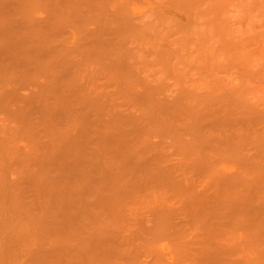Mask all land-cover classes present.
Returning <instances> with one entry per match:
<instances>
[{"label": "rangeland", "instance_id": "obj_1", "mask_svg": "<svg viewBox=\"0 0 264 264\" xmlns=\"http://www.w3.org/2000/svg\"><path fill=\"white\" fill-rule=\"evenodd\" d=\"M23 1V0H22ZM21 0L19 1V0H0V81L2 82H0V95H1V99H0V140L1 139H3L5 136L9 139V137H10V135H11V137L12 136H14V135H12V134H15L16 132V128H17V130L19 131V133L21 132L20 130H22V129H20L19 130V128H20V124L18 123L19 122V117L20 116H22L23 115V113L27 116V118H28V121H31L32 122V127H29V128H32V129H34V131H35V133H36V135L33 133L34 131H32L31 129H29V130H31L32 131V133L34 134V136L36 137V141H35V143L34 144H36L37 145V147L35 146H33L34 148H35V150H33V148H32V151H31V154H30V158H33L34 157V160H35V157L38 155H36V156H34L35 154H36V152H37V150H38V148H39V146H40V149H41V152L43 151L42 150V148L41 147H43V148H45L44 146L46 145V146H48V143L50 142V138L49 137H51V134H49L50 132H49V129H47L48 128V126H47V124H45L46 123V120L47 119H45V115L47 114V112H49V113H51V115H52V117L54 118V119H58V121H60L61 120V118L59 119L58 118V116H57V114L56 113H54L53 114V112H57V111H59L57 108H56V106H54V104L56 105L59 101H61V99L66 103V105H69L68 103H70V105L69 106H71V105H75L74 107L72 106V108L71 109H69L70 111H72V109L74 110V113L75 114H81L83 111V113L85 114V112H87V113H89L90 114V116L89 117H85V116H88L87 115V113L85 114V116L83 115V118H82V120L81 121H78L79 123L77 124V120H79L80 119V116L79 115H75L74 113H73V111L71 112L72 114V117H74V115L76 116V117H74V120L76 121V124H74V123H72V122H70V121H72V118L70 119L69 117H67L66 118V121H67V123L65 122V118H63V117H65V115H63V117H62V121H64V123H63V127L65 126L66 127V125H67V127L69 128L70 126H71V124H73L72 126L74 127L75 126V128L73 129L72 127L71 128H69V130H66L65 128L61 131V132H63V133H61V135L62 136H59L60 138V140H57L56 141V139H58V138H56V137H54L53 135V137H54V141L55 142H58V143H56V145L57 144H61V145H59V147H62L61 149H63V150H61L60 148V150L61 151H59V150H57L56 149V151L55 150H48V152H54L55 154H56V156L57 157H59V155L61 156L60 158H64V159H67V160H62V159H60V160H62V161H66V163L68 162V161H70L69 163H71V160H68V159H70L71 157H73V160H72V164L74 165V167H70V165L72 166V164H69V163H67V164H65L66 165V167L68 168L69 167V169H66V167H65V165L63 166V171L62 172H60L59 170V172L60 173H62V177H64V178H66L67 179V177H68V179H70V181L69 180H66V179H64V178H62V180L64 181H66L67 183L69 182V186H64V185H66L67 183H61V181L59 182V183H61L63 186H61V184H60V186H59V184L57 183H55V182H58L57 180H61V176H58V177H53V178H51L52 177V175L50 174L49 175V172L51 171V169L53 168L54 169V167H52V166H49V165H52V163L56 160H54L52 163H50L49 161L48 162H46L45 164H44V167L43 168H45V165L46 166H49L48 167V171H47V169H44V171H46V172H48V178L50 177V180L51 179H53V181L52 182H50L49 181V179L46 177L47 175V173L46 172H44V174L46 175V176H44L43 174H38L39 176H35L34 174H36L37 175V172H35L34 171V174H31V175H34L35 176V178L36 177H39L38 179V183H36L37 185H40V187L38 186V188L39 189H45V191L48 189V187H50V185L49 184H54L53 186L55 187V188H57V190H58V192H60L61 191V189L63 190L64 188H66V190L67 189H70L71 191H72V189L76 186L75 184H73V182H75L76 180H77V185H78V187H75V191L74 192H71L70 190L68 191V192H70V194L68 195V192L67 191H65V189H64V191H62L63 193H58V192H55L54 190V193H58V195L59 194H61L62 196H60L59 195V197H60V203H59V205H60V208L61 207H63L62 208V210L60 209V214H59V216L60 217H58V218H60V220L62 221H60L59 219H56V220H59L60 222H58V223H60L61 224V229L62 228H64L65 230L64 231H61L62 233H63V236L65 237V238H68V237H66V233H68V231H69V227H70V225H68V222L69 221H67V220H70V223H71V228H72V220H73V218H70V217H68V219L66 220H64V218H66V213H67V216H69V215H71V217L73 216H77L78 215V217H74V218H76V219H74V229L72 228V229H70V230H74L72 233H71V231H69V234H67L68 236L70 235V236H72L73 237V239H75V238H82V237H80L79 236V234H80V232H82L83 231V235L82 236H84L85 237V235L84 234H86V232H87V234H88V236H87V239L89 240V238H90V236H89V232H91L92 231V229L91 228H94L93 229V232H91L90 233V235H91V237H93V238H90V240H91V243H90V240H89V243L91 244V245H89L91 248H92V250H91V248L89 247V246H87L86 245V243H85V241L83 242L82 241V239H81V241L83 242L82 244L83 245H85V246H82V244L80 243V246H79V243H77L78 242V240L76 239L75 241H77V242H74L73 241V239L72 238H70L69 237V240L70 239H72V241L70 240V243H68L69 241L68 240H65L64 239V237H63V239L62 240H65L66 241V243L65 244H67L68 243V245H70V244H73V245H70V246H68V245H65V246H67V248H72V246L73 247H75L74 248V250H73V248H72V250H70L69 251V249L67 250V249H65V246H64V248H60V250L59 249H57L56 251H55V255H56V252L58 253V254H61V258H62V254L64 253L63 251H65V250H67L68 251V253H66V251H65V253L67 254V257H68V259L70 260V262L68 261V259H66L65 258V260L64 261H66L67 260V262H69V264H89V263H91V264H97L98 263V261H99V263L98 264H102V263H105L104 261H100V260H106V259H108V258H106V257H108V256H106V257H104L103 256V250H101V247L102 246H106L104 243H103V241H101V240H104V239H101V238H105L107 241H109V240H112L113 238V235L117 238V236H118V238L119 239H123L122 241H124V239H126V242H127V240H129V239H131V240H133L134 242H135V246H136V248H135V246L133 245V246H131V247H133L132 248V250L134 251V252H131V254H130V252L128 253V251L127 250H129L131 247H129V248H127L126 247V250H125V247L124 248H122V249H120V252L124 249V258H123V263H121V264H127V261L128 262H130L131 260H132V264H191V261L189 262H185L186 260H189L187 257H189V256H187V255H185V254H183L182 253V249L181 250H179V251H181V253H182V256H186V260L183 262L182 261V259H181V257L179 256V254L177 253V251H176V246L173 244V241L175 240V238H176V242H177V240L179 239L180 240V242L181 241H183V242H181L180 244H178V245H180V246H186L187 247V249L189 248V250H190V248L192 249L193 247H194V249L193 250H195L196 249V253L193 251L192 252V256H193V253L196 255L197 254V252H199L200 253V255H198L199 256V258H198V261H200L201 260V256H202V262H205V259L207 260V261H209V263L211 262L212 264H264V248H262V247H257L256 248V251L254 252V253H251V254H248V251H247V245L245 244V243H243L242 242V244H243V247H244V249L246 250V251H243L241 248V250H242V252H241V250L239 251L240 252V256H241V258H242V256H243V258H242V261H240V260H238L237 261V259L235 260H233V261H235V262H233L232 260L231 261H225L223 258H224V255L222 254V252H221V255H223V258L222 259H220L221 257H220V255H219V253L217 252L218 250L217 249H219V246H220V244H218L219 246H218V248L217 249H215V248H213V249H215V250H217V251H215V250H213V251H215L216 253H211V251H208L207 250V252H208V254H207V252H204V250L205 249H207V248H209V247H204V246H202L203 244L201 243L203 240H205V239H207L208 240V238L211 240V236H212V238H214L213 237V235H215V231H216V229H214V232H213V235H211V231L209 232V231H207V229H204L206 226H204V228H202V226H203V224L202 223H204V221L205 222H210V221H208V219H207V221L206 220H203L200 216V218L203 220V222H202V220H201V223L200 224H198L199 225V228H200V226H201V228L202 229H199V228H196V225H193L194 224V222L193 221H195V220H193V221H191V218H188L189 217V213L187 212V208L186 207H188V205L186 206V203L185 202H183L182 201V199L180 198V202H178V200H179V196H178V200L176 199H174L173 197H175V194L174 193H176V192H172V191H170L172 188H173V185H176V183H178L179 182V184H181L180 182H183V180H185L186 178H187V180H188V182L191 184V186H193V187H195V193H197L196 195H199L200 196V198L202 199L203 198V196H205V197H208L206 194H208L209 195V193H211V192H213V191H211L210 190V185L211 184H213V183H211V181H210V183L211 184H209V187L207 186V185H205V184H207L209 181V179L208 180H205V181H207V183H205L204 184V182H202V181H204V180H202V177H200V176H203V175H206V174H204V173H206V170H210V171H213V173L212 174H214V173H217L218 174V176L220 175V177H222V179H224L225 177V179L224 180H222V181H225L226 182V185L229 183V182H227V180L226 179H232L233 178V180L234 181H236L237 183H239L240 184V181H241V183H243V181H245V182H249L248 181V179H247V176H246V170H247V168H248V166H249V169H251V167L253 166V164L254 165H256L255 163H252V159H251V156H252V158H254V157H256L255 158V160L256 159H258L257 158V156H258V154H257V152H255V149L252 147V146H254V145H252V146H250L251 144H249V143H251L252 141H254L255 139L257 140V139H259V142H260V140L261 141H263V139H264V130H262V128H260L261 130H260V132H258V131H253L254 133L256 132V134H253L252 132H250L251 131V129H250V127H249V129L248 128H245V130L246 129H248L249 130V133L251 134V135H246L247 136V138L246 139H244V140H247V142H248V144H245V143H242V144H245V145H241V143L239 144V143H235V145H233V146H227V144L228 145H230L229 144V141L227 142L226 140H228L229 138H227L225 135H227V130H226V134H224V132L222 131V132H220V131H218L217 130V128L220 130V129H222L220 126H219V124H220V122L222 121V120H220V116H217V114L218 115H221L223 112H224V110H222V112H221V114H219L220 113V111H215V110H212V112H213V116H215V117H217L218 118V120H217V122H218V124H217V122H215V123H213L212 121H210V123H212V125H209L208 124V126H207V123H209V121L207 120V118H209V116L211 117V115L209 114L208 115V117H207V114H204L203 115V113H204V111H207L208 112V109L210 108V105L212 106L211 108L212 109H217V108H220V106L221 105H225V106H227V107H231L232 106V109H233V104H234V102L235 101H237L238 103H239V101L241 102V100L243 99L245 102H246V100H245V97H243L244 96V94L247 96V99H248V97H250V96H253L252 95V93H254V91H257L258 92V94H259V96L260 95H262V94H260V92L262 91L263 92V98H262V96H260L259 98H257V100H256V97H257V92H256V97L255 96H253V97H255L254 98V100L253 99H249L251 102H253V103H251L252 105H254V108H256L255 110L257 111V113H258V115L260 116V118L261 119H264V89H263V86H264V0H110V1H112V2H108V0H106L107 1V5H108V7H106L104 4H103V2H101L103 5H102V7L103 8H101V5H100V0H98L99 2L97 3L96 1L97 0H93L94 2H96V4H97V6L98 7H96V5H95V3L94 2H91V1H89V0H87V3L89 2V5H88V9H89V7H93L92 9H94V7L96 8V9H94V10H97V12L95 11L94 12V10H92L91 8H90V11L88 12L87 10L88 9H86V8H84V11H81V9H83V7L82 6H80V5H84L85 4V1L86 0H83V2H81L82 0H79V2H78V0H75V1H77L76 2V4H79V3H81V4H79V5H77L76 6V4H75V11H74V8H73V6H74V4L72 3V2H74L73 0H72V2H69V0H67V1H63L62 2V0H58L59 1V3H58V1L56 0V1H54V0H45L46 2H44L43 0H37V3H36V1L35 0H26V1H23V3H21L22 2ZM48 1V2H47ZM52 1V2H51ZM54 1V2H53ZM61 1V2H60ZM71 1V0H70ZM101 1H103V0H101ZM34 2H35V4H34ZM41 2V3H40ZM39 3V4H38ZM52 3V4H51ZM58 3V4H57ZM62 3H64V4H62ZM66 3H70V4H67V8H70L69 10L68 9H66V12H65V7H66ZM75 3V2H74ZM83 3V4H82ZM86 3V4H87ZM90 3H92V4H90ZM104 3H106V2H104ZM108 3H110V4H108ZM27 4H29L28 6H27ZM30 4H31V7H30ZM34 4V5H33ZM42 4V5H41ZM44 4H45V6H46V4H47V7H45L44 6ZM55 4H56V6H55ZM84 5L85 7H87V5ZM99 4V5H98ZM41 5V6H40ZM50 5V6H49ZM52 5V6H51ZM59 5H61V6H59ZM65 5V6H64ZM69 5V6H68ZM71 5H73L72 7H71ZM92 5V6H91ZM26 6V7H25ZM34 6V7H33ZM45 8H47V9H45ZM53 6H54V8H53ZM63 6V7H62ZM80 6V7H79ZM100 6V7H99ZM105 6V7H104ZM110 6V7H109ZM23 9H22V8ZM48 7H50V9L48 10ZM59 7V8H58ZM62 7V9L64 10H61L60 8ZM82 7V8H81ZM51 8H53V9H51ZM73 8V10H71ZM79 8V10H76V9H78ZM81 8V9H80ZM108 9V11H107V9ZM57 9H59V10H57ZM99 9H101V10H103V11H98ZM25 10V11H24ZM27 10H30V11H27ZM55 10H57L59 13H57V11L55 12ZM92 10V11H91ZM104 10H106V11H104ZM32 11V12H31ZM53 11H54V13H53ZM61 11H63V12H61ZM71 11V12H70ZM74 11V12H73ZM76 11H78V12H84V14L82 13V15H84V16H82V15H75V13H77ZM25 12H26V14H25ZM90 13V14H87V13ZM101 12V16H102V14L104 15L103 17L105 18V19H107V21H105L104 20V18L102 17H100V15H99V13ZM30 13V14H29ZM62 13V14H61ZM69 13V14H68ZM85 13H86V17H85ZM94 13V14H93ZM96 13H97V16L98 17H100L98 20H97V16H96ZM105 13V14H104ZM67 14V15H66ZM71 14V15H70ZM81 14V13H80ZM93 14V15H92ZM24 15H25V17H24ZM31 15H32V17H31ZM53 15V16H52ZM57 15V16H56ZM61 17H60V16ZM69 15V16H68ZM88 15L90 16V20L89 19H87L88 18ZM95 15V16H94ZM29 16V17H28ZM64 16V17H63ZM73 16H74V18H73ZM75 16H77V17H75ZM78 16H80L79 18H78ZM94 16V17H93ZM120 16L122 17V18H120ZM54 17H56L55 19H54ZM67 17H70L69 18V20H68V18ZM117 17H118V19H117ZM22 18V19H21ZM31 18V19H30ZM51 18V19H50ZM54 19V21L55 22H60V23H55L54 21H53V19ZM60 18H62V19H60ZM65 18H67V19H65ZM93 18V19H92ZM76 19V21H74ZM78 19V20H77ZM79 19H81V20H79ZM87 19V21L88 22H86L85 20ZM93 21H92V20ZM96 19V20H95ZM123 19V20H122ZM28 20V21H27ZM30 20V21H29ZM66 20V21H65ZM71 20V21H70ZM74 22H73V21ZM83 20H84V22L85 23H83ZM36 21V22H35ZM63 21V22H62ZM78 21V22H77ZM79 21H81V22H79ZM99 21V22H98ZM103 21H105V23L103 22ZM34 24H33V23ZM54 22V23H53ZM66 22H69L68 24V26H67V23ZM72 22V23H71ZM75 22L76 23H78V24H76L75 25ZM101 22V23H100ZM57 25V24H60V27L59 26H57V27H59V28H57L56 26V28H54V25ZM73 23H74V26H73ZM81 23V24H80ZM100 23V24H99ZM3 24V26H1ZM10 24V25H9ZM65 26H64V25ZM80 24V28L77 26V25H79ZM101 24H102V27H101ZM103 24H106V25H104V27H103ZM27 25L29 26L28 28H27ZM34 25H35V27H34ZM39 25V26H38ZM65 27V29H66V31H64L65 29H63V26ZM82 25V26H81ZM41 26V27H40ZM50 26H52V28L50 27ZM69 27V28H67V27ZM84 26V27H83ZM3 27V28H2ZM6 27V28H5ZM25 27V28H24ZM82 27V28H81ZM36 28H37V31H36ZM63 30H62V29ZM2 29V30H1ZM43 29V30H42ZM45 29H47L46 31H45ZM53 29L55 30L54 32H55V34H58V35H56L55 36V34H53ZM59 29H60V31H59ZM67 29H68V31H67ZM15 30V31H14ZM28 30V31H27ZM37 32V33H35V31ZM14 31V32H13ZM20 33V32H22L20 35L17 33ZM27 33H26V32ZM34 31V32H33ZM39 31V32H38ZM47 31H48V33H47ZM58 31V32H57ZM64 31V32H63ZM30 33V35H29V33ZM42 32H43V34H42ZM46 32V33H45ZM13 33V34H12ZM24 33H26L25 35H23ZM64 33V35L62 36V34ZM33 34H35V37L33 36ZM40 34V35H39ZM59 34H60V36H59ZM27 35V36H26ZM53 37V36H55L56 37V39H55V37H53L54 38V40L52 41V39L50 38L51 36ZM20 36V37H19ZM32 36V37H31ZM37 36H38V38H37ZM40 36V37H39ZM46 36V37H45ZM24 37V38H23ZM26 37H30V40H31V38H32V40L30 41L29 40V38H26ZM34 37V38H33ZM59 37V38H58ZM37 38V39H36ZM22 40V41H20V40ZM24 39H27L26 41H24ZM44 39H46V40H44ZM48 39H51V40H48ZM44 42H43V41ZM18 41H20V42H18ZM24 41V42H23ZM30 41V42H29ZM51 41V42H50ZM25 42H27V43H25ZM43 43L42 45H41V43ZM47 42H49V43H47V45H46V43ZM17 43H19V44H17ZM22 43H23V45H22ZM39 44L38 46H37V44ZM45 43V44H44ZM52 43V44H51ZM114 43H116V45L118 44V47L117 48H115L116 47V45H114ZM165 43V44H164ZM120 44V45H119ZM225 44H227V45H225ZM104 47H103V46ZM115 47H114V46ZM166 45H167V47H166ZM27 46V47H26ZM43 46V47H42ZM49 46L51 47L50 49H49ZM54 46V47H53ZM97 46H102L103 48L102 49H97ZM110 46H112L111 48H112V50L114 49V50H125L124 51V53H126L127 52V54L129 53L130 55H126V56H128L127 57V59L129 58H131V60H126V56L124 55V53H123V51L121 50V52H122V54L119 52L118 53V51L116 52V51H112V50H110L109 48H110ZM169 46V47H168ZM18 47H19V49H18ZM36 47V48H35ZM39 47L41 48V49H39ZM45 47V48H44ZM46 47H47V49H46ZM114 47V48H113ZM123 47V48H122ZM238 47V49H240V50H238L239 52H237L236 53V51L237 50H235L236 48ZM17 48V49H16ZM43 48V49H42ZM29 49V50H28ZM45 49V50H44ZM55 49V50H54ZM3 50V51H2ZM5 50V51H4ZM36 50H37V52H36ZM57 50V52H58V50H59V52H58V54H57V52H55ZM61 50V51H60ZM12 52V54H14V55H12V57L14 56V57H16V55H17V59L15 58H13L12 59V57H11V55H9V53L8 52ZM21 51V52H20ZM52 51V52H51ZM6 52V53H5ZM23 52V53H22ZM42 52H45L44 54L42 53ZM54 52V53H53ZM64 52H66V53H64ZM240 52H241V54H240ZM137 54V55H135V54ZM139 53H140V56H139ZM238 53L240 54V55H242V53H243V57H240V55L239 56H237L238 55ZM7 54V55H6ZM11 54V53H10ZM25 54V55H24ZM28 54V55H27ZM38 54V55H37ZM51 54H52V56H51ZM54 54H56V58L55 57H53V55ZM60 54V56H59V58H58V56L57 55H59ZM121 54V55H120ZM143 54V55H142ZM42 55H44V56H42ZM64 55H66L65 56V58L66 59H64ZM123 55V56H122ZM145 56V57H142V56ZM20 56H22L21 58H23L24 60H27V58H29L28 60H27V62L26 63H28L27 64V66H28V68H27V66L24 68L23 66L24 65H26L25 63H22V64H24L23 66H22V64L21 63H19V62H24V61H22L23 59H21V61L19 60L20 58ZM27 56V57H26ZM119 56H121V57H119ZM133 56H137V57H139L140 59H139V62H138V59H136L135 60V58L136 57H133ZM147 56H149L148 58H146ZM53 59H52V58ZM123 57V58H122ZM240 57V58H239ZM60 58H63V62H60L61 60H60ZM121 58V59H120ZM142 58H143V60L144 61H142ZM145 58H146V60H145ZM34 59V60H33ZM40 59H41V61H40ZM123 59V60H122ZM6 60H7V62H6ZM17 60V61H16ZM36 60V61H35ZM54 60V61H53ZM126 60V62H124ZM9 61V62H8ZM32 61V62H31ZM70 61V63H68L67 64V62H69ZM122 61H123V63H122ZM140 61H142V62H146V61H148V62H146V64L145 63H143L142 64V62L140 63ZM30 62V63H29ZM39 62L42 64V65H47V66H49V67H47L46 68V66H45V68L42 66V65H40L39 64ZM54 62V63H53ZM129 62V63H128ZM8 65H7V64ZM13 63H14V66H12L13 65ZM18 63H19V65H18ZM50 63V64H49ZM125 63V64H124ZM35 64V65H34ZM38 64H39V66H38ZM18 65V67H16ZM69 65V66H68ZM129 65V66H128ZM35 67V69H33L34 67ZM42 67L43 69H44V72H41L40 71V69H38L39 67ZM64 66H66L67 68H65ZM125 66H127V67H125ZM132 66V67H131ZM144 66V67H143ZM3 67V68H2ZM16 67V68H15ZM19 67H23L24 68V70L27 68L28 69V71H29V73H27V74H24V73H22L21 74V69L22 68H19ZM40 67V68H41ZM64 67V68H63ZM129 67H131L132 68V70H133V72H131L132 70L131 69H129L128 70V68ZM5 68V69H4ZM18 68V69H17ZM41 68V70H43ZM124 68V69H123ZM32 69H33V71H36V72H32ZM48 69H50L49 71H48ZM65 69V70H64ZM124 70V71H123ZM128 72H127V71ZM131 70V71H130ZM5 71H8V72H5ZM23 71V70H22ZM48 71V72H47ZM16 72V73H15ZM25 72H26V70H25ZM30 72H32L33 73V75L30 73ZM40 72H41V74H40ZM48 74H47V73ZM64 72V73H63ZM126 74H125V73ZM134 72L136 73V74H134ZM249 72H251V73H253V76L254 77H252V75H250V73ZM7 73V74H6ZM13 73V74H12ZM38 73V74H37ZM128 73H133V75H138L137 77H134V76H131V74H128ZM17 74V75H16ZM24 74V75H23ZM29 74H31L32 75V79H31V81H30V76H29ZM63 74H65V75H63ZM248 74L251 76V77H249L248 76ZM3 75V76H2ZM48 75H50V77L48 76ZM53 75V76H52ZM127 75V76H126ZM244 75H245V79H244ZM25 76H29V77H25ZM34 76H36L35 77V79H34ZM38 76V77H37ZM64 76V77H63ZM74 76V77H73ZM120 76V77H119ZM129 76H130V78L132 77H134L135 78V80L137 79L139 82H141V83H139V84H143L142 86L141 85H134V84H131V85H134L135 87H133V90H132V87H131V89L130 90H132V92L128 89L129 87V84H128V82L127 81H124L125 79L127 80V78H129ZM3 77V78H2ZM10 77V78H9ZM29 78V80L28 79H25V78ZM40 77H42V78H40ZM256 77V78H255ZM11 78H13V81H12V79ZM22 80H21V79ZM52 80H51V79ZM62 78H65V79H63L64 81L65 80H67L66 82H64L63 80H62ZM73 78V79H72ZM118 78H119V80H118ZM123 78V79H122ZM134 78L132 79L133 81H134ZM10 79V80H9ZM19 79V80H18ZM34 79V80H33ZM120 79H122V81L120 80ZM143 80V83H142V81H140V80ZM51 80V81H50ZM60 80L62 81L61 83H60ZM118 80V81H117ZM4 81V82H3ZM11 81L13 82V83H11ZM15 81V82H14ZM21 81V82H20ZM55 81V82H54ZM59 81V82H58ZM70 81H71V83H70ZM73 81V82H72ZM116 81H117V83H116ZM124 81V82H123ZM128 81H129V79H128ZM131 81V80H130ZM10 82V83H9ZM70 83L71 84V86H69V89H68V84H63V83ZM122 83L121 84V86H120V83ZM136 82V81H135ZM3 83H5V85L3 84ZM9 83V84H8ZM21 85H20V84ZM27 85H26V84ZM72 83H74V84H72ZM26 86H25V85ZM53 84V85H52ZM63 84V85H62ZM69 84V85H70ZM127 84V85H126ZM137 84V83H136ZM58 85H61V86H58ZM65 85V86H64ZM123 85H125V87L123 88ZM146 86H147V88H146ZM51 87V88H50ZM58 87V88H57ZM64 87H67L64 91H63V89L62 88H64ZM70 87H71V89H70ZM127 87V90L125 89ZM137 87V88H136ZM145 87V88H144ZM53 88H54V90H53ZM121 88H123L124 90H122ZM134 88H136L135 90H134ZM259 88H262V90L260 89V90H258ZM7 89H9L8 91H6ZM12 89V90H11ZM57 89H60V90H57ZM68 89V90H67ZM74 89V90H73ZM70 90L72 91V92H70ZM126 90V93L124 92ZM239 90V92H240V90H241V93H239V94H241V95H239L238 93H236V94H238V96H239V98H237L236 96L237 95H235L234 93L235 92H237ZM10 91H11V94H13V95H11L10 94ZM16 91V94H14V92ZM40 91V92H39ZM53 91V92H52ZM58 93H57V92ZM128 91V92H127ZM235 91V92H234ZM260 91V92H259ZM6 92V93H5ZM8 92V93H7ZM39 92V93H38ZM50 92V93H49ZM131 92V93H130ZM136 93V94H132V93ZM234 92V93H233ZM242 92H243V96H242ZM261 92V93H262ZM42 93V94H41ZM73 93H74V96H73ZM79 93V94H78ZM85 93H87V94H91V96L93 97L92 99L90 98V100H96V103L99 105H95V107L94 108H90V106H89V110H88V104H87V107L85 106V105H83L82 104V102H80V101H78L79 100V98H80V95L82 96V94H85ZM148 93V94H147ZM8 94V95H7ZM56 94V95H55ZM57 94H58V96H57ZM131 94V95H130ZM151 95V97L153 98L152 100H149V98H151V97H149L150 95ZM37 95V96H36ZM42 95V96H41ZM52 95L54 96V98L52 97ZM72 95V97L73 98H75V100L73 99V98H70V96ZM75 95L77 96V95H79L78 96V98L77 97H75ZM126 95V96H125ZM144 95H146V96H144ZM147 95H149L148 97H147ZM235 95V96H234ZM4 96V97H3ZM11 98H10V97ZM21 96V97H20ZM51 96V97H50ZM130 96H132V97H130ZM134 96H136L135 98H134ZM140 96V97H139ZM186 96H187V98H186ZM240 96H242V99L240 100ZM3 97V98H2ZM18 99H16V98ZM33 97V98H32ZM35 97V98H34ZM48 97V98H47ZM50 97V98H49ZM57 97H59V98H57V99H59L58 100V102H57V99L56 98ZM83 97H85V96H83ZM95 97V98H94ZM127 97H129V98H127ZM141 97H143L144 98V100H145V98L147 97L148 98V101L146 102V100H145V102L144 103H142L144 100H143V98L142 99H140ZM189 97H190V99H189ZM252 97V98H253ZM7 99V102H6V100H4V99ZM10 100H9V99ZM23 98V99H22ZM29 98V99H28ZM42 98H44V99H42ZM68 98H70L71 99V101L72 102H69L70 100L68 99ZM76 98L78 99L77 100V103L75 104V101H76ZM87 98V97H86ZM137 98V99H136ZM251 98V97H250ZM12 99H14V100H12ZM21 99V100H20ZM52 99V100H51ZM81 99H82V97H81ZM85 99V98H84ZM83 99V100H84ZM38 100V101H37ZM42 100V101H41ZM44 100H45V102H44ZM53 100H55L56 102H54ZM69 100V101H68ZM87 100V99H86ZM142 102H141V101ZM203 100H204V102H203ZM242 100V101H243ZM5 101V102H4ZM17 101H18V103H17ZM27 101V105H28V107H27V109L26 108H24V102H26ZM52 101V102H51ZM68 103H67V102ZM74 101V102H73ZM200 101H202L201 102V104L202 103H205L204 105H207L206 107H208V108H205V110L204 111H200L201 113H202V115H198V113L196 112L197 111V108L199 109V102ZM242 102V104L244 103V104H247V103H245V102ZM14 102H15V105H14ZM33 102H35V103H33ZM40 102H43V103H40ZM87 102V101H86ZM90 102V101H89ZM94 102V101H93ZM10 103V104H9ZM33 103V104H32ZM40 103V104H39ZM61 103V102H60ZM64 103V104H65ZM72 103V104H71ZM199 103V104H198ZM207 103V104H206ZM25 104V105H26ZM46 104V105H45ZM85 104V103H84ZM91 104V103H90ZM184 104H187V106H188V108L190 107V109H189V111L191 110H193L192 112H196L197 114H194V115H198V116H201V117H198V119L199 118H201V119H199V120H201L200 121V124H201V127H200V125L198 124V123H196V126H197V124L199 125L198 127H196V128H193V129H186L187 131L189 130V132L190 131H192L191 133H196L197 132V130H199L200 128V130L198 131L199 132V134L198 133H196V135L195 134H192V135H190L189 134V132H187L186 133V130L184 129V127L182 126V128L185 130V132H183V130L181 129V127L179 128V129H181V131L183 132H179V131H177L178 129H177V127H178V125H177V127H175V124H174V121L179 117L180 118V113H179V111H178V114H176L174 111L172 112L171 111V109L173 110V108H175L174 106H176L177 105V107L179 108V110L180 109H182L183 108V106H185ZM250 103L248 104V105H246L247 107L250 105V106H252ZM1 105H3V106H1ZM5 105H7V106H5ZM8 105H11V106H8ZM26 105V106H27ZM40 105V106H39ZM41 105H42V107H41ZM45 105V106H44ZM48 105V107H46ZM63 105V104H62ZM238 105V104H237ZM241 105V104H240ZM239 105V106H240ZM5 106V108H3ZM13 106H14V110H12L13 109ZM20 108H19V107ZM25 106V107H26ZM59 106V105H58ZM91 106H92V104H91ZM94 106V105H93ZM158 106H161L162 108H161V111H158ZM8 107V108H7ZM10 107V108H9ZM12 107V108H11ZM17 109H16V108ZM23 107V108H22ZM33 107V108H32ZM60 107V106H59ZM62 107V106H61ZM173 107V108H172ZM175 108V109H178V108ZM224 107V106H223ZM236 106L234 105V108H235ZM242 107H244V106H242ZM246 107V108H247ZM19 108V109H18ZM30 110H29V109ZM36 108V109H35ZM50 108V109H49ZM55 108L57 109V111H54L55 110ZM188 108H186V109H188ZM192 108V109H191ZM201 108V107H200ZM210 108V109H211ZM225 108V107H224ZM223 108V109H224ZM239 108V107H238ZM252 108V107H251ZM253 108V109H254ZM3 109H5V111H3ZM20 109H22V110H20ZM67 109V108H66ZM184 109V108H183ZM204 109V107H203V105H202V109L201 110H203ZM222 109V108H221ZM228 109V108H227ZM231 109V108H230ZM244 109V108H243ZM242 109V110H243ZM248 109V108H247ZM18 110H20V112H17ZM40 112H39V111ZM42 110H47V112H46V114L44 115V114H42L44 111H42ZM65 110V109H64ZM196 110V111H195ZM236 111H238L239 109H235ZM10 111H12L11 113H10ZM29 111V114L27 113ZM68 111V110H67ZM90 111V112H89ZM209 111H211V110H209ZM226 111V110H225ZM236 111H235V113H236ZM244 111V110H243ZM242 111V112H243ZM252 111V110H251ZM251 111H250V113H251ZM254 111V110H253ZM14 112H17V113H15V115H14ZM41 113V114H39V113ZM63 112V111H62ZM188 112V111H187ZM212 112H211V114H212ZM219 112V113H218ZM231 112H233V110L231 111ZM238 112H240V111H238ZM249 111L247 110V111H245V113L243 112V114L246 116V114L248 113ZM7 113V114H6ZM27 113V114H26ZM45 113V112H44ZM60 114H61V112H59ZM66 113H68V112H66ZM182 113H184V115L186 114V116H184L183 114V116L184 117H186L185 119H188L189 120V118H187V113H185V110H184V112H182ZM189 113V112H188ZM206 113V112H205ZM210 113V112H209ZM234 113V114H235ZM256 113V114H257ZM16 114L18 115V118H16ZM59 114V115H60ZM70 114V113H69ZM227 114V113H226ZM226 114H225V116H226ZM232 113H230V119L232 120V119H235V116H237V115H239V114H237V115H234L233 116V114L231 115ZM242 114V113H241ZM241 114H240V117H241ZM255 114V113H254ZM253 114V115H254ZM40 115H43V116H40ZM48 115V114H47ZM50 115V116H51ZM67 115V114H66ZM71 115H69V116H71ZM14 117V118H12V117ZM25 116V117H26ZM40 116V117H39ZM79 116V117H78ZM82 116V115H81ZM183 116H181V118H183ZM191 116V115H190ZM204 116H206L207 118H204ZM233 116V117H232ZM245 116H243V117H245ZM249 116V115H248ZM247 116V117H248ZM250 116H252V115H250ZM42 117L45 119H42ZM52 117H49V118H52ZM79 118V119H77L76 120V118ZM191 117H193V116H191ZM195 117V116H194ZM232 117V118H231ZM246 117V118H247ZM256 117V116H255ZM21 118V121H25V120H27V118L25 119V120H22V118H24V117H20ZM46 118H48V116L46 117ZM212 118V117H211ZM216 118V119H217ZM223 118V117H222ZM238 118V117H237ZM236 118V119H237ZM250 118V117H249ZM252 118V117H251ZM260 118L258 117V119H257V121L256 122H258V120L259 121H264V120H260ZM18 120V122L16 121V120ZM53 119V120H54ZM70 121H69V120ZM184 119V118H183ZM192 118H190V120H191ZM195 119V118H194ZM194 119H193V121H194ZM226 119V118H225ZM225 119H223L224 120V123L227 121V120H225ZM229 119V120H230ZM245 119V118H244ZM36 120V121H35ZM39 120H42V121H39ZM45 121V123H44V121ZM180 120H182V119H180ZM199 120H196V121H199ZM209 120H213L214 121V119H209ZM229 120H228V122H229ZM246 120V119H245ZM250 120V119H249ZM253 120H255V118H253L252 119V121ZM38 121H39V123L42 125V123H44L43 124V126L45 125V127H43V126H41L39 123H38ZM62 121H60V122H62ZM177 121V120H176ZM186 120H184V121H182V122H185ZM193 121H191V122H193ZM205 121V122H204ZM237 121V120H236ZM236 121H234V123H236ZM238 121H240L239 119H238ZM237 121V122H238ZM251 121V120H250ZM252 121H251V123H252ZM26 123H29V122H27V121H25ZM24 122V123H25ZM48 122V121H47ZM57 122V121H56ZM71 124H70V123ZM74 122V121H73ZM187 122H189V123H191L190 121H187ZM195 122V121H194ZM201 122H203L204 124H202ZM207 122V123H206ZM228 122H226L227 123V125L229 126V124H228ZM244 122V121H243ZM249 122V121H248ZM247 122V123H248ZM17 123L19 124V126L17 127ZM20 123H22L23 124V122H20ZM35 123H38V126L39 127H37L36 125L37 124H35ZM50 123V124H49ZM48 123V125H51L52 123L51 122H49ZM90 123V124H89ZM92 123V124H91ZM115 124L114 125V127L113 126H111V128L113 127L115 130H117V131H112V136L110 135V132L111 131H108L107 130V128H109L108 127V124ZM206 123V124H205ZM223 123V124H224ZM230 123V122H229ZM232 123H233V120H232ZM231 123V124H232ZM233 123V124H234ZM261 123H263V122H261ZM58 124H59V122H58ZM57 124V125H58ZM178 124V123H177ZM180 124H181V122H180ZM213 124H215V125H213ZM217 124V125H216ZM222 123H221V125H223ZM231 124H230V127H236L235 125H233V126H231ZM238 124V123H237ZM240 124V123H239ZM243 124V123H242ZM245 124V123H244ZM249 124V123H248ZM254 124H257V123H254ZM24 125V124H23ZM21 126V127H24V126ZM29 125V124H28ZM28 125H26V126H28ZM34 125V126H33ZM59 125H61V123L59 124ZM58 125V126H59ZM93 125H95L94 127H92ZM184 125H185V123H184ZM194 125V124H193ZM227 125H226V127H227ZM253 125V124H252ZM259 125V124H258ZM257 125V127H255L256 125H254L253 127H255V129L256 128H259V126ZM264 125V124H263ZM36 126V127H35ZM53 126V125H52ZM56 126V125H55ZM58 126H57V128H58ZM90 126H91V128H90ZM189 127H190V125H188ZM195 126V125H194ZM207 126V127H206ZM212 126V127H211ZM218 126V127H217ZM223 126H225V124L223 125ZM239 126V125H238ZM238 126L236 127V128H238ZM242 126H244V125H242ZM247 126V125H246ZM35 127V128H34ZM42 127V128H41ZM186 127H187V125H186ZM193 126H191V128H192ZM214 127V128H213ZM225 127V128H226ZM252 127V126H251ZM263 127V126H262ZM36 128H40V130L39 129H36ZM57 128H55V129H57ZM61 128V127H60ZM67 128V129H68ZM92 128H94V131L96 132V131H98L97 133H99V135H100V137H99V135H98V137L99 138H102V140L103 141H101L100 139H99V142L97 143L96 142V140L98 139L97 137H96V140H95V136L97 135H95L94 133H93V131H90V130H93ZM199 128V129H198ZM210 128H213L214 130H215V128H216V132L212 129V135L214 136V132H215V136L213 137L212 135H211V129ZM264 128V127H263ZM44 129V130H43ZM47 129V130H46ZM177 129V130H176ZM205 130V131H203V130ZM207 129V130H206ZM208 129H210V133H209V131H208ZM231 129V128H230ZM233 129H235V128H233ZM241 129H242V127H241ZM241 129H240V131H241ZM45 130H46V132H45ZM54 129H52V131H53ZM60 130V129H59ZM59 130H58V133H59ZM194 130H196L195 132H193ZM223 130L225 131V129L223 128ZM228 130H229V127H228ZM237 130V129H236ZM245 130H242V131H244V133H245ZM259 130V129H258ZM37 131V132H36ZM45 132L46 133V136L47 135H49V137H46L45 138V135H43V133H41V132ZM51 131V132H52ZM65 131H68V133H65ZM88 131H90L91 132V134L93 133V135H91L90 134V132L88 133V138L86 137L87 135V132ZM231 131V130H230ZM233 131H235V130H233ZM238 131V130H237ZM239 131V132H240ZM241 131V132H242ZM55 132H57V131H55ZM108 132V133H107ZM201 132V133H200ZM203 132V133H202ZM208 133V134H206L205 135V133ZM218 132H220V136L221 135H223L224 134V136L226 137V140H224L225 138H223V136H222V139L221 140H224V145L222 146V143H223V141H221V144H220V136L218 135L219 133ZM3 133V134H2ZM22 133V132H21ZM38 133H40V134H38ZM44 133V134H45ZM57 133V134H58ZM121 133V134H120ZM122 133H123V135L124 136H122ZM189 134V135H186V134ZM223 133V134H222ZM229 133V132H228ZM246 133H247V131H246ZM245 133V134H246ZM17 134H18V132H17ZM24 134V133H23ZM29 134H31V132L29 133ZM64 134V135H63ZM81 134H82V137H83V135H84V139H86V144H88L87 146L85 145V144H83V143H85V141H84V139L82 140V137H81ZM89 134H90V137H92V138H89ZM106 134H108V135H106ZM120 134V135H119ZM182 134V135H181ZM202 134H204V136L202 135ZM230 134V133H229ZM235 134V133H234ZM248 134V133H247ZM253 134V135H252ZM3 135V136H2ZM5 135V136H4ZM26 135V134H25ZM43 135V136H42ZM95 135V136H94ZM102 135H104V136H102ZM195 135V136H194ZM198 135H199V137H198ZM208 135V136H207ZM213 137V139H212V137ZM231 135V138H232V136H233V133L232 134H230ZM229 135V136H230ZM24 136V135H23ZM31 136H33V135H30V138H31ZM40 138H39V137ZM43 137V142H40V141H42V137ZM102 136V137H101ZM105 136L107 137V138H105ZM112 137V139H114L115 140V137H117V136H119V138L121 139V137L120 136H122L123 138H127L128 136H130V137H128V138H130V141H132V142H135V141H138V137H140L141 139H139L140 141H143L142 140V137H144V139H145V141H143L142 142V144L144 143L147 147H146V150H148L147 148H151L150 150L151 151H153V148H154V152L156 151L157 153L155 154V153H152L151 151V153L152 154H154V162H155V158H156V156H161V155H163V153L165 154V155H163V158H165V156L167 157L168 156V158H167V162L168 161H170V162H168V164H169V169H170V171H168L167 172V170L166 169H168V167L166 166L167 165V163H166V165L165 164H163V165H165V168L163 169L164 171L163 172H161L159 175H161V176H165V175H169V173H171L170 175H169V177L170 176H173V178L175 179H173L172 177V179L174 180V184L172 185V187H171V185L169 184V186L171 187V189L169 190L168 188H167V190H166V188H165V190H164V194H162L163 195V200L162 201H164L166 198V200H167V202L164 204L165 206H166V204H167V207H170V208H167V207H165L163 204V206H164V208H162L163 206H161V205H157L156 203L158 202V201H160L159 200V197H157L158 195H156V191L157 190H155L156 188V186L154 187V191L155 192H153L152 191V193H154V195H151L153 198H155V197H157L158 198V200L155 202V199H153L154 200V205L151 203V204H149L148 206H150V208L148 209V206H146L145 204V206L147 207H145V209H143V207H142V209H141V206H139V205H137V206H139L140 207V210L141 211H139V212H137V215L136 214H131L132 212H130V211H132V210H130V208L127 206V204H126V208L128 207L129 208V212H130V215H132V217L131 216H129V212H126V213H128V216H125V214H124V216L123 217H125V218H123L122 220L123 221H125V219H126V217L128 218L129 217V219L126 221V223L125 222H122V225H120V226H124L125 225V227L123 228V227H121V228H119L120 226H119V224H118V228L117 227H115V226H113V224H111V223H108L107 224V222L109 221V217L107 218V220L108 221H105L104 220V218L106 219V216L104 215V214H107L109 211H112V209H115V207H117L116 209H119L118 207L120 206V204L118 203V202H120V201H122L123 200V198L125 197H123L122 195H123V192H126V193H129L128 195H129V197H131L130 196V191L128 190V188H127V184H125V187L124 186H122V187H124L125 189H127L128 191H126L124 188H120L121 190H119L120 192V194L119 193H116V192H114L115 193V197H117L118 199H115V198H112L111 196H113V195H109L113 200L115 199V201H112V200H110V198H109V196L108 197H106V198H108L110 201H112V202H109L108 200H107V203H106V198L104 197L105 195L107 196L108 195V193H106V194H104L103 195V192H104V190L105 189H103V188H105L104 186H105V183H103V182H105V180L104 181H102L103 180V176L101 177V175H105L106 176V174H107V176H110V177H108V179H109V181L110 180H112V178H116L117 177V179H119L118 177L119 176H121L122 174H125L126 175V173H127V171H122V174L121 173H119L120 172V170H122L123 168H121L120 170H119V172L117 171L118 169H116V167L118 166L115 162L114 163H112L111 161H110V158H111V156H112V158H113V160L115 161L116 159L118 160V162H120L121 163V160L123 159V158H121V160H120V158H119V153L118 152H115V153H117L118 154V156H117V154H116V157H115V154H114V156L113 155H111V153L110 154H107V153H109V150L110 149H112L115 145L117 146V144H115L114 146L111 144V143H116V142H120L121 140H118V137L116 138V140L117 141H113V140H111V139H109V144H111L113 147H111L110 145H108L109 147H110V149H109V147H108V149L106 148V146H105V144L107 143L108 144V138H111ZM190 136V137H189ZM203 136V139H205V137H206V142H210L211 143V145H210V143L208 142L207 144H206V142H205V144L203 143L204 141H203V139H199L200 137H202ZM216 136H219V137H217V140L219 141H214L215 140V138H216ZM228 136V135H227ZM237 136V135H236ZM15 137V136H14ZM13 137V138H14ZM19 137V136H18ZM26 137V136H25ZM27 137H29V136H27ZM27 137H26V140H27ZM62 137H64V138H62ZM86 137V138H85ZM104 137V138H103ZM182 138L183 139V137L187 140V141H189V139L191 138V140L189 141L191 144H192V146H191V144L190 143H188L187 141H184L182 144H181V140L182 139H180V138ZM198 137V138H197ZM207 137H209L210 138V140H209V138H207ZM239 137V136H238ZM240 137H242V136H240ZM239 137V138H240ZM22 138V137H21ZM44 138L46 139V140H48V139H50V140H48L47 142H46V140L44 141ZM52 138V137H51ZM56 138V139H55ZM135 138H136V140H135ZM177 138V141H176V144L174 145V140ZM192 138H193V141H192ZM233 138H235V136L233 137ZM5 139V138H4ZM12 139V138H11ZM32 139H34V137L32 138ZM41 139V140H40ZM65 140V141H61V140ZM73 139H80V141H84L83 143L82 142H79V140H77V142L78 143H76V142H73V141H75V140H73ZM87 139H91L93 142H94V145L93 144H89L90 142H88V140ZM105 139H107V142L106 143H104V141H105ZM237 139V138H236ZM236 139H234V141L235 142H237L236 141ZM243 139H240V140H243ZM13 140V139H12ZM14 140H15V138H14ZM21 140V139H20ZM134 140V141H133ZM178 140H180V142L178 141ZM198 140V141H197ZM211 140H213L212 142H211ZM250 140V141H249ZM255 140V141H256ZM3 141V140H2ZM28 141V140H27ZM25 141V138H24V141L22 142V141H18V144H16V145H14V144H11L10 143V141H8L12 146L14 145V147L16 146L17 147V153H19L20 154V152H22L23 154H24V156H23V154H21V155H19V158H22V157H25V151H26V149H27V147H29V146H32L33 145V143L31 142V141ZM33 141V140H32ZM71 141H72V143H71ZM101 141V142H100ZM123 141V140H122ZM129 141V140H128ZM129 141V142H130ZM201 142V144H199L200 142ZM227 142V144H226V142ZM254 141V142H255ZM11 142H13V141H11ZM39 142H40V144H39ZM44 142H46V143H44ZM59 142H61V143H59ZM66 142V143H65ZM68 142L70 143V146L68 147V146H66L65 147V145L66 144H68ZM95 142H96V144L98 145V147H99V145H100V150L102 149L103 150V156H99V158H96V160L98 159V161H96V160H94L95 159V155L96 156H98L99 155V153H100V150L98 149V147H97V145H95ZM125 142H127V141H125ZM131 142V143H132ZM179 142V144L180 145H183L184 147H189V149H188V153L189 154H191V155H189L188 153H187V150H184L185 151V153H184V151H183V153L181 152V150H183V148L181 147V149L180 150H178L177 148H179L180 146H177V143ZM199 142V143H198ZM246 142V141H245ZM253 142V143H254ZM2 143V142H1ZM0 143V144H1ZM5 143H6V139H5V142H3V145L2 146H4L5 147ZM14 143H16V142H14ZM20 143H23L24 145H27V147H25L23 144H21V145H23V146H21L20 145ZM30 143V144H29ZM32 143V144H31ZM51 143V142H50ZM49 143V144H50ZM63 143V144H62ZM92 143V142H91ZM99 143H102V145L101 144H99ZM103 143H104V145H103ZM123 143H124V141H123ZM139 142H137V144H138ZM196 143V145H194V144ZM216 143V144H215ZM232 143V142H231ZM234 143V142H233ZM258 143V141H256V144ZM263 143V142H262ZM261 143V144H262ZM7 144V143H6ZM29 144V145H28ZM39 144V145H38ZM52 144H53V142H52ZM52 144H50V145H52ZM74 144V145H73ZM78 144V145H77ZM119 144V143H118ZM128 144H130V143H128ZM143 144V145H144ZM187 144V145H186ZM190 144V145H189ZM199 146H198V145ZM209 144V145H208ZM215 144V145H214ZM225 144H226V147L227 148H229V149H232V147L234 148V151H232L231 150V153H230V150L229 149H227V150H229V151H227L226 150V147H225ZM239 144V147L238 146H236V145H238ZM260 144V145H261ZM90 145H92L94 148H95V146L97 147V149L98 150H96V151H93L94 150V148H92V146H90ZM125 145V144H124ZM134 145H136V143L134 144ZM139 145H141L140 143H139ZM186 145V146H185ZM189 145V146H188ZM201 145V146H200ZM202 145H206V146H209V149H208V147H205V146H202ZM218 145H219V147H218ZM221 145V146H220ZM232 145V144H231ZM247 145V146H246ZM249 145V146H248ZM259 145V146H260ZM263 145H264V143H263ZM1 146V145H0ZM1 146V147H2ZM8 146H9V144H8ZM75 146V147H74ZM77 146V147H76ZM82 148H81V147ZM88 146H90L93 150V152H95V154L93 155L92 153H89V152H91V150H90V147H89V150L87 149V147ZM105 146V147H104ZM116 146H115V148H114V150L112 151H110V152H114L115 150L116 151H118L117 150V148H116ZM126 146V145H125ZM151 146V147H150ZM175 146H176V149L177 150H175ZM234 146H236V147H238L239 149H240V146H241V148L243 149L241 152L240 151H238L239 149L237 148V151H235V148L236 147H234ZM0 147V149H2ZM11 147V146H10ZM55 147H58V146H55ZM68 147V150H69V148H70V150H69V152H68V150H64V149H66ZM72 147H73V149H72ZM86 147V148H85ZM104 149H103V148ZM119 147V146H118ZM122 147V146H121ZM137 147V146H136ZM143 147V146H142ZM158 147H159V149H158ZM187 147L185 148V149H187ZM190 147H192V148H190ZM195 147V148H194ZM200 147H202V148H200ZM203 147H205L204 149H203ZM223 149V152L224 153H222V151L220 152V150H222L221 148ZM224 147H225V149H224ZM249 148V149H253L252 151L251 150H249V152H248V150H247V148ZM250 147H252V148H250ZM255 147V146H254ZM263 147V146H262ZM12 148V147H11ZM9 149V147H8V149L11 151H14L13 149ZM52 148H53V146H52ZM76 148H77V150H78V153H76L75 154V152L77 151L76 150ZM123 148V147H122ZM132 148V147H131ZM134 148V147H133ZM137 148H139V147H137ZM136 148V149H137ZM141 148V147H140ZM155 148H157L158 150H156ZM174 148V149H173ZM207 148V149H206ZM213 150H211V149ZM245 148H246V150H247V152H243V151H245ZM256 148V147H255ZM5 149H6V147H5ZM4 148H3V150H5ZM30 149V148H29ZM29 149H27V150H29ZM80 149V150H79ZM121 149V148H120ZM129 149H130V147H129ZM199 149H202V150H204V151H202L201 150V152L202 153H200L199 151ZM259 149H260V147H259ZM262 149V150H261ZM260 150H261V152H259V154H261L264 150V147L263 148H261ZM2 150V151H3ZM19 150H22V151H19ZM46 150V149H45ZM76 150V151H75ZM84 152H83V151ZM85 150L86 151H88V152H86V154H84L83 155V153H85ZM102 150H101V152H102ZM106 151V154H104V152ZM124 150V149H123ZM131 150V149H130ZM129 150V151H130ZM142 150H144V148H142ZM142 150H140L141 152H142ZM146 150H144V151H146ZM163 151V153L161 152V151ZM173 150H175L177 153H176V156H175V152L173 153ZM189 150H194L193 152H194V154H192V152H190ZM197 150V151H196ZM206 150H207V152H206ZM219 150V151H218ZM225 150H226V152H227V159H229V160H233L231 163H230V165L228 166V163H229V161L227 160V159H225L224 157L222 158V159H224V160H222L221 159V165H220V159L219 158H221L226 152H225ZM241 150V149H240ZM258 150V148H256V151ZM7 151V150H6ZM10 151H7L8 152V156L5 158V156H3L2 154H3V152L2 153H0V155H2L0 158L1 159H6V162H4V161H0V165H2V167L3 168H6V170L5 169H2L1 167H0V172L1 171H3V173L5 172L6 174H4V176H5V178H6V180H5V178H3L8 184H9V186H16L17 188H18V192L20 193V191H19V189H20V187H22V186H20V187H18L17 185H18V183L20 184V182H21V180H19V178H20V176H19V173L18 172H15L16 171V168L18 167V166H16V168L14 167L15 166V164H17V162H18V160H12V161H10L9 162V160H8V157H9V154L10 153H13L12 151L10 152ZM25 153H24V152ZM40 151V150H39ZM38 151V152H39ZM62 151H63V153H62ZM65 151H66V153H65ZM82 151V153L80 154V152ZM108 151V152H107ZM120 151V150H119ZM125 151H127V150H125ZM133 151H134V149H133ZM138 151H139V149H138ZM143 151V152H144ZM182 153V155H181V153ZM208 151H210V152H214L215 154H217V152H219V153H221V154H223V155H221V154H218V156L217 155H212V153H210V152H208ZM255 153H254V152ZM7 152H4V154H6ZM15 152H16V150H15ZM37 152V153H38ZM41 152H40V154H41ZM44 152V151H43ZM43 152H42V154H43ZM46 152V151H45ZM140 152V153H141ZM148 152V151H147ZM147 152H146V154H147ZM161 152V155H159L158 153H160ZM195 152H196V154H195ZM242 154V152L243 153H245V154H240V153ZM253 152V153H252ZM32 153H34V154H32ZM70 153V154H69ZM73 153V154H72ZM97 153V154H96ZM126 153V152H125ZM149 153V152H148ZM204 153H206L205 154V156L203 155ZM207 153H209V155L207 154ZM247 153V154H246ZM248 153H249V155H248ZM15 154V153H14ZM39 154V155H40ZM64 154L67 156H69L70 155V157H66V156H64ZM91 154V155H90ZM121 154H123L124 155V151H123V153H121ZM131 154V153H130ZM130 154L128 155V153L125 155V159L124 160H129V161H127V162H129V164L130 163H132V162H136V160H134V159H132V157H130ZM133 154H134V152H133ZM132 154V155H133ZM138 154V153H137ZM200 154H202V155H200ZM210 154L213 156V158L210 156ZM232 156H231V155ZM236 154H238V155H236ZM254 154H257V156L256 155H254ZM13 155V154H12ZM11 155V156H12ZM16 155V154H15ZM26 155H27V153H26ZM63 155V156H62ZM72 155V156H71ZM76 156V158H75V156ZM79 155L81 156L80 158H79ZM90 155V158H88V156ZM102 155V154H101ZM135 155V154H134ZM133 155V156H134ZM141 155H143V154H140V156ZM150 155V154H149ZM181 155V158L182 159H184V158H186V160H182L179 156ZM183 155H187V157H184ZM191 156V157H189V156ZM197 155H199V156H197ZM226 155H224V156H226ZM241 155V157L243 156V158H247V156H245V155H248V158H249V156H250V158H249V160H248V158L246 159V161H244L242 158V160L240 159V158H238L239 156ZM262 155H264V154H262ZM21 156V157H20ZM28 156V155H27ZM33 156V157H32ZM42 156H44V155H42ZM45 156H46V153H45ZM52 156V155H51ZM55 156V157H56ZM83 156V157H82ZM86 156V159H84V157ZM91 156H94V161L95 162H93V160H91L92 158H91ZM146 156V155H145ZM183 156V157H182ZM194 156H196V157H194ZM202 156H204L203 158H202ZM237 156V157H236ZM245 156V157H244ZM260 156V155H259ZM2 157H4V158H2ZM15 157V156H14ZM14 157H12V158H14ZM16 157H18V154H17V156ZM38 157V156H37ZM40 157V156H39ZM56 157V158H57ZM124 157V156H123ZM150 157H152L151 155H150ZM158 157V158H159ZM173 157H175L174 158V160H175V162H173ZM179 157V158H178ZM194 157V158H193ZM206 157H207V159H206ZM209 157V158H208ZM210 157L212 158V159H210ZM219 157V158H218ZM229 157V158H228ZM233 157V158H232ZM261 157V156H260ZM27 158H29V157H27ZM46 158H48V157H46ZM78 158H79V160H78ZM115 158V159H114ZM119 158V159H118ZM134 158H136V157H134ZM139 158V156H137V158L136 159H138ZM142 158V157H141ZM143 158H144V156H143ZM142 158V159H143ZM147 159L149 158V157H146ZM160 158H162V157H160ZM163 158H162V160H159L160 162L161 161H163ZM172 158V159H171ZM188 158H189V160H190V164H193L194 163V161H195V163H199V164H204V165H206V166H200L199 164V166L201 167V169H200V171L198 172V170H199V168H198V166L196 167V165L197 164H193V166H191L190 164L189 165H186L187 166V168L188 167H193V168H195L196 167V169H193V168H191V172L190 173H188V171H190V169L188 168V170L184 167V166H182L181 165V163H183V162H181L180 163V159H181V161H184V162H186L187 160H188ZM192 158L193 159H196V160H194L193 161V163L191 162L192 161ZM199 158V159H198ZM201 158V159H200ZM236 158V159H235ZM238 158V159H237ZM0 159V160H1ZM4 159V160H5ZM41 159V158H40ZM43 159H44V157H43ZM49 159V158H48ZM52 159V158H51ZM53 159H54V155H53ZM59 159L57 158V163H53V165H55V164H57V166L59 165ZM76 159V160H75ZM91 160V161H88V160ZM142 159H140V161L142 160ZM197 159H198V161H197ZM203 159V160H202ZM204 159H205V161H204ZM235 159V160H234ZM259 159H263V158H259ZM258 159V160H259ZM7 160H8V162H7ZM10 160H11V158H10ZM21 160V159H20ZM19 160V161H20ZM22 160H23V158H22ZM25 160V159H24ZM27 160V159H26ZM25 160V161H26ZM37 160H39L38 158H37ZM112 160V159H111ZM157 160V159H156ZM200 160V161H199ZM202 160V161H201ZM206 160H208V161H206ZM227 161V163H226V161ZM17 161V162H16ZM29 161V160H28ZM32 161V160H31ZM36 161V160H35ZM40 162H42L41 160H39ZM52 161V160H51ZM61 161V162H62ZM79 161V162H78ZM80 161H81V164H80ZM83 161H85V163H83ZM89 163H88V162ZM150 161V160H149ZM158 161V162H159ZM165 161H166V158H165ZM225 163H224V162ZM257 161V160H256ZM30 162V161H29ZM29 162H27V163H29ZM33 162V161H32ZM38 162V161H37ZM43 162H45L44 160H43ZM73 162H76V164H74ZM78 162V163H77ZM117 162V161H116ZM117 162V163H118ZM147 161H146V159H145V164H147L146 166L147 167H149L150 168V166H149V164L148 163H146ZM151 162H153V160L151 159ZM209 163L208 165H207V163ZM258 162V161H257ZM259 162H260V160H259ZM258 162V163H259ZM14 163V164H13ZM20 163H21V161H20ZM23 163H26V162H23ZM31 163V162H30ZM29 163V164H30ZM83 163V164H82ZM90 164V165H88V164ZM91 163H93V165H91ZM119 163V164H120ZM138 163H139V161H138ZM143 163V162H142ZM143 163V164H144ZM188 163H189V161H188ZM250 163H251V165L252 166H250ZM4 164H6V166L4 165ZM18 164H19V162H18ZM17 164V165H18ZM33 163H31V165H32ZM37 164V163H36ZM40 164V163H39ZM78 164V165H77ZM84 164H86V165H84ZM98 164H99V166H98ZM117 165V166H115V165ZM136 163H133V165H135ZM144 164V165H145ZM186 164H187V162H186ZM223 164H226L227 166H225V165H223ZM260 164V163H259ZM259 164H257L258 166H259ZM262 164V163H261ZM260 164V165H261ZM12 165H13V167H12ZM20 165H22V164H20ZM43 165V164H42ZM67 165H69V166H67ZM76 165V166H75ZM94 165L96 166L95 167V169H93V171H92V168H94ZM123 165V164H122ZM125 165H127V164H125V162H124V166H121V167H125ZM131 165L132 164H130V167H131ZM183 165H185V163L183 164ZM211 165V166H210ZM256 165V166H257ZM39 166H41V164L40 165H34V167H33V169L35 170V168L36 169H38L39 171H40V173H42V171L43 170H41V169H39ZM83 166H86L87 168H88V170H87V168L85 167V168H83L84 170L86 169V171H91L93 174H91L90 172H89V175L87 174V172H86V174H85V171L82 169V167ZM120 166V165H119ZM140 166H142V165H140L139 164V167ZM151 166L152 167H154L155 166V164H154V166H153V163H151ZM208 166V167H207ZM256 166H254V167H256ZM263 166H264V164H263ZM20 167V166H19ZM23 167V166H22ZM27 167H31V166H27ZM56 167V166H55ZM79 167H81V169L79 168ZM89 167H91V168H89ZM127 167H129V165L127 166ZM129 167V168H130ZM135 167V166H134ZM138 167V168H139ZM146 167V168H147ZM151 167V169H153ZM184 167V168H183ZM206 167H207V169H206ZM210 167H213L212 169L210 168ZM260 167V166H259ZM42 168V167H41ZM42 168V169H43ZM59 168H62V166L60 165V166H58V169ZM97 168V169H96ZM117 168H119V167H117ZM135 168H137V167H135ZM145 168V167H144ZM146 168L145 169H143V170H146ZM184 171H187V173L190 175H187L186 176V178H185V173L183 172V170ZM208 168H210V169H208ZM261 168H262V166H261ZM22 169V168H21ZM20 169V170H21ZM31 169V168H30ZM50 169V170H49ZM66 169V170H65ZM72 169V170H71ZM77 169H80L81 171H83V173H81L80 171H78ZM126 169V168H125ZM128 169V168H127ZM126 169V170H127ZM150 169V170H151ZM156 169H162V168H160V166H159V164H158V167L156 168V166H155V172L157 173L158 171H156ZM168 169V170H169ZM260 169V168H259ZM5 170V171H4ZM25 170V169H24ZM24 170H21L22 171V173H24L25 171ZM27 170V169H26ZM38 170H36V171H38ZM62 170V169H61ZM71 171V172H73V173H70L69 171ZM124 170V169H123ZM129 170V169H128ZM139 170V169H138ZM141 170V169H140ZM143 170H142V172H143ZM154 170V169H153ZM166 170V171H165ZM196 170V171H195ZM256 170H258V168H256ZM260 170H263V169H260ZM18 171V170H17ZM24 171V172H23ZM29 171V170H28ZM32 171V170H31ZM38 171V172H39ZM55 171H56V169H55ZM55 171H53L52 170V172L51 173H55ZM58 171H57V173H58ZM80 172L79 174L78 173H76V174H78L77 176L75 175V172ZM117 171V173H118V175L119 176H117V173H116V177H114L115 175V172ZM130 171V170H129ZM133 171L136 173L135 175H136V177H138L137 176V174L139 175V173H141V171H135L134 169H133ZM149 171V170H148ZM195 171V173H192V172H194ZM203 171V172H202ZM249 171V170H248ZM27 172V171H26ZM69 172V173H68ZM123 172H126V173H123ZM131 172H132V169H131ZM150 172V171H149ZM151 172H152V170H151ZM149 173V175L150 174H154V172H152V173ZM196 172H197V175H195L196 174ZM202 172V173H201ZM209 172V171H208ZM259 172V171H258ZM263 172V171H262ZM16 173H18V174H16ZM32 173V172H31ZM53 173V174H54ZM96 173V174H95ZM148 173V172H147ZM155 173V174H156ZM164 173H165V175H164ZM168 173V174H167ZM199 173V174H198ZM200 173H201V175H200ZM210 173V172H209ZM21 174V173H20ZM25 174H27V173H25ZM28 174L30 175V173L28 172ZM56 174V173H55ZM63 174H65V175H63ZM69 174H72V175H68ZM84 174V175H83ZM91 174V175H90ZM100 174V175H99ZM129 174V173H128ZM142 174V173H141ZM194 174V175H193ZM211 174V173H210ZM209 174V175H210ZM216 174V175H217ZM245 174V175H244ZM261 174V173H260ZM23 175V174H22ZM41 175H43V177H40ZM79 175H81V176H79ZM88 175V176H87ZM96 175V177H94ZM114 175V176H113ZM144 175V174H143ZM147 175V174H146ZM157 175V174H156ZM159 175H157V176H159ZM193 175V176H192ZM198 175H200V176H198ZM263 175V174H262ZM2 177H3V175H1ZM0 176V177H1ZM33 176V177H34ZM56 176V175H55ZM71 176H76L75 177V179L76 180H72L71 178ZM84 176H87V177H89V178H85ZM94 177V180H92L93 178L92 177ZM105 176H104V179H105ZM112 176V177H111ZM130 176H131V174H130ZM142 176V175H141ZM148 176V175H147ZM150 176H153V177H155L154 175H150ZM195 176V177H194ZM207 176V175H206ZM215 176V175H214ZM217 176V177H218ZM233 176V177H232ZM246 176V177H245ZM25 177H26V175H25ZM29 177V176H28ZM27 177V178H28ZM45 177V178H44ZM69 177H71V178H69ZM78 177V178H77ZM79 177H81V178H79ZM122 177H123V175H122ZM143 177V176H142ZM145 177V176H144ZM143 177V178H144ZM166 177H168V176H166ZM190 177V178H189ZM196 177H198V178H196ZM210 177V176H209ZM216 177V176H215ZM229 177V178H228ZM261 177H263V176H261ZM23 178V177H22ZM30 178H31V176H30ZM30 178H28L29 180H30ZM59 178V179H58ZM102 178V179H101ZM127 178V177H126ZM130 178V177H129ZM129 178H127V180L129 179ZM149 178H151L152 179V181H151V183H155V182H153V178L152 177H148L146 180H148ZM158 177H156V178H154V179H157ZM201 178V179H200ZM204 178H206V177H204ZM211 178V177H210ZM251 178V177H250ZM249 178V179H250ZM260 178V177H259ZM258 178V179H259ZM2 179V181H4ZM43 179V180H42ZM96 179V180H95ZM120 179H122L121 177H120ZM138 179V178H137ZM137 179H133V182L135 181V183H141V187L142 188H144L145 189V187H146V185H144L143 183L146 181L145 179H142L141 178V180H140V178H139V180H138V182H136L137 181ZM167 178H163V180L165 181ZM168 179H170V178H168ZM178 179V181H176ZM215 179V178H214ZM262 180H263V178H261ZM260 179V180H261ZM24 180V179H23ZM29 180L28 181H26L27 183H29ZM35 180V179H34ZM45 180V181H44ZM56 180V181H55ZM79 180V181H78ZM83 180H85V181H83ZM91 180V181H90ZM99 180H100V183H98L99 182ZM126 180V181H127ZM130 180V179H129ZM160 180V179H159ZM158 179H157V181H159ZM163 180H161V181H163ZM187 180H185V182L187 183V184H189L188 182H187ZM202 180V181H201ZM216 180V179H215ZM257 180V179H256ZM258 181V183L259 182H262V184H260L261 186H259V184L257 183L256 185H258V187H261V188H263L264 189V184H263V182H264V180L262 181ZM1 181V182H2ZM40 181H41V183H40ZM55 181V182H54ZM62 181V182H63ZM64 181V182H65ZM80 181H83L82 182V184L84 185V186H81L82 184H81V182ZM86 181H88V182H86ZM95 181V183H98V187H96V185H95V183L94 184H92L93 182ZM102 181V182H101ZM119 181V180H118ZM126 181H124V179H123V181H122V183L123 182H126ZM149 182H150V179L148 180ZM168 181V180H167ZM166 181V182H167ZM217 181V180H216ZM222 181H220V182H222ZM231 181V180H230ZM5 182V183H6ZM33 182H35V181H33ZM33 182H31L30 181V183H29V185L31 186V187H33V186H36V185H34L33 184ZM80 183V185H79V183ZM89 182H91V184L89 183ZM113 182H115V181H113ZM112 182V183H113ZM117 182V181H116ZM170 182H171V180H170ZM169 182V183H170ZM173 182V181H172ZM176 182V183H175ZM220 182H218L217 183V185H212V186H218V188H223V186H225L223 183H220ZM224 182V183H225ZM233 182V181H232ZM232 182H231V184H232ZM26 183V184H27ZM40 183V184H39ZM101 183H103V184H101ZM106 183H107V181H106ZM118 183H120V182H118ZM118 183H116V184H118ZM127 183V182H126ZM130 183L132 184V181H129V185H130ZM135 183H133L134 185H135ZM160 183V182H159ZM256 183V182H255ZM1 184V183H0ZM8 184H6L7 186H8ZM24 184V183H23ZM22 183H21V185H23ZM70 184L71 185H74V187H70ZM87 184H88V187H87ZM89 184L91 185V186H89ZM99 184L101 185V186H99ZM115 184V185H116ZM146 184V183H145ZM147 184H148V182H147ZM150 184V183H149ZM163 184H164V182H163ZM162 184V185H163ZM179 184H177V185H179ZM184 186H185V184L184 183H182ZM186 184V185H187ZM93 185H95L94 187H93ZM114 185V183L111 185V186H113ZM121 185V184H120ZM127 185V186H126ZM143 185H144V187H143ZM152 185V184H151ZM158 185V184H157ZM161 185V184H160ZM165 185V184H164ZM166 185H167V183H166ZM229 185V184H228ZM263 185V186H262ZM29 186V189H31V187ZM79 186H80V188H82V189H84V191L82 190H80L79 189ZM107 186V185H106ZM110 186V187H111ZM131 186V185H130ZM130 186H128V187H130ZM140 186V184H138V187ZM180 186V185H179ZM182 186V185H181ZM255 186V185H254ZM1 187H2V185H1ZM4 187V186H3ZM15 187V188H16ZM24 187H25V185H24ZM27 187H28V185H27ZM45 187H47V188H45ZM70 187V188H69ZM87 187V189H85ZM90 187V188H89ZM91 187H93V189H95L96 190V188H98L97 190H99V191H93V193H94V195H93V193H90L91 194V196L93 197L94 196V200L96 201H93V199H91V197L90 198H88L86 195L91 191V190H93ZM118 187V186H117ZM116 187V188H117ZM134 187V186H133ZM138 187L136 186V188H135V190H132L133 192L134 191H138L141 187H139V189H138ZM161 187V186H160ZM165 187V186H164ZM168 187V186H167ZM176 187V189L178 188L177 186H175ZM175 187H174V189H175ZM193 187H191V188H193ZM257 187V186H256ZM257 187V188H258ZM5 188H7V187H5ZM10 188V187H9ZM35 188V187H34ZM100 188H101V190H100ZM108 188V187H107ZM113 188V187H112ZM112 188H110V189H112ZM131 188V187H130ZM142 188L140 189V190H142ZM151 189V186L149 187H147V189L146 190H148V189ZM180 188V187H179ZM186 188H187V186L185 187V189L184 188H182V189H184V190H186ZM213 188V187H212ZM24 189V191H25V189H27V188H23ZM22 189V190H23ZM29 189L27 190V191H29ZM37 189V188H36ZM39 189H37V190H39ZM51 189V188H50ZM50 189H49V191H50ZM53 189V188H52ZM51 189V190H52ZM91 189V190H90ZM117 189H119V188H117ZM116 189V190H117ZM136 189H138V190H136ZM159 189V188H158ZM161 190H162V188H160ZM159 189V190H160ZM189 189V185H188V188H187V190ZM262 189V190H263ZM1 190V189H0ZM3 190V189H2ZM1 190V191H2ZM4 190H6V189H4ZM9 189L7 188V192L6 191H4V193H9V191H8ZM13 189H10V192L12 191ZM21 190V191H22ZM82 192H80V191ZM103 190V191H102ZM109 190V189H108ZM114 190H115V188H114ZM218 190V189H217ZM222 190H224V188L222 189ZM1 191H0V193H1ZM15 191V190H14ZM17 191V190H16ZM12 192L13 193V195L16 193V194H18L17 192ZM36 191V190H35ZM41 191V190H40ZM40 191H38V192H40ZM121 191H122V194H121ZM131 191V192H132ZM149 191V190H148ZM147 191V192H148ZM163 191V190H162ZM161 191V192H162ZM167 191H169V192H167ZM175 191H177V190H175ZM182 191V190H181ZM189 191V190H188ZM219 191V190H218ZM218 191H216V193H215V195L218 193ZM221 191V190H220ZM219 191V192H220ZM26 192V191H25ZM77 192H80L79 194L77 193ZM110 192V191H109ZM118 192V191H117ZM142 193L143 194V190H142V192L141 191H138V193ZM160 192V191H159ZM179 192H180V190H179ZM4 193H1L0 195L3 197L4 196ZM22 194H23V192H21ZM27 193V192H26ZM43 193V192H42ZM45 193V192H44ZM51 193V192H50ZM53 193V192H52ZM53 193V194H54ZM74 193H77V196L78 195H82V196H85V198H87V199H79V198H81V197H79V198H76L75 200L73 199V196L74 195H76V194H74ZM97 193H99V195H100V199H99V197H98V195H97ZM112 193V192H111ZM136 193V192H135ZM150 194H152L151 192H149ZM182 193H184V192H182ZM182 193H180V195L182 194ZM192 193V192H191ZM193 193H194V191H193ZM9 194H11V193H9ZM7 195V198L9 199L10 198V196H11V198H13V196H12V194L11 195ZM21 194V195H22ZM30 194H32V196L30 195ZM72 194H73V196H72ZM84 194V195H83ZM110 194V193H109ZM148 194V193H147ZM149 194V195H150ZM157 194H159V193H157ZM161 194V193H160ZM186 194V193H185ZM188 194V193H187ZM186 194V195H187ZM212 194V193H211ZM258 194V193H257ZM257 194H255L254 196H256ZM48 195H51V194H48L47 193V195L46 196H48ZM56 195V194H55ZM65 196V200L63 199V201H62V197H64ZM66 195L67 196H72L71 198H69V197H66ZM118 195H119V197H120V199H119V197H118ZM125 195V194H124ZM131 195H133V194H131ZM140 195V194H139ZM156 195V196H155ZM184 195V194H183ZM185 195V196H186ZM262 195V197L259 195H257L258 197H259V199H260V197H261V199H260V202H262L263 200H264V195H263V193L261 194ZM5 196H6V194H5ZM18 196H19V194H18ZM18 196H17V198H18ZM28 196V198H26ZM34 196V197H33ZM43 196H45V195H43ZM76 196V197H77ZM134 196H136V197H138V195H137V193H136V195L134 194ZM141 196V195H140ZM144 196V195H143ZM146 196V195H145ZM151 196H149L148 198H150ZM155 196V197H154ZM177 196V195H176ZM189 196H191L190 195V192H189V194H188V197ZM195 196V195H194ZM253 195L251 196V197H253V199L251 198V197H249V196H247L246 197V195L245 196H242V200H241V202L239 201V199H238V201L240 202V203H236V202H234V203H236V204H238V205H234V206H236V207H232V209L231 210H227L230 214L231 213H233L234 212V214H231V215H235V217H233V218H229V217H227V213H226V211L224 212V211H222V213L224 212V214L226 215V217H227V219H224V220H226V221H223L221 224H220V229H221V226H225L226 227V225H227V227H231V225L232 224H230L229 223V219L230 220H232V221H234V220H236V217H237V221H238V223H240V222H242V223H245V222H247L246 221V217H248L249 216V214H248V216H247V213H246V208H247V206H246V204H248L249 206H250V209L249 210H251V212H253L256 216H257V212H259L260 210H262L263 208L262 207H264L263 205H261V204H264V201L262 202V203H260L259 202V200L256 198V197H254ZM15 197H16V195H15ZM51 197H52V195H51ZM57 197V196H56ZM97 197V198H96ZM147 197V196H146ZM145 197V198H146ZM162 196L160 195V198H161ZM180 197H182V195L180 196ZM187 197V196H186ZM187 197V198H188ZM196 197V196H195ZM198 197V196H197ZM212 197H213V195H212ZM215 197V196H214ZM246 197V198H245ZM248 197H249V199H248ZM7 198H4V199H7ZM23 198H24V201L26 200L27 202H26V204L27 205H31V206H35L36 207V205H34V203L36 202V201H38V199L40 198L41 199V192H40V196H39V194H38V196H35V192H31L30 193V191H29V193L28 194H23ZM26 198V199H25ZM33 198V200H32V202H30L29 203V201H28V199L29 200H31V199ZM44 198V197H43ZM122 198V199H121ZM126 198H127V195H126ZM133 197H131L130 199H132ZM135 198V197H134ZM148 198H146V200H149ZM189 198H192V200L194 199H196V198H193V197H189ZM208 198H210L209 199V201L210 200H212L211 199V197H208ZM244 198V199H243ZM254 198H256V201H255V199ZM263 198V199H262ZM1 199H3V198H1ZM1 199H0V204H2L3 205V203L4 204H6L5 202H2L1 203ZM3 199V200H4ZM16 199V198H15ZM45 199V198H44ZM55 199V198H54ZM89 199V200H88ZM92 201H91V200ZM105 200V202L104 201H102V202H104V204L106 203L107 204V206L106 207H108V209L105 207V206H103L104 204L100 201V200ZM128 199V198H127ZM198 199V198H197ZM196 199V200H197ZM214 199V198H213ZM233 199H234V197H233ZM246 199V200H245ZM10 200V199H9ZM9 200H7V201H9ZM12 201H13V199H11ZM17 200H18V202L20 201V204H21V202H22V200L23 199H16L14 202H15V204L14 203H11L10 201H9V203H8V205H10V203H11V205L10 206H12V207H14L12 204H14L16 207H18L19 206V204H17L18 202H17ZM48 200H51V199H49L48 198ZM47 200V201H48ZM68 200H71V202L69 201V203H68ZM77 200V201H76ZM79 200V201H78ZM88 200V201H87ZM99 200V201H98ZM116 200L118 201V202H116ZM136 200V202H134V203H137V204H140V200H139V198L138 199H134V201ZM145 200V199H144ZM144 200L142 201L143 203H144ZM145 200V201H146ZM150 200H152L151 198H150ZM183 200H186V199H183ZM187 200H189V199H187ZM203 200H205L204 198H203ZM207 200V199H206ZM205 200V201H206ZM215 200V199H214ZM257 200H258V202H257ZM33 201H35L34 203H33ZM57 201V200H56ZM84 201V202H83ZM90 201V202H89ZM124 201V200H123ZM129 201V200H128ZM131 201V200H130ZM133 201V200H132ZM173 201H175V202H173ZM190 201V200H189ZM201 201V200H200ZM204 201V202H205ZM208 201V202H209ZM236 201H237V199H236ZM41 202H42V199H41ZM41 202H39V203H41ZM44 202V201H43ZM58 202H59V200H58ZM63 202H65L66 204L65 205H63L64 203ZM78 202V203H77ZM83 202V203H82ZM85 202H88L89 204H93V203H95V204H93V205H95L94 207H95V209H94V207L92 208V209H90L91 210V212L92 211H94L93 213L94 214H92V213H90V210H89V208H91L92 206H85V205H87L88 203H85ZM126 202V200L124 201V203ZM141 202V203H142ZM147 202V201H146ZM151 202V201H150ZM170 202V203H169ZM176 203V204H174L175 205V207H173L174 205H173V203ZM177 202H178V204H177ZM195 202V201H194ZM202 203H203V201H201ZM212 202H214V201H212ZM216 203H217V200L215 201ZM232 202V203H233ZM23 203V202H22ZM50 203V202H49ZM52 203H53V201H52ZM67 203H68V205H67ZM85 203V204H84ZM96 203H98V204H96ZM99 203H101V204H103L102 205V207H100L99 206ZM113 204V205H109V204ZM117 203V205H115ZM130 203V202H129ZM128 203V204H129ZM142 203V204H143ZM149 203V202H148ZM159 203H162V202H159ZM183 203V204H182ZM185 203V204H184ZM18 206H17V205ZM23 204H25V203H23ZM33 204V205H32ZM37 204H38V202H37ZM46 204H47V202H46ZM58 204V203H57ZM81 204V205H83L84 204V206H85V208H86V210H87V212H89L88 214V216L86 217V216H84L85 214L84 213H81L80 214V211L82 212V210H84V212H85V208H83L81 205L79 206V205ZM88 204V205H89ZM122 204H123V202H122ZM170 204V206H168ZM192 204V203H191ZM195 204H197L196 202H195ZM211 204V203H210ZM22 205V204H21ZM27 205H25V209L23 208L22 209V211L24 210V212H27V211H25V210H27L26 209V206ZM41 204H39V206H40ZM44 205V204H43ZM52 204L50 203V206H51ZM53 205H54V203H53ZM62 205V206H61ZM72 205V206H71ZM79 207H81V208H78V206ZM98 205V206H97ZM115 205V206H114ZM119 205V206H118ZM134 205V204H133ZM132 205V206H133ZM141 205V204H140ZM173 205V206H172ZM181 205H182V207H184L185 209H184V211L183 210H180L182 207H181ZM190 205V204H189ZM215 205V204H214ZM232 205V204H231ZM243 205V206H242ZM23 206V205H22ZM30 206V207H31ZM46 206V205H45ZM55 206V205H54ZM54 206H51V207H53L54 208ZM65 206H67V207H65ZM68 206H69V210L68 211H66L65 209H67L68 208ZM111 208H110V207ZM113 206V207H112ZM122 206V205H121ZM125 206V205H124ZM136 205H134L133 207L136 209V207H135ZM152 206V207H151ZM161 206V207H160ZM197 207H195L199 212L197 213V215H199V213L201 214V212H203V215H204V213L205 212H207V211H209L210 210V212L212 211H214L215 209H214V207L213 206H208V204H207V206L205 205V206H201V205H199L198 206V204L196 205ZM246 206V207H245ZM30 207H29V209H30ZM47 207H49V206H47ZM56 207V209H57V206H55ZM70 207H71V211H70ZM102 208V209H104V210H106V213H103L102 212V209H99V208ZM130 207H131V205H130ZM133 207H131V209L133 208ZM160 207V208H159ZM177 207H179L178 209H177ZM218 207V206H217ZM245 209H244V208ZM1 208H2V206L0 207V210H1ZM22 208V207H21ZM28 208V207H27ZM52 208V209H53ZM109 208L111 209V210H109ZM123 209H125L124 207H122ZM128 208H127V211H128ZM134 208H133V210H134ZM161 208H162V210H161ZM176 209V211H174L173 212V210H171V209ZM194 208V209H195ZM216 208V207H215ZM222 208V207H221ZM227 208H229V207H227ZM226 208V209H227ZM262 208V209H261ZM33 209V208H32ZM32 209H30L31 210V212H32ZM36 209V208H35ZM39 209V208H38ZM45 210H46V207L44 208ZM51 208L49 209L50 211L52 210ZM59 209V208H58ZM76 209V210H75ZM97 209H98V211H97ZM157 209V211H155ZM166 209H168L167 211L169 212V214H167V211H165ZM192 209V208H191ZM219 209V208H218ZM223 209V208H222ZM10 210H12V209H8V210H5V211H3V209L0 211V213H1V215L3 216V214H7V215H9V213H10V215H11V211ZM19 210H20V208H19ZM34 210V209H33ZM41 210V209H40ZM43 210V209H42ZM49 210H48V212H49ZM73 210H75V211H73ZM78 210H80V211H78ZM100 210H101V212H100ZM103 210V211H104ZM107 210H109V211H107ZM160 210H161V212H160ZM172 212H170V211ZM179 210V211H178ZM197 210H195V211H197ZM221 210V209H220ZM224 210V209H223ZM233 210V211H232ZM235 210V211H234ZM35 211V210H34ZM33 211V212H34ZM53 211H55V210H53ZM70 211V212H69ZM73 211V212H72ZM116 211V210H115ZM125 211V210H124ZM137 211V210H136ZM136 211H135V213H136ZM162 214L163 212V214L161 215V214H159V212ZM178 211V212H177ZM193 211V210H192ZM201 211V212H200ZM205 211V212H204ZM247 211H248V209H247ZM4 212V213H3ZM9 212V213H8ZM29 212V211H28ZM45 211H42V213H44ZM47 212V211H46ZM62 212H64L65 213V215H64V218L62 217L63 216V214H62ZM69 212V213H68ZM72 212V213H71ZM87 212H85V213H87ZM97 212H99V213H103V214H98ZM105 212V211H104ZM112 212H114V211H112ZM112 212H110L111 214H112ZM117 212V211H116ZM122 212H123V210H122ZM134 212V211H133ZM157 212V213H156ZM176 212V213H175ZM184 212H186V214L184 213ZM189 212H191V211H189ZM215 212V211H214ZM218 212V211H217ZM217 212H215L214 214H218ZM235 212H237V213H235ZM248 212H250V211H248ZM256 212V213H255ZM263 213L261 214V215H263L264 214V210L262 211ZM3 213V214H2ZM23 213V212H22ZM41 213V214H42ZM52 213V212H51ZM75 215H74V214ZM77 213V214H76ZM119 213V212H118ZM121 213V212H120ZM120 213L119 214H117V215H120ZM166 213V214H165ZM178 213H180V214H178ZM181 213H182V215H181ZM219 213H221L220 211H219ZM238 213H239V215H238ZM260 213V212H259ZM28 214V213H27ZM34 214V216H35V213H33ZM37 214H39L38 212H37ZM40 214V215H41ZM49 214H50V212H49ZM55 214H56V212H55ZM69 214V215H68ZM115 214V213H114ZM161 215V217L159 218L158 216L159 215ZM172 214V215H171ZM194 214H195V212H194ZM206 214V213H205ZM212 215H213V213H211ZM230 214H228L229 216H231ZM241 214H243V215H241ZM252 214V213H251ZM10 215L6 218L7 220H9L10 219ZM52 214H50L49 216H51ZM62 215V216H61ZM91 215V216H90ZM98 215L99 216H101L100 218H102V215H104L103 217V220L101 219V223H100V220L99 219H97L96 221H94L93 219L94 218H97L98 217ZM107 215H109V213L107 214ZM123 215V214H122ZM127 215V214H126ZM168 215V216H167ZM179 216V217H177V216ZM193 215V214H192ZM196 215V216H197ZM202 215V214H201ZM207 215V214H206ZM211 215V216H212ZM218 215H220V214H218ZM224 215V216H225ZM245 215V216H244ZM253 215V214H252ZM251 215V216H252ZM1 216V217H2ZM6 216V215H5ZM4 216V217H5ZM24 215L22 214V216L21 217H23ZM25 216H26V214H25ZM28 216V215H27ZM30 216V215H29ZM31 216H33V215H31ZM79 216L81 217V219H82V221L83 220H85V218H87V219H89L88 217H92L93 219H89V224L92 222V224L93 225H97V229H96V227H94V226H91L90 227V230H89V224H88V222H86L87 223V225H86V223H85V226H83V222L82 223H79V221L81 220L80 218H79ZM97 216V217H96ZM163 216V217H162ZM172 216V217H171ZM174 216V217H173ZM183 217V219H179V218H181V217ZM186 216V217H185ZM188 216V217H187ZM195 216V215H194ZM208 216V215H207ZM223 216V215H222ZM250 216V217H251ZM259 216V215H258ZM4 217H2V218H4ZM36 217V216H35ZM46 217H47V215H46ZM62 217V218H61ZM83 217V218H82ZM111 217V216H110ZM118 217V216H117ZM166 217H168L169 218V220H168V222H167V219L168 218H166ZM199 217H197V219L199 218ZM213 217H214V215H213ZM20 218V217H19ZM27 218V217H26ZM26 218H24V219H26ZM31 218V217H30ZM99 218V217H98ZM113 218V217H112ZM163 220H162V219ZM185 218V219H184ZM187 218H188V220H187ZM229 218V219H228ZM252 218V217H251ZM258 218V217H257ZM262 218V217H261ZM264 218V217H263ZM5 219V218H4ZM5 219V220H6ZM23 219V221H25ZM36 219V218H35ZM52 218H49V220H48V217H47V219L46 218H44L43 216H37V219L34 221L35 223H37L36 221L38 220V222L40 221V222H43V224L45 223L46 225L47 224H51L52 225V223L54 224V225H56V226H58V223H56L57 221H53V220H51ZM80 219V220H79ZM86 219V220H87ZM118 219H120V217L118 218ZM159 219H160V221H159ZM204 219H206L205 217H204ZM214 219H216L215 217H214ZM213 219V220H214ZM218 219V218H217ZM242 219H244V220H242ZM248 219V218H247ZM259 219V218H258ZM6 220V221H7ZM11 220V219H10ZM9 220V221H10ZM79 220V221H78ZM94 221V223H93V221ZM114 220H115V218H114ZM116 220H117V218H116ZM121 220V219H120ZM120 220H118V221H120ZM121 220V221H122ZM189 220H190V222H189ZM199 220V219H198ZM219 220H220V218H219ZM218 220V221H219ZM240 220H242V221H240ZM256 220V219H255ZM1 221H3V220H1ZM0 221V225H1V227H3V223ZM9 221H8V225H10L11 224V226H12V223H16L15 221L14 222H12V220L10 221V223H9ZM31 221L33 222V219H31ZM30 221V222H31ZM47 221V222H46ZM67 221V222H66ZM72 221V222H71ZM91 221V222H90ZM105 221V222H104ZM163 221V222H162ZM187 223H186V222ZM215 221V220H214ZM12 222V223H11ZM29 221L27 220V225H24V222H23V226H24V228H25V226H27V228H26V230L28 229V227H30V226H33V224L31 223V225H30V223H28ZM55 222V223H54ZM66 222V223H65ZM75 222H77V224H78V226L75 224ZM97 224H96V223ZM104 222V223H103ZM193 222V223H192ZM216 222V221H215ZM215 222H214V225H215ZM221 222V221H220ZM220 222H218V223H220ZM249 222H251V221H248L247 223L248 224H250ZM255 222V221H254ZM258 222H259V220H258ZM35 223H34V225H35ZM63 223V224H62ZM65 223V224H64ZM100 223V224H99ZM115 223H117V222H115ZM120 223V222H119ZM128 223V224H127ZM159 223H160V225H162V226H160L159 225ZM162 223H166V224H162ZM217 223V224H218ZM237 222H235V224H236ZM237 223V224H238ZM260 223V222H259ZM262 223H264V221L262 222ZM28 224L30 225V226H28ZM40 224V223H39ZM38 224V225H39ZM43 224H42V226H43ZM44 224V226H46ZM69 226V227H67V225ZM99 224V225H98ZM105 224H107V225H105ZM110 224V225H109ZM121 224V223H120ZM124 224V225H123ZM202 224V225H201ZM217 224H216V226H217ZM224 224V225H223ZM48 225V226H49ZM101 225V226H100ZM112 225V230H111V226ZM115 225H117V224H115ZM127 225V226H126ZM164 225H166V226H164ZM197 225V226H198ZM205 225V224H204ZM229 225V226H228ZM243 225V226H242ZM252 225V224H251ZM250 225V226H251ZM41 226V227H42ZM43 226V227H44ZM53 226V225H52ZM77 226V227H76ZM103 226H107L106 227V229H105V227L103 228ZM160 226V227H159ZM211 226V225H210ZM238 226H240V227H242V228H244L245 226H244V224H239V225H237V227ZM38 226H37V224H36V228H37ZM47 227V226H46ZM65 227H67V229L65 228ZM84 227H88L87 229L86 228H84ZM98 227H100V231L98 230L99 228ZM108 227H110V228H108ZM208 227H209V225H208ZM212 227H213V225H212ZM215 227V226H214ZM218 227V226H217ZM226 227V228H227ZM229 227V228H230ZM232 227H234V226H232ZM239 227V228H240ZM23 228V229H24ZM39 228V227H38ZM48 228V227H47ZM51 229H54V227H50ZM49 228V229H50ZM58 229H59V226L57 227ZM77 228L79 229V230H77ZM114 228H115V230L117 231L118 230V232L117 233H115L114 234V232H113V230H114ZM162 228V229H161ZM246 228H248V227H246ZM246 228H244V230H246ZM250 229H251V227H249ZM6 229V228H5ZM5 229L3 230V231H5ZM8 229V228H7ZM33 229H34V232L36 233L37 232V230L34 228V226H33ZM33 229H31V230H33ZM50 229V230H51ZM82 229V230H81ZM85 229H86V231H85ZM102 229V230H101ZM110 229L111 230V232H110V230H109V232H110V234H112L113 233V235H112V237H111V235H106L105 233H107L108 232V230ZM208 229H210V228H208ZM225 228H223V230H224ZM236 229V228H235ZM2 230H1V228H0V237H1V239L3 238L2 237V235L4 234H8V233H3L2 232ZM26 230L24 229V230H22V232L21 233H23V235L22 234H19L18 236H20V237H22V236H25L24 234H26ZM36 230V231H35ZM42 230H44V229H42ZM41 230V228H40V231H42ZM45 230H46V228H45ZM50 230H47V231H49L50 233L53 231H50ZM77 230V232L78 233H76L75 231ZM97 230V231H96ZM103 230H107V231H103ZM114 230V231H115ZM122 230V231H121ZM206 230V231H205ZM211 230H212V228H211ZM222 230V231H223ZM226 230V229H225ZM225 230L222 232L221 230H219V231H221L222 233H224L225 232ZM232 231H233V229H231ZM231 230H229V231H231ZM236 230H238V229H236ZM242 230V229H241ZM240 230V231H241ZM20 231H21V229H20ZM30 231V230H29ZM54 231H56V228L54 229ZM54 231H53V235H54ZM57 231H59V230H57ZM80 231V232H79ZM95 231V232H94ZM99 231V232H98ZM115 231V232H116ZM120 231V232H119ZM213 231V230H212ZM226 231H228V229L226 230ZM231 231V232H232ZM239 231V230H238ZM243 231V230H242ZM7 232H8V230H7ZM33 232V231H32ZM32 232H30V233H32ZM44 232H46V231H44ZM48 232V233H49ZM85 232V233H84ZM124 232V233H123ZM205 232V233H204ZM27 233H29L28 231H27ZM29 233V237L27 236V234H26V236H27V238L28 239H30V241H31V239H33V237H34V240L33 241H35V242H37L36 241V239L38 238V237H40V234L41 233H43V231L40 233L39 232V236H34V235H32V234H30ZM38 233V232H37ZM93 233H94V235H93ZM99 233L101 234V235H99ZM122 233V234H121ZM179 233L181 234V235H179ZM216 233H217V231H216ZM219 233V232H218ZM217 233V234H218ZM44 234H47V232L46 233H44ZM43 234V235H44ZM104 234L106 235V237L104 236ZM107 234H109V233H107ZM117 234H119V235H117ZM177 234L179 235V236H177ZM216 234V235H217ZM30 235H32V236H30ZM37 235V234H36ZM57 235H58V233H57ZM60 235V234H59ZM96 235L98 236V237H96ZM103 235V236H102ZM117 235V236H116ZM122 235V236H121ZM125 235V236H124ZM209 235H211L210 237H209ZM7 235H5V237H6ZM45 236V235H44ZM47 236H49V234L47 235ZM55 236V235H54ZM109 236H110V238H109ZM176 236V237H175ZM225 236V235H224ZM227 236V235H226ZM259 236V235H258ZM30 237H32V238H30ZM42 237V236H41ZM50 237V236H49ZM48 237V238H49ZM52 237V236H51ZM75 237V238H74ZM101 237V238H100ZM123 237H125V238H123ZM181 237H182V239H181ZM218 237V236H217ZM43 238V237H42ZM45 238V237H44ZM47 238V239H48ZM58 238H60V237H57L56 239H54L53 240V245H54V241L56 242L55 243V245L57 244V242L60 240V239H58ZM100 238V239H99ZM216 238V237H215ZM258 238V237H257ZM47 239H44V240H47ZM84 239V238H83ZM85 239H86V237H85ZM93 239V240H92ZM115 239V238H114ZM38 240V239H37ZM40 240V239H39ZM44 240H43V244H45L44 243ZM87 240V241H88ZM100 240V241H99ZM117 240V239H116ZM116 240H114V243H115V241ZM186 240H187V242H186ZM215 240V239H214ZM214 240H213V242H214ZM1 241V240H0ZM41 242H42V240H40ZM39 241V242H40ZM51 241V240H50ZM49 241V242H50ZM68 241V242H67ZM80 241V242H81ZM86 241V242H87ZM122 241H119L120 243L122 242ZM133 241H130V242H133ZM216 241L218 242L219 241V239H217L216 238ZM239 241V240H238ZM1 242H3V240L1 241ZM26 242H29V241H26ZM32 242V241H31ZM30 242V243H31ZM48 242V243H49ZM63 242V241H62ZM105 242V241H104ZM110 242L111 241H109V244H110ZM209 242V241H208ZM213 242H212V244H213ZM217 242H216V244H217ZM239 242H241V241H239ZM38 243V242H37ZM37 243H35V244H37ZM104 245H103V244ZM125 242H123V243H121V246H122V244H124ZM129 243V242H128ZM175 243V242H174ZM178 243V242H177ZM190 243V244H189ZM204 243H206V242H204ZM31 244H33L34 245V242H32ZM31 244H24L23 243V245H25L27 248L29 247L30 248V246L29 245H31ZM43 244H41V245H43ZM51 244V243H50ZM58 244H60V241H59V243ZM57 244V245H58ZM63 243H61L60 245H62ZM102 244V245H101ZM106 244H107V242H106ZM108 244V245H109ZM113 244V243H112ZM111 244V245H112ZM118 244V242L117 243H115V245H117ZM130 244V243H129ZM212 244H210L211 245V248H212ZM214 244H215V242H214ZM230 244V243H229ZM238 244V243H237ZM1 245H2V243H1ZM3 245H7V244H4L3 243ZM38 245H39V248H37L38 247ZM38 245L36 246V248L37 249H40V251L43 249V248H45V246H46V244L44 245V246H40V244L38 243ZM52 244L50 245L51 247L50 248H52V246H53ZM53 246L54 247V249H51L52 251H54L55 250V248H57L58 246ZM125 245L127 246L128 244L127 243H125ZM177 245V244H176ZM208 245V244H207ZM209 245V246H210ZM22 246V245H21ZM35 246V245H34ZM62 246V247H63ZM81 246L83 247V249H85V247L87 248V247H89V248H87L86 250H84L83 251V249L81 248ZM118 246H119V244H118ZM192 246V247H191ZM206 246V245H205ZM221 246H222V244H221ZM225 246V245H224ZM223 246V247H224ZM227 246V245H226ZM225 246V247H226ZM234 246H235V244H234ZM239 247L240 246H242V245H238ZM1 247V246H0ZM11 247V246H10ZM10 247H8V248H10ZM24 247V246H23ZM23 247L21 248V250L19 249L18 250V252L19 253H25V248L23 249ZM31 247L33 248V246L31 245ZM43 247V248H42ZM61 247V246H60ZM176 247V248H175ZM185 247V248H186ZM217 247V246H216ZM246 247V248H245ZM2 248V247H1ZM0 248V250H2L3 251V254L4 253H6L7 254V251L9 250V249H6L5 251H4V249L6 248H2L1 249ZM13 248V247H12ZM26 248V250H28ZM35 248V247H34ZM76 248H77V250L78 251H76ZM81 248V249H80ZM103 248V247H102ZM107 248H108V246H107ZM111 248V247H110ZM114 248H116V247H114ZM198 248V249H197ZM203 248H205V249H203ZM222 248V247H221ZM220 248V249H221ZM228 248H230V246L228 247ZM227 248V249H228ZM232 248V247H231ZM31 249V248H30ZM37 249H34V250H37ZM48 249H49V246H48ZM63 249H65V250H63ZM94 249H97V250H94ZM118 250H119V247L117 248ZM32 250V249H31ZM31 250L29 251L30 252V254L31 253H33V251L34 250H32V252H31ZM44 250V249H43ZM50 250V249H49ZM50 250V251H51ZM63 250V251H62ZM89 251V250H91L92 251V253L93 252H95L94 253V255L91 253V252H89V253H86V251ZM132 250H130V251H132ZM186 250V249H185ZM188 250V251H189ZM210 250V249H209ZM223 250V249H222ZM229 250V249H228ZM227 250V251H228ZM231 250V249H230ZM232 250H233V248H232ZM236 250V249H235ZM1 251V252H2ZM28 251L25 253V255H26V257H25V255L23 256H21L23 259H21L18 263L19 264H25L26 263V260L28 261V256H30L29 254H28ZM39 250H37V253H39L40 254V252H38ZM48 251V250H47ZM51 251V252H52ZM81 251H82V253H81ZM98 251V252H97ZM101 253H100V252ZM107 251H108V249H107ZM109 251H111L110 249H109ZM113 252H114V250H112ZM224 251H225V248H224ZM9 252V251H8ZM44 252V251H43ZM70 252H74V253H70ZM116 252H118V251H116ZM127 252V253H126ZM191 252V251H190ZM190 252H188L189 254H190ZM229 252V251H228ZM232 252V251H231ZM13 253V252H12ZM35 253H36V251H35ZM42 253V252H41ZM49 253V252H48ZM64 253V254H65ZM85 253H86V255H85ZM91 253V254H90ZM105 253H106V250H105ZM115 253V252H114ZM185 253H187V252H185ZM225 253V252H224ZM230 253V252H229ZM229 253H228V255H229ZM28 254V255H27ZM53 254V255H54ZM63 254V257H65V255ZM69 254V255H68ZM71 254V255H70ZM89 254H90V256H89ZM98 254V255H97ZM99 254H101L100 256L101 257H99ZM122 254V255H123ZM205 254V255H204ZM248 254V255H247ZM0 255H2V253L0 254ZM38 255V254H37ZM49 254H47V256H48ZM92 255L94 256V257H92ZM110 255V254H109ZM113 255V254H112ZM118 255H120V254H118ZM122 255H121V257H119L120 259L122 258ZM227 255V256H228ZM231 255V254H230ZM230 255L228 256V258H230ZM236 255V254H235ZM235 255H233V256H235ZM238 255V254H237ZM236 255V256H237ZM246 255V256H245ZM32 256H33V254H32ZM42 256H43V254H42ZM41 256V254H40V256L39 257H42ZM89 256V258H86V257H88ZM117 256V255H116ZM132 258H130V257ZM197 256V255H196ZM197 256V257H198ZM227 256H225V257H227ZM232 256V257H233ZM236 256H235V258H236ZM245 256V257H244ZM20 256H18V259L16 260V262L21 258ZM24 257L25 258H27V259H24ZM46 257V256H45ZM52 257V256H51ZM50 257V259H55V256H54V258H51ZM95 257H97V258H100V260L98 259H96L97 260V262L95 261V259L94 260H90V261H88L90 258H95ZM109 257H111V256H109ZM127 257H129V258H127ZM193 257H195V256H193ZM197 257H195V258H197ZM208 257V258H207ZM220 257V258H219ZM33 258V257H32ZM47 258V257H46ZM57 258H60V255L57 257ZM56 258V259H57ZM73 258H75V259H73ZM105 258V259H104ZM118 258V259H119ZM126 258H127V260H126ZM184 258V257H183ZM205 258V259H204ZM237 258H239V257H237ZM35 259V258H34ZM37 259V258H36ZM49 258H48V260H50ZM111 259H113V263L112 264H114L115 263V261L114 260H116L115 259V257L113 258H111ZM119 259V260H120ZM231 259V258H230ZM240 259V258H239ZM30 260H31V257H30ZM39 260H41V259H39ZM58 260V261H57ZM56 261H57V263H59V264H66V263H62L61 262V259L59 260V259H57ZM85 260H87V262L85 261ZM190 260H194L193 258H190ZM204 260V261H203ZM229 260V259H228ZM95 261V262H94ZM126 261V262H125ZM195 261H197V260H195ZM195 261H193V263L195 262ZM221 261H223V262H221ZM14 263H12V264H15V261H13ZM31 262V261H30ZM33 262V261H32ZM35 262V261H34ZM41 262V261H40ZM39 262V264H41ZM85 262V263H84ZM107 262V261H106ZM109 262H110V260H109ZM109 262H107V263H109ZM119 262V261H118ZM125 262V263H124ZM201 262V261H200ZM17 263V264H18ZM43 263V262H42ZM46 263V262H45ZM48 263V262H47ZM46 263V264H47ZM106 263V264H107ZM116 263H117V260H116ZM197 264H198V262H196ZM195 263V264H196ZM26 264H28V262L26 263ZM30 264V263H29ZM31 264H34V263H31ZM37 264V263H36ZM52 264V263H51ZM68 264V263H67ZM117 264H119V263H117ZM130 264V263H129Z\"/></svg>", "mask_w": 264, "mask_h": 264}, {"label": "bare ground", "instance_id": "obj_2", "mask_svg": "<svg viewBox=\"0 0 264 264\" xmlns=\"http://www.w3.org/2000/svg\"><path fill=\"white\" fill-rule=\"evenodd\" d=\"M19 1H20V0H19ZM21 1H22V0H21ZM23 1H26V0H23ZM23 1H22L21 3H23ZM35 1H36V3H37V0H35ZM43 1L46 2L45 0H43ZM54 1H56V0H54ZM54 1H53V2H54ZM57 1H58V0H57ZM63 1H67V0H62V2H63ZM73 1H74L75 3L72 2V0H71V1L69 0V2H72V3L74 4V6L71 5V7L73 6L74 11H75V4H76L77 1H75V0H73ZM89 1L94 2L93 0H89ZM109 1H110V0H108V2H109ZM47 2H48V1H47ZM51 2H52V1H51ZM60 2H61V1H60ZM78 2H79V0H78ZM81 2H83V0H82ZM96 2L98 3L99 1L97 0ZM96 2H94V3H95V5H96V7H98L97 4H96ZM101 2H103L104 5H105V4L107 5V1H106V0H103V1L100 0L101 8H103V7H102L103 4H102ZM104 2H106V3H104ZM110 2H112V1H110ZM40 3H41V2H40ZM58 3H59V1H58ZM58 3H57V4H58ZM86 3H87V0L85 1V4H86ZM34 4H35V2H34ZM34 4H33V5H34ZM38 4H39V3H38ZM51 4H52V3H51ZM59 4H60V3H59ZM62 4H64V3H62ZM67 4H70V3H66L65 12H66V9H68V10L70 9V8H67ZM79 4H81V3H79ZM79 4H76V6L79 5ZM82 4H83V3H82ZM85 4H84V5H85ZM90 4H92V3H90ZM108 4H110V3H108ZM28 5H29V4H27V6H28ZM41 5H42V4H41ZM41 5H40V6H41ZM84 5H80V6L83 7V9H81L82 7L80 8L81 11H84V8L88 9L89 2L86 4L87 7H85ZM98 5H99V4H98ZM106 5H105V6H106ZM44 6H45V4H44ZM44 6H43V7H44ZM49 6H50V5H49ZM51 6H52V5H51ZM55 6H56V4H55ZM59 6H61V5H59ZM64 6H65V5H64ZM68 6H69V5H68ZM80 6H79V7H80ZM91 6H92V5H91ZM105 6H104V7H105ZM25 7H26V6H25ZM30 7H31V4H30ZM33 7H34V6H33ZM45 7H47V4H46ZM45 7H44V8H45ZM62 7H63V6H62ZM62 7L60 8L61 10L64 9V8L62 9ZM99 7H100V6H99ZM106 7H108V5H107ZM109 7H110V6H109ZM21 8H22V7H21ZM23 8H24V7H23ZM23 8H22V9H23ZM53 8H54V6H53ZM53 8H51V9H53ZM58 8H59V7H58ZM73 8H72L71 10H73ZM90 8L92 9L93 7H89V9L87 10L88 12L90 11ZM45 9H47V8H45ZM49 9H50V7H48V10H49ZM94 9H96V8L94 7ZM94 9H92V10H94ZM106 9H107V8H106ZM53 10H54V9H53ZM57 10H59V9H57ZM57 10H55V12H56ZM76 10H79V8L76 9ZM92 10H91V11H92ZM24 11H25V10H24ZM27 11H30V10H27ZM63 11H64V10H63ZM63 11H61V12H63ZM74 11H73V12H74ZM79 11H80V10H79ZM95 11L97 12V10H94V12H95ZM98 11H103V10L99 9ZM104 11H106V10H104ZM107 11H108V9H107ZM107 11H106V12H107ZM31 12H32V11H31ZM59 12H60V11H59ZM59 12L57 11V13H59ZM70 12H71V11H70ZM76 12H77V13H75V15H82V13L84 14L85 11H84V12H78V11H76ZM53 13H54V11H53ZM80 13H81V14H80ZM86 13H87V12H86ZM86 13H85V17H86ZM90 13H91V12H90ZM90 13H87V14H90ZM97 13H98V12H97ZM97 13H96V16H97ZM25 14H26V12H25ZM29 14H30V13H29ZM61 14H62V13H61ZM68 14H69V13H68ZM93 14H94V13H93ZM93 14H92V15H93ZM100 14H101V12L99 13V15H100ZM104 14H105V13H104ZM66 15H67V14H66ZM70 15H71V14H70ZM52 16H53V15H52ZM56 16H57V15H56ZM59 16H60V15H59ZM68 16H69V15H68ZM82 16H84V15H82ZM90 16H91V15H90ZM90 16L88 15V18H87V19H89ZM94 16H95V15H94ZM94 16H93V17H94ZM103 16H104L103 14H102V16L100 15L101 18H102ZM24 17H25V15H24ZM28 17H29V16H28ZM31 17H32V15H31ZM60 17H61V16H60ZM63 17H64V16H63ZM75 17H77V16H75ZM79 17H80V16H78V18H79ZM100 17L97 16V17H96L97 20H98ZM122 17H123V16H122ZM122 17L120 16V18H122ZM55 18H56V17H54V19H55ZM67 18H68V20H69L70 17H67ZM67 18H65V19H67ZM73 18H74V16H73ZM103 18H104V17H103ZM120 18H119V19H120ZM123 18H124V17H123ZM21 19H22V18H21ZM30 19H31V18H30ZM50 19H51V18H50ZM52 19H53V18H52ZM54 19H53V21H54ZM60 19H62V18H60ZM70 19H71V18H70ZM87 19L85 20L86 22H88ZM92 19H93V18H92ZM92 19H91V20H92ZM117 19H118V17H117ZM119 19H118V20H119ZM77 20H78V19H77ZM79 20H81V19H79ZM89 20H90V19H89ZM95 20H96V19H95ZM104 20L107 21V19H105V18H104ZM122 20H123V19H122ZM27 21H28V20H27ZM29 21H30V20H29ZM65 21H66V20H65ZM70 21H71V20H70ZM72 21H73V20H72ZM74 21H76V19H75ZM74 21H73V22H74ZM92 21H93V20H92ZM105 21H103V22L105 23ZM35 22H36V21H35ZM54 22H55V21H54ZM54 22H53V23H54ZM57 22H58V21H57ZM57 22H55V23H57ZM62 22H63V21H62ZM77 22H78V21H77ZM79 22H81V21H79ZM98 22H99V21H98ZM32 23H33V22H32ZM53 23H52V24H53ZM58 23H60V22H58ZM66 23H67V26L70 24L69 22H66ZM68 23H69V24H68ZM71 23H72V22H71ZM81 23H82V22H81ZM81 23H80V24H81ZM83 23H85L84 20H83ZM83 23H82V24H83ZM100 23H101V22H100ZM100 23H99V24H100ZM33 24H34V23H33ZM60 24H61V23H60ZM60 24H57V25H54V24H53V25H54V28H56L57 26L60 27ZM76 24H78V23L75 22V25H76ZM80 24L77 25L79 28H80ZM9 25H10V24H9ZM63 25H64V24H63ZM63 25H62V26H63ZM65 25H66V24H65ZM65 25H64V26H65ZM70 25H71V24H70ZM104 25H106V24H103V27H104ZM1 26H3V24H2ZM38 26H39V25H38ZM55 26H56V27H55ZM64 26H63V29H65ZM67 26H66V27H67ZM73 26H74V23H73ZM81 26H82V25H81ZM28 27H29V26L27 25V28H28ZM34 27H35V25H34ZM40 27H41V26H40ZM50 27L52 28V26H50ZM59 27H57V28H59ZM69 27H70V26H69ZM69 27H67V28H69ZM83 27H84V26H83ZM101 27H102V24H101ZM2 28H3V27H2ZM5 28H6V27H5ZM24 28H25V27H24ZM57 28H56V29H57ZM81 28H82V27H81ZM61 29H62V28H61ZM63 29H62V30H63ZM1 30H2V29H1ZM42 30H43V29H42ZM46 30H47V29H45V31H46ZM14 31H15V30H14ZM14 31H13V32H14ZM27 31H28V30H27ZM34 31H35V30H34ZM34 31H33V32H34ZM36 31H37V28H36ZM36 31H35V33H37ZM54 31H55V30L53 29V34H55ZM59 31H60V29H59ZM64 31H66V29H65ZM64 31H63V32H64ZM67 31H68V29H67ZM16 32H17V31H16ZM18 32H19V31H18ZM18 32H17V33H18ZM25 32H26V31H25ZM38 32H39V31H38ZM57 32H58V31H57ZM60 32H61V31H60ZM21 33H22V32H20V33H18V34L20 35ZM26 33H27V32H26ZM26 33H24L23 35H25ZM28 33H29V32H28ZM45 33H46V32H45ZM47 33H48V31H47ZM12 34H13V33H12ZM42 34H43V32H42ZM29 35H30V33H29ZM39 35H40V34H39ZM56 35H58V34H55V36H56ZM63 35H64V33L62 34V36H63ZM26 36H27V35H26ZM33 36L35 37V34H33ZM50 36H51V35H50ZM55 36H53V37H55ZM59 36H60V34H59ZM19 37H20V36H19ZM31 37H32V36H31ZM34 37H33V38H34ZM39 37H40V36H39ZM45 37H46V36H45ZM53 37L51 36L50 38L52 39ZM56 37H57V36H56ZM56 37H55V39H56ZM23 38H24V37H23ZM26 38H29V40H30V37H26ZM37 38H38V36H37ZM37 38H36V39H37ZM58 38H59V37H58ZM51 39H48V40H51ZM19 40H20V39H19ZM26 40H27V39H24V41H26ZM31 40H32V38H31ZM31 40H30V41H31ZM44 40H46V39H44ZM53 40H54V38L52 39V41H53ZM20 41H22V40H20ZM20 41H18V42H20ZM24 41H23V42H24ZM30 41H29V42H30ZM32 41H33V40H32ZM42 41H43V40H42ZM46 41H47V40H46ZM54 41H55V40H54ZM43 42H44V41H43ZM50 42H51V41H50ZM25 43H27V42H25ZM40 43H41V42H40ZM45 43H46V42H45ZM45 43H44V44H45ZM47 43H49V42H47ZM47 43H46V45H47ZM17 44H19V43H17ZM36 44H37V43H36ZM42 44H43V43H41V45H42ZM51 44H52V43H51ZM164 44H165V43H164ZM22 45H23V43H22ZM38 45H39V44H37V46H38ZM114 45H116V43H114ZM114 45H113V46H114ZM119 45H120V44H119ZM225 45H227V44H225ZM23 46H24V45H23ZM102 46H103V45H102ZM102 46H101V47H100V46H97V49H98V48H99V49H102V48L104 47V46H103V47H102ZM26 47H27V46H26ZM42 47H43V46H42ZM53 47H54V46H53ZM111 47H112V46H110V48H109L110 50H112ZM114 47H115V46H114ZM114 47H113V48H114ZM117 47H118V44L116 45L115 48H117ZM166 47H167V45H166ZM168 47H169V46H168ZM35 48H36V47H35ZM44 48H45V47H44ZM50 48H51V47L49 46V49H50ZM118 48H119V47H118ZM122 48H123V47H122ZM235 48H236V47H235ZM16 49H17V48H16ZM18 49H19V47H18ZM39 49H41V48L39 47ZM42 49H43V48H42ZM46 49H47V47H46ZM99 49H98V50H99ZM237 49H238V47H237L235 50H237ZM28 50H29V49H28ZM44 50H45V49H44ZM54 50H55V49H54ZM121 50H122V49H121ZM121 50L119 51L118 49H117V50H114V49H113L112 51H116V52L118 51V53L120 52V53L122 54ZM238 50H240V49H238ZM238 50L236 51V53L239 52ZM2 51H3V50H2ZM4 51H5V50H4ZM60 51H61V50H60ZM122 51H123V50H122ZM124 51H125V50H124ZM124 51H123V53H124ZM20 52H21V51H20ZM36 52H37V50H36ZM51 52H52V51H51ZM55 52H57V50H56ZM58 52H59V50H58ZM58 52H57V54H58ZM5 53H6V52H5ZM8 53H9V55H11V57H12V55H14V54H12L11 51L8 52ZM10 53H11V54H10ZM22 53H23V52H22ZM42 53L44 54L45 52H42ZM53 53H54V52H53ZM59 53H60V52H59ZM64 53H66V52H64ZM121 54H120V55H121ZM134 54H135V53H134ZM137 54H138V53H137ZM137 54H135V55H137ZM240 54H241V52H240ZM240 54L238 53L237 56H239ZM6 55H7V54H6ZM24 55H25V54H24ZM27 55H28V54H27ZM37 55H38V54H37ZM124 55L126 56V55H130V54H129V53L127 54V52H126V53H124ZM142 55H143V54H142ZM142 55H141V56H142ZM242 55H243V53H242ZM242 55H240V57H243ZM42 56H44V55H42ZM51 56H52V54H51ZM55 56H56V54L53 55V57H55ZM57 56H58V58H59L60 54L57 55ZM65 56H66V55H64V59H66ZM122 56H123V55H122ZM139 56H140V53H139ZM145 56H146V55H145ZM145 56H142V57H145ZM21 57H22V56L19 57V58H20V59H19L20 61H21V59H23V58H21ZM26 57H27V56H26ZM119 57H121V56H119ZM127 57H128V56L125 57L127 61H128V60H131V58H132V57H131L130 59H129V58L127 59ZM133 57H136L135 60L138 59V62H139V59H140L139 57H137V56H133ZM148 57H149V56H147L146 58H148ZM240 57H239V58H240ZM13 58H14V59H15V58L17 59V55H16V57L13 56L12 59H13ZM51 58H52V57H51ZM55 58H56V57H55ZM122 58H123V57H122ZM146 58H145V60H146ZM14 59H13V60H14ZM28 59H29V58H27V60H28ZM52 59H53V58H52ZM120 59H121V58H120ZM27 60H24V59H23L22 61H24V62H19V63H21V64H22V63H25L26 65L22 64V66L24 65L23 67L25 68V67L27 66V64H28V63H26ZM33 60H34V59H33ZM60 60H61L60 62H63V61H64L63 58H60ZM62 60H63V61H62ZM122 60H123V59H122ZM126 60H125L124 62H126ZM16 61H17V60H16ZM25 61H26V62H25ZM35 61H36V60H35ZM40 61H41V59H40ZM53 61H54V60H53ZM136 61H137V60H136ZM142 61H144L143 58H142ZM142 61H140V63H141ZM6 62H7V60H6ZM8 62H9V61H8ZM31 62H32V61H31ZM146 62H148V61H146ZM146 62H142V64H143V63L146 64ZM19 63H18V65H19ZM29 63H30V62H29ZM53 63H54V62H53ZM68 63H70V61L67 62V64H68ZM122 63H123V61H122ZM128 63H129V62H128ZM6 64H7V63H6ZM39 64L42 65L40 62H39ZM39 64H38V66H39ZM49 64H50V63H49ZM124 64H125V63H124ZM7 65H8V64H7ZM18 65H17L16 67H18ZM34 65H35V64H34ZM12 66H14V63H13ZM42 66H43L44 68H45V66H46V68L49 67V66H47V65H45V66L42 65ZM68 66H69V65H68ZM128 66H129V65H128ZM16 67H15V68H16ZM23 67H19V68H22V69L20 70V71H21V74H22V73H24V74L29 73V71H28V69H27L28 66H27V68L25 69L26 72H25V70H24ZM33 67H34V66H33ZM40 67H41V66H40ZM40 67H39L38 69H40L41 72H44V69L41 67V68L43 69V70H41ZM64 67L67 68L66 66H64ZM64 67H63V68H64ZM125 67H127V66H125ZM131 67H132V66H131ZM131 67H129L128 70H129V69L132 70ZM143 67H144V66H143ZM2 68H3V67H2ZM46 68H45V69H46ZM4 69H5V68H4ZM17 69H18V68H17ZM33 69H35V67H34ZM33 69H32V72H36V71H33ZM123 69H124V68H123ZM22 70H23V71H22ZM49 70H50V69H48V71H49ZM64 70H65V69H64ZM131 70H130V71H131ZM48 71H47V72H48ZM123 71H124V70H123ZM126 71H127V70H126ZM0 72H1V71H0ZM5 72H8V71H5ZM32 72H30V73L33 75ZM41 72H40V74H41ZM47 72H46V73H47ZM49 72H50V71H49ZM127 72H128V71H127ZM131 72H133V70H132ZM15 73H16V72H15ZM63 73H64V72H63ZM124 73H125V72H124ZM249 73H250V75H252V77L255 76V75L253 76V73H251V72H249ZM6 74H7V73H6ZM12 74H13V73H12ZM24 74H23V75H24ZM31 74H29L30 77H29V76H25V77H29V78H30V81H31V79H32V78H31V77H32ZM37 74H38V73H37ZM47 74H48V73H47ZM125 74H126V73H125ZM128 74H131V73H128ZM134 74H136V73L134 72ZM0 75H1V74H0ZM16 75H17V74H16ZM41 75H42V74H41ZM63 75H65V74H63ZM250 75L248 74L249 77H251ZM2 76H3V75H2ZM48 76L50 77V75H48ZM52 76H53V75H52ZM126 76H127V75H126ZM131 76L137 77L138 75L135 76V75H133V73H132ZM25 77H24V78H25ZM35 77H36V76H34V79H35ZM37 77H38V76H37ZM63 77H64V76H63ZM73 77H74V76H73ZM119 77H120V76H119ZM134 77H133V78H134ZM138 77H139V76H138ZM2 78H3V77H2ZM9 78H10V77H9ZM29 78H25V79H28V80H29ZM40 78H42V77H40ZM133 78H132V77L130 78V76H129V78H127V80H126V79L124 80V81H127V82H128V84H129V86H128L129 88H128V89H129V90L131 89L132 86L135 87L136 85H141V84H139V83H141V82H139V81L137 80L138 78H137L136 80H135V78H134V81L132 80ZM139 78H140V77H139ZM255 78H256V77H255ZM11 79H12V81H13V78H11ZM20 79H21V78H20ZM34 79H33V80H34ZM50 79H51V78H50ZM63 79H65V78H62V80H63ZM72 79H73V78H72ZM122 79H123V78H122ZM122 79H120V80L122 81ZM128 79H129V81H128ZM244 79H245V75H244ZM0 80H1V79H0ZM9 80H10V79H9ZM18 80H19V79H18ZM21 80H22V79H21ZM51 80H52V79H51ZM51 80H50V81H51ZM118 80H119V78H118ZM118 80H117V81H118ZM130 80H131V81H130ZM12 81H11V83H13ZM63 81H64V80H63ZM66 81H67V80H65L64 82H66ZM117 81H116V83H117ZM124 81H123V82H124ZM135 81H136V82H135ZM140 81H142V83H143V80H142V79H141ZM0 82H1V81H0ZM3 82H4V81H3ZM14 82H15V81H14ZM20 82H21V81H20ZM54 82H55V81H54ZM58 82H59V81H58ZM61 82H62V81L60 80V83H61ZM72 82H73V81H72ZM123 82H122V83H123ZM1 83H2V82H1ZM9 83H10V82H9ZM9 83H8V84H9ZM70 83H71V81H70ZM70 83L68 82V83H63V84H65V85L68 84L67 86H68V89H69V86H71ZM119 83H120V82H119ZM122 83H120V86H121ZM136 83H137V84H136ZM3 84L5 85V83H3ZM19 84H20V83H19ZM25 84H26V83H25ZM25 84H24V85H25ZM63 84H62V85H63ZM69 84H70V85H69ZM72 84H74V83H72ZM131 84H134L135 86H134V85H131ZM20 85H21V84H20ZM26 85H27V84H26ZM26 85H25V86H26ZM52 85H53V84H52ZM65 85H64V86H65ZM74 85H75V84H74ZM126 85H127V84H126ZM142 85H143V84H142ZM142 85H141V86H142ZM58 86H61V85H58ZM124 87H125V85H123V88H124ZM133 87H132V90H133ZM50 88H51V87H50ZM57 88H58V87H57ZM66 88H67V87L62 88L63 91H64ZM123 88H121V89L124 90ZM136 88H137V87H136ZM136 88H134V90H135ZM144 88H145V87H144ZM146 88H147V86H146ZM68 89H67V90H68ZM70 89H71V87H70ZM125 89L127 90V87H126ZM260 89L262 90V88H259L258 90H260ZM263 89H264V86H263ZM8 90H9V89H7L6 91H8ZM11 90H12V89H11ZM53 90H54V88H53ZM57 90H60V89H57ZM71 90H72V89H71ZM71 90H70V92H72ZM73 90H74V89H73ZM126 90L124 91L125 93H126ZM132 90H130V91L132 92ZM65 91H66V90H65ZM39 92H40V91H39ZM39 92H38V93H39ZM52 92H53V91H52ZM56 92H57V91H56ZM127 92H128V91H127ZM131 92H130V93H131ZM234 92H235V91H234ZM234 92H233V93H234ZM256 92H257V91H254V93H252V95L254 94L253 96H255V97H256ZM259 92H260V91H259ZM261 92H262V91H261ZM261 92H260V94H262V95H260V96H262V98H263V92H262V93H261ZM5 93H6V92H5ZM7 93H8V92H7ZM49 93H50V92H49ZM57 93H58V92H57ZM236 93H238V94L241 93V90H240V92H239V90H238L237 92L234 93L235 95H237L236 97L239 98L238 94H236ZM10 94H11V91H10ZM14 94H16V91L14 92ZM41 94H42V93H41ZM78 94H79V93H78ZM132 94H136V93L134 92V93H132ZM147 94H148V93H147ZM257 94H258V92H257ZM7 95H8V94H7ZM11 95H13V94H11ZM55 95H56V94H55ZM55 95H54V96H55ZM130 95H131V94H130ZM149 95H150V94H149ZM149 95H147V97H148ZM151 95H152V94H151ZM151 95H150L149 97H151ZM235 95H234V96H235ZM239 95H241V94H239ZM36 96H37V95H36ZM41 96H42V95H41ZM54 96L52 95L53 98H54ZM57 96H58V94H57ZM73 96H74V93H73ZM78 96H79V95H77V96L75 95V97H77V98H78ZM83 96H85V97H83ZM90 96H91V94H87V93L82 94V96L80 95L79 100L76 98L75 104L77 103V100L80 101V102L83 101L82 104L85 105L86 107H87V104L89 103V104H88V107H87L88 110H89V106H90V108H94L95 105H98V104L96 103V100H93L94 102H93L92 100H90V98H91V99L93 98L92 96H91V97H90ZM125 96H126V95H125ZM144 96H146V95H144ZM152 96H153V95H152ZM242 96H243V92H242ZM242 96H240V100L242 99ZM247 96H248V95H247ZM247 96H246L245 94H244V96H243V97H245L246 102L242 99L245 103H247V102L249 101L247 104H244V103L242 104V102H243L242 100H241V102L239 101V103H238L237 101H235L234 104H233V109H232V106L230 107V108H231V109H230L229 107L225 106L224 104L221 105L220 108L212 109V108H211L212 106L210 105V108H211V109L209 108V109H208V112H207V111H204V110H205V108H208V107H206L208 104H207V103H206L207 105H204L205 103H202V104H201L202 101L199 102L200 104L198 103L199 106L201 107V108L199 107V109L197 108V111L195 110V111L198 113V115H199L202 111H204L203 115H204V114H207V117H208V115L210 114L211 117H212V118H211V117L209 116V118H207L206 116H204V118H207V120L209 121V123L206 122V123H207V126H208V124H209V125H212V123H210V121H212L213 123H215V122H217V120H218V118L215 117L216 115L213 116V112H212V110H215V111H220V110H221L220 113L218 112L219 114H221L222 110H224V112H223L221 115H218V114H217V116H220V120H222V121L220 122L219 126H220V127L222 126V127L225 129V131L223 130L222 127H221L222 129L219 130V129L217 128V130L220 131V132L223 131L224 134L227 133L228 136H227V135H225V136H226L227 138H229V139L226 140V137L224 136V134L222 133L223 135L220 136V132H218V133H219L218 135H219L220 137H219V136H216V138H215V140H214V141L217 142V141L219 140V139L217 140V137H219V138H220V140H219V141H220V144H221V141H223L222 146L224 145V140H226L227 142L229 141V144H230V145H228L227 142L225 141L226 144H227V146H233V145H235V143H239V144L241 143V145L248 144V142H247L248 139H247V140H244V139H246L248 135H251V134L249 133V130H250V129H251L250 132H252L253 134H256V132L254 133L253 131H258V132H260V130H261L260 128H262V130H264V128H263V127H264V125H263V124H264V121H259V120H258V122H256L257 119H258V117L260 118V116L258 115L257 111L255 110L256 108H254V105L251 104V103H253V102H251V101L249 100V99H253V100H254L255 97L250 96L251 98L248 97V99H247ZM260 96H259V94H258L257 97H256V100H257V98H259ZM0 97H1V95H0ZM3 97H4V96H3ZM3 97H2V98H3ZM9 97H10V96H9ZM20 97H21V96H20ZM50 97H51V96H50ZM50 97H49V98H50ZM81 97H82V99H81ZM86 97H87V98H86ZM89 97H90V98H89ZM130 97H132V96H130ZM135 97H136V96H134V98H135ZM139 97H140V96H139ZM147 97L145 98V100L147 99L146 102L148 101V98H147ZM252 97H253V98H252ZM10 98H11V97H10ZM15 98H16V97H15ZM32 98H33V97H32ZM34 98H35V97H34ZM47 98H48V97H47ZM55 98H56V97H55ZM57 98H59V97H57ZM57 98H56V99H57ZM70 98H73L72 95L70 96ZM70 98H68V99L70 100V101H69V100H68V101H69V102H72ZM84 98H85V99H84ZM94 98H95V97H94ZM127 98H129V97H127ZM142 98H143V97H141L140 99H142ZM186 98H187V96H186ZM260 98H261V97H260ZM0 99H1V98H0ZM8 99H9V98H8ZM16 99H17V98H16ZM22 99H23V98H22ZM28 99H29V98H28ZM42 99H44V98H42ZM73 99L75 100V98H73ZM83 99H84V100H83ZM86 99H87V100H86ZM136 99H137V98H136ZM152 99H153L152 97L149 98V100H152ZM189 99H190V97H189ZM4 100H6V102H7V99H6V98H5ZM9 100H10V99H9ZM12 100H14V99H12ZM17 100H18V99H17ZM20 100H21V99H20ZM51 100H52V99H51ZM58 100H59V99H57V102H58ZM143 100H144V98H143ZM143 100H142V101H143ZM145 100H144L143 102H142L141 100H140V101H141L142 103H144ZM37 101H38V100H37ZM41 101H42V100H41ZM53 101L56 102L55 100H53ZM86 101H87V102H86ZM89 101H90V102H89ZM4 102H5V101H4ZM44 102H45V100H44ZM51 102H52V101H51ZM60 102H61V103H60ZM66 102H67V101H66ZM73 102H74V101H73ZM203 102H204V100H203ZM17 103H18V101H17ZM26 103H27V101L24 102L23 104H24V108L27 109L28 105H27ZM33 103H35V102H33ZM33 103H32V104H33ZM40 103H43V102H40ZM40 103H39V104H40ZM64 103H65V102L61 99V101H59L56 105L54 104V106H56V108L58 107L57 109H58L59 111H57V109L55 108L54 111H57V112H53V114L56 113L57 116H58V118H59V119L61 118L60 121L63 120L62 117H63V115H65V117H63V118H65V122H66V123H67V121H66V118H67V117H69L70 119L72 118V121H70L69 119H68V120H69L70 122L74 123V124H76V121L74 120V117H76L77 115H79V116H80V119L78 118L79 116L76 118V120L79 119V120H77V124H78V123H79L78 121H81L82 118H83V115L85 116V114H86L87 112H85V114L83 113L84 111H83L81 114H75V113H74V110H73L74 108H73L72 111H73V113H74L76 116L74 115V117H72V115H71V114H72V113H71L72 111H70L69 109H71L72 106L74 107L75 105H71V106H69L70 103L67 102L69 105H66V103H65V104H64ZM84 103H85V104H84ZM90 103L92 104V106H91ZM249 103H250L252 106L249 105V106L247 107L246 105H248ZM9 104H10V103H9ZM25 104H26L27 106H26ZM35 104H36V103H35ZM43 104H44V103H43ZM62 104H63V105H62ZM71 104H72V103H71ZM237 104H238V105H237ZM240 104H241V105H240ZM253 104H254V103H253ZM14 105H15V102H14ZM45 105H46V104H45ZM45 105H44V106H45ZM58 105H59L60 107H59ZM93 105H94V106H93ZM184 105H185V106H183L184 109L182 108V109L179 110V108H178L179 106L177 107V105L174 106V107H175V108L177 107L178 109H175V108H173V107H172L173 110L171 109V111H172V112L174 111L176 114H178V111H179V113H180L181 116L184 115V113H182V112H184V110H185V113H187V118H189V120H188V119H185L186 117H184V116H186V114L183 116L184 119L181 118V116H180V118L178 117V118L176 119L177 121H176V120L174 121L175 127H177V125H178V127H177L178 130H177V129H176V130L180 132L181 129H182L183 132H185V130H186V129H189V128H190V129H193V128L198 127L199 125H200V127H201V124H200V121H201V120H199V119H201V118L198 119V117H201V116H198V115L196 116V115H194V114H197V113H196V112H195V113L192 112L193 110H192V111H191V110L189 111L190 107L188 108L187 104H184ZM202 105H203V107H204L203 110H201V109H202ZM234 105L236 106L235 108H234ZM239 105H240V106H239ZM1 106H3V105H1ZM5 106H7V105H5ZM5 106H4L3 108H5ZM8 106H11V105H8ZM25 106H26V107H25ZM39 106H40V105H39ZM61 106H62V107H61ZM98 106H99V105H98ZM223 106H224L225 108H224ZM242 106H244V107H242ZM18 107H19V106H18ZM41 107H42V105H41ZM46 107H48V105H47ZM70 107H71V108H70ZM238 107H239V108H238ZM246 107H247L248 109H247ZM251 107H252V108H251ZM0 108H1V107H0ZM7 108H8V107H7ZM9 108H10V107H9ZM11 108H12V107H11ZM15 108H16V107H15ZM19 108H20V107H19ZM19 108H18V109H19ZM22 108H23V107H22ZM32 108H33V107H32ZM66 108H67V109H66ZM158 108H159L158 111H161V108H162V107H161V106H158ZM186 108H188V109H186ZM221 108H222V109H221ZM223 108H224V109H223ZM227 108H228V109H227ZM243 108H244V109H243ZM253 108H254V109H253ZM16 109H17V108H16ZM28 109H29V108H28ZM35 109H36V108H35ZM49 109H50V108H49ZM64 109H65V110H64ZM191 109H192V108H191ZM235 109H239L238 111H240V112L236 111ZM242 109H243L244 111H243ZM12 110H14V106H13V109H12ZM20 110H22V109H20ZM20 110H18L17 112H20ZM29 110H30V109H29ZM67 110H68V111H67ZM209 110H211V111H209ZM225 110H226V111H225ZM232 110H233V112H231ZM247 110H248L249 112H248V113L246 114V116H245V115L243 114V112L245 113V111H247ZM251 110H252V111H251ZM253 110H254V111H253ZM0 111H1V110H0ZM3 111H5V109H3ZM38 111H39V110H38ZM42 111H44V110H42ZM62 111H63V112H62ZM187 111H188L189 113H188ZM200 111H201V112H200ZM235 111H236V113H235ZM242 111H243V112H242ZM250 111H251V113H250ZM11 112H12V111H10V113H11ZM17 112H14V115H15V113H17ZM39 112H40V111H39ZM39 112H38V113H39ZM44 112H45V113H44ZM44 112H43L42 114L45 115L46 112H47V110H45ZM59 112H61V114H60ZM66 112H68V113H66ZM89 112H90V111H89ZM205 112H206V113H205ZM209 112H210V113H209ZM211 112H212V114H211ZM0 113H1V112H0ZM12 113H13V112H12ZM12 113H11V114H12ZM27 113L29 114V111H28ZM27 113H26V114H27ZM69 113H70V114H69ZM193 113H194V114H193ZM226 113H227V114H226ZM230 113H232L233 116L239 114V115L235 116V119H232V120H233V123H234V121H236V120L238 121V119H239L240 121H238V122L236 121V123L233 124V123H232V120H231L230 117H229V116H230ZM234 113H235V114H234ZM241 113H242V114H241ZM254 113H255V114H254ZM256 113H257V114H256ZM6 114H7V113H6ZM39 114H41V113H39ZM47 114H48V115H47ZM47 114L45 115V119H47V120H46V123H45V121H44L45 119H44L43 117H42V119H44V120H43L44 123L47 124V126H48L47 129H49V132H50L49 134L52 133V134H51V137H52V138L49 137V135L46 136V133H47L46 130H47V129L45 130L46 133H45L44 131L41 132V133H43V135H45V138H46V137H49V138L51 139V140L48 139V140H50L51 143H50L48 140H46L45 138H44V141L46 140V142L48 141L50 144H52V142H53V144L50 145V144L48 143V146H46V145L44 146L45 148L41 147L42 150L44 151V152L42 151L43 154H42L41 149H40V146H39L37 152H38L39 150H40V151H39L38 153L36 152V154L34 155V156H36V155L38 154V155H37L38 157H37V156L35 157V160H36V161L34 160V157H33V156H32L33 158H30V154H31L32 148H33V150H35L34 147H35V146L37 147V145L34 144L35 141H36V137L34 136V134L36 135V133H35L34 129L29 128V127H32V126H31V125H32V122H31V121H28V118H27L28 115L26 116V115L23 113V115L20 116V117H24V118H22V120H25V119L27 118V120H25V121H27V122H29V123H26L25 121H21V118H20V117H19V119H18L19 122H18V120L15 119V120L20 124V128H19V130L22 129V130H20L22 133H21V132L19 133V131H18L17 128H16V131H15L16 133H15V134H12V135H14L15 137H14V136L11 137V135H10V137H9V139H8V138L4 135V136H5L4 138L6 139V143H7V144L5 143V147H6V149H5L4 146H2V145H3V142H5V139L3 138V139L0 140V143L2 142V143L0 144V145L2 146V147L0 146V147L2 148V149H0V153H2L3 151H4V152L10 151L9 149H10L11 147H12L11 149L14 150V151L11 150L13 153H10V154H9L8 160H9V162L12 161V160L14 161L15 159L18 160L19 164H18V162L16 161L18 165L15 164L14 167L16 168V166H18V167L16 168V171H15V172H18V173H19V176H20L19 180H21L20 184L18 183L17 186H18V187L22 186V187H20V189H19V191H20V193H19V192H18V188H17L16 186H14V187L12 186V187H11V186H9V184L5 181L6 178H5L4 174H6V173H5V172L3 173V171L0 172V176L3 175V177H2V176L0 177V183H1V184H0V189H1V190L3 189L2 191L0 190L1 193H4V191L7 192V188H8V189H9V190H8L9 193H11L12 196H13V198H11V196H10V198H9L10 200H9V199L7 198V195H8L9 193H4V196H3V197L1 196L2 194L0 193V194H1V195H0V199H1V198H3V199H4V198H7V199H4V200L1 199V203H2V202H5V201H6L7 203L5 202L6 204L3 203V205L0 204V207L2 206L1 210L3 209V211L8 210V209H12V210H10V211H11V215H10L9 212H8V213H9V215H10V219L12 220V222H14V221L16 222L15 224L11 222V223H12V226H11V224L8 225V221H9L10 219L7 220L6 218H7L9 215H7V214H3V213H4V212H3V213H2L3 216H2L1 213H0V221L3 220V221H1V222L3 223V224H2L3 227H1V225H0V228H1V230H2V229L4 230V229L6 228L5 231L2 230V232H3V233H8V234H5V235H7L6 237H5L4 234L2 235V237H3L2 239H1V237H0V240H1V241L3 240V242L0 241V246H1L2 248H5V247H6V248L4 249V251H5L6 249H9V250H8L9 252L7 251V254H6V253L3 254V251L0 250V254L2 253V255H0V264H12V263H14L13 261H15V264H17L21 259H23L21 256H22L23 254L25 255V253H26L28 250L30 251L31 249L34 250V249L39 248L38 243L40 244V246H44V245L46 244L45 248L42 247L44 250L42 249V250L40 251V249H37V250H39L38 252H40L41 256H42V254H43V256H42V257H39L40 254L37 253V250H34L33 253H31V254H30V252L28 251V254H29L30 256L27 257V258H28V261L26 260V263L28 262V264H29V263H30V264H31V263H34V264L37 263V264H39V262L41 261V262H40L41 264H46L47 262H48L47 264H51V263H52V264H59V263H57V261H58L57 259H59V260L61 259V262H62V263H66V264H67V263L69 264V262H70V260H69L68 257H67V254H66V253H68L67 250H68L70 247L67 248V246H65V245H68V243H70V240L72 241V239H73V237L70 236L71 234H70L69 236H68L67 234H69V231H71V233H72V232L75 230V229L73 228V227L75 226L73 222H74V219H76V218H74V217H78V215H77V216H74V217H73V216L71 217V215H69V214H68L69 216H67V213H66V218H64L65 213L62 212L63 216H62V215H61V216L64 218V220H65V219L67 220L68 217L73 218V220H72L73 222H72V221H71V222H72V228H73L74 230H73V231L70 230V229H72V228H71V223H70V220H71V219H70V220H67V221H69V222H68V225H70V227H69L67 224H66V225H67V227H69L70 229L68 228L69 231H68V233H66V237H68V238H65V237L63 236V233L61 232V231H64L65 229H64V228L61 229L62 226H61L60 223H58V222L61 221L60 218H58V217H60V216H59V214H60V213H59V212H60V209L62 210V208L64 207V206H63V207L60 208L59 203H60L61 200H60L59 195H60V196H62V195H61V194L58 195V193H63L62 191H64V189H65V191H67V190L69 191L70 189H67V190H66V188H64L63 190L61 189V191L58 192L57 188H55V187L53 186L55 183H56V184L58 183L59 186H60L61 183H64V184L67 183L65 180H64L65 182L62 180V178H64V177H62V173H60V172H62V171L64 170V169H63V166H64L65 164L69 163L70 161H68L67 163H66V161H62V160H67V159H64V158L62 159V158H60V157H61L60 155H59V157H57L56 154H55L54 152H53V153H52V152H48V150H55V151H56V149L59 150V151L63 150V149H61L62 147H59V145H61V144H57V145H56V143H58V142H55V141H54V137L57 136L56 138H58V139L55 138L56 141H57V140H60L61 138H60L59 136H62L61 133H63V132H61V131H62L64 128H65L66 130H69V128H71V127L74 129L75 126L73 127V126H72L73 124H71V123L69 122V123L71 124V126H70L69 128L67 127V125H66V127H65V126L63 127V123H64V121L60 122V121H58V119H54V118L52 117L51 113H49V112H47ZM59 114H60V115H59ZM66 114H67V115H66ZM182 114H183V115H182ZM225 114H226V116H225ZM232 114H231V115H232ZM240 114H241V117H240ZM253 114H254V115H253ZM18 115H19V114H18ZM18 115L16 114V118H18ZM50 115H51V116H50ZM69 115H71V116H69ZM81 115H82V116H81ZM87 115H88V116H85V117H89V116H90L89 113H87ZM178 115H179V114H178ZM190 115L193 116V117H191ZM200 115H202V113H201ZM228 115H229V116H228ZM248 115H249V116H248ZM250 115H252V116H250ZM25 116H26V117H25ZM40 116H43V115H40ZM40 116H39V117H40ZM47 116H48V118H46ZM66 116H67V117H66ZM194 116H195V117H194ZM233 116H232V117H233ZM243 116H245V117H243ZM247 116H248V117H247ZM255 116H256V117H255ZM11 117H12V116H11ZM14 117H15V116H14ZM14 117H12V118H14ZM28 117H29V116H28ZM49 117H52V118H49ZM222 117H223V118H222ZM232 117H231V118H232ZM237 117H238V118H237ZM246 117H247V118H246ZM249 117H250V118H249ZM251 117H252V118H251ZM190 118H192V119L190 120ZM194 118H195V119H194ZM216 118H217V119H216ZM225 118H226V119H225ZM236 118H237V119H236ZM244 118H245L246 120H245ZM253 118H255V120L252 121ZM53 119H54V120H53ZM180 119H182V120H180ZM193 119H194L195 122L193 121ZM209 119H214V121H213V120H209ZM223 119L227 120L226 122H228V120L230 119V120H229L230 123L228 122L229 126L227 125L226 122L224 123V120H223ZM249 119L252 121V123H251V121H250ZM184 120H186V121H185V122H182V121H184ZM196 120H199V121H196ZM260 120H264V119H261V118H260ZM35 121H36V120H35ZM39 121H42V120H39ZM39 121H38V123H39ZM47 121H48V122H47ZM56 121H57V122H56ZM73 121H74V122H73ZM187 121H190V122L193 121V122L189 123V122H187ZM243 121H244V122H243ZM248 121H249V122H248ZM20 122H23L24 125H23L22 123H20ZM24 122H25V123H24ZM49 122H51L52 124H51V125H48ZM58 122H59V124L61 123V125H59ZM180 122H181V124H180ZM198 122H199V123H198ZM204 122H205V121H204ZM247 122H248L249 124H248ZM261 122H263V123H261ZM18 123H17V127L19 126ZM38 123H35V124H37V125H36L37 127H39V126H38ZM44 123H42V125H41L40 123H39V124H40L41 126H43ZM177 123H178V124H177ZM184 123H185V125H184ZM196 123H198L199 125L197 124V126H196ZM201 123L204 124L203 122H201ZM206 123H205V124H206ZM221 123H222V124L224 123L225 126H223L224 124L221 125ZM231 123H232V124H231ZM237 123H238V124H237ZM239 123H240V124H239ZM242 123H243V124H242ZM244 123H245V124H244ZM254 123H257V124H254ZM28 124H29V125H28ZM30 124H31V125H30ZM49 124H50V123H49ZM57 124H58L59 126H58ZM77 124H76V125H77ZM89 124H90V123H89ZM91 124H92V123H91ZM193 124H194L195 126H194ZM217 124H218V122H217ZM217 124H216V125H217ZM230 124H231V126H233V125H235V124H236V125H235L236 127H237L238 125H239V126H238V128H236V127H230ZM252 124H253V125H252ZM258 124H259V125H258ZM22 125H23L24 127H21ZM26 125H28V126H26ZM52 125H53V126H52ZM55 125H56V126H55ZM114 125H115V124H113V123H112V124H108V127H109V128H107V130H108V131H111V132H110V135L112 134V131H117V130H115V129L113 128ZM181 125L184 127L185 130L182 128ZM186 125H187V127H186ZM188 125H190V127H189ZM213 125H215V124H213ZM226 125H227V127H226ZM242 125H244V126H242ZM246 125H247V126H246ZM254 125H256L255 127H257V125H258L259 128H256V129H255V127H253ZM33 126H34V125H33ZM36 126H35V127H36ZM57 126H58V128H57ZM91 126H92V125H91ZM91 126H90V128H91ZM94 126H95V125H93L92 127H94ZM111 126H113V127L111 128ZM191 126H193V127L191 128ZM207 126H206V127H207ZM248 126L250 127V129H249ZM251 126H252V127H251ZM262 126H263V127H262ZM35 127H34V128H35ZM43 127H45V125H44ZM60 127H61V128H60ZM180 127H181V129H179ZM211 127H212V126H211ZM217 127H218V126H217ZM225 127H226V128H225ZM228 127H229V130H228ZM241 127H242V129H241ZM41 128H42V127H41ZM55 128H57V129H55ZM67 128H68V129H67ZM201 128H202V127H201ZM201 128H200V129H201ZM213 128H214V127H213ZM213 128H210V129H211V135H212V132H213V131H212ZM230 128H231V129H230ZM233 128H235V129H233ZM245 128H248L249 130H248V129L245 130ZM29 129H31L32 131H34V132H33L34 134H33L32 131L29 130ZM36 129H39V130H40V128H36ZM52 129H54V130L52 131ZM59 129H60V130H59ZM92 129H93V130H90V131H93V133H94V132H95V131H94V128H92ZM190 129H189V130H190ZM198 129H199V128H198ZM200 129H199V130H200ZM210 129H208L209 133H210ZM236 129H237L238 131H237ZM240 129H241V131H242V130H245V133H246V131H247L248 134H247V133L245 134L244 131L241 132ZM258 129H259V130H258ZM43 130H44V129H43ZM58 130H59V133H58ZM189 130H188V131L186 130V133L189 132ZM199 130H197L196 133L199 134V132H198ZM202 130H203V129H202ZM206 130H207V129H206ZM213 130H214V129H213ZM221 130H222V131H221ZM226 130H227V132H226ZM230 130H231V131H230ZM233 130H235V131H233ZM51 131H52V132H51ZM55 131H57V132H55ZM63 131H64V130H63ZM90 131H88L87 134H86V135H87V136H86L87 138H88V133H89ZM195 131H196V130H194L193 132H195ZM203 131H205V130H203ZM214 131L216 132V128H215ZM239 131H240V132H239ZM17 132H18V134H17ZM30 132H31V134H29ZM36 132H37V131H36ZM60 132H61V133H60ZM97 132H98V131H96V132L94 133L95 135L97 134L96 136H95V135H94V136H95V140H96V137L98 138V139L96 140V142L98 143V142H99V139H100L101 141H103V140H102V138H99L100 135H99V133H97ZM181 132H182V131H181ZM183 132H182V133H183ZM191 132H192V131H190L189 134H190ZM215 132H214V136H215ZM225 132H226V133H225ZM228 132H229L230 134L233 133L232 138H231V135H230ZM23 133H24V134H23ZM44 133H45V134H44ZM57 133H58V134H57ZM65 133H68V131H65ZM93 133L91 134V132H90L91 135H93ZM107 133H108V132H107ZM186 133H185V134H186ZM196 133H191L190 135H192V134H195V135H196ZM200 133H201V132H200ZM202 133H203V132H202ZM204 133H205V132H204ZM234 133H235V134H234ZM2 134H3V133H2ZM25 134H26V135H25ZM38 134H40V133H38ZM53 134H54V135H53ZM90 134H89V138H92L93 136L90 137ZM120 134H121V133H120ZM120 134H119V135H120ZM189 134H186V135H189ZM206 134H208V133H205V135H206ZM253 134H252V135H253ZM23 135H24V136H23ZM30 135H33V136H31V138H30ZM43 135H42V136H43ZM52 135H53L54 137H53ZM63 135H64V134H63ZM84 135H85V134H84ZM84 135H83V137H82V134H81L82 140L84 139ZM98 135H99V137H98ZM106 135H108V134H106ZM124 135H125V134H124ZM124 135H123V133H122V136H124ZM181 135H182V134H181ZM195 135H194V136H195ZM202 135L204 136V134H202ZM208 135H209V134H208ZM208 135H207V136H208ZM211 135H210V136H211ZM229 135H230V136H229ZM236 135H237V136H236ZM246 135H247V136H246ZM2 136H3V135H2ZM18 136H19V137H18ZM25 136H26V137L29 136V137H27V140H28V141H31V142L33 143V145L27 147V145H24L23 143H20V145L23 144L25 147H27V149L30 148L29 150L26 149V151H25V152L27 153L28 156H27L26 153L23 151V152L25 153V157H22V158H23V160H22V158H19V155H21V154H23V153H22V152H20V154L17 153V147H16L17 145H16V144H18V141H22V142H23V141H24V138H25V141H27ZM42 136H41V137H42ZM102 136H104V135H102ZM102 136H101V137H102ZM111 136H112V135H111ZM111 136H110V137H111ZM122 136H120V137H121V139L124 141V143H123V141L119 138V136H117V137H118V140H121L120 142L118 141V142H116V143H111L113 146H114L115 144H117V146H116V145H115V146H116L117 150L119 149L120 151H119V150H118V151L115 150L114 152H110L111 150H112V151L114 150L115 146L113 147L111 144H109V143L111 142V141L109 142V139H111V140H113V141L115 142V141H117V140H116L117 137H115V140L112 139V137H111V138H108V144L106 143V142H107V139H105V141H104V143H106L105 146H106L107 149H108V147H109L108 145H110L111 147H113L112 149H110V147H109L110 150H109V153H107V154H110V153H111V155H113V156H114V154H115V157H116V154H117V153H115V152H118V153H119V158H120V160H121V158H123V159L121 160V163L118 162L117 159L114 161L113 158H112V156H111V158H110V161H111L112 163L115 162V163L118 165V166H117V165L114 164L115 166L119 167V168L116 167V169H118L117 171L119 172V170H120L121 168H123L124 170H123V169L120 170L119 173L122 174V171H127V173H126V172H123V173H126V175H125V174H122L123 177H122V175L119 176L120 174L118 175V173H117V171H116L115 174H114L115 176H114V175H113V176L116 177V173H117V176H119V177H118L119 179H117V177H116V178H112V180H110V181H109V179H108V177H110V176H107V174H106V176H105V175H101V177L103 176V177H102V178H103L102 181L105 180V182H103V183H105V186H104L105 188H103V189H105L104 192H103V195L106 194V193H108V195H107V196L105 195L104 197L106 198V197H108L109 195H113V194H114V195L111 196V197H112V198H115V199H118L117 197H115V193H114V192L119 193V192H120L119 190H121L122 188H124V187H125V184H127L128 186L131 185V186H130L131 188L128 187V186L126 185L129 191H130V190H131V191H132V190H135L136 186L138 187V184H140L139 187L142 186L141 183H135V181L133 182V179H137V178H138L137 181H136V182H138L139 178H140V180H141V178H142V179H145V178L147 179L148 177H152V178H153V182H155V183H151V181H152L151 178H149V179H150V182L148 181L149 179H148V180L145 179L146 181H145L143 184L146 185V187H145V189L141 187L142 190L144 191L143 194L140 193V192L138 193V191H141V192H142V190H140L141 188L139 189V187H138L139 190L136 189V190H138V191H134V192H133V191H132V192L130 191V196L133 197L132 199H130L131 197H129V195H128L129 193L123 192V195H122V196H123V197L125 196V197L123 198V200H124V201L126 200V202L124 203L123 200L120 201V202H118V201L116 200V202H118V203L120 204V206L118 205V206H119V207H118L119 209H116L117 207H115V209H112V211H114V212L109 211V210H111V209H110V208H111L110 206L114 204L112 201H115V199L113 200V199L109 196L110 200H112V201H110L108 198H106V199H105V200H106V203H107V200H108L109 202H112V203H113V204H112V203L109 204V205H110V206H109L110 208H109V210H107V211H109V212H108L109 215H107L108 213H107V214H104V215L106 216V219L104 218V217H105L104 215H102V218H100L101 216H99V215H98L99 218L96 216L97 218H94V219H93L92 217H91V218L88 217L89 219H93L94 221H96L97 219H99V220H100V223H101V219L103 220V218H104L105 221H108L107 218L109 217V218H108L109 221L107 222V224H108V223H111V224H113V226H115V227H117V228H118V224H119V226H120V225H122V222H125V223H126V221L129 219V217H128V218L126 217L125 221H123V220H124L123 218H125V217H123L124 214H125V216H128V213H126V212H129L130 210H132V211H130V212H132L131 214H132V215H133V214H136V215H137V212L141 211L139 206H141V209H142V207H143V209H145V207L148 206V205L151 204V203L154 205V203L158 200L157 197H159V200H160V199H161V200L158 201L156 204H157V205L159 204V205L163 206V205L167 202V200H166L167 198H166L164 201H162V200H163V195H162V194H164V190H165V188H166V190H167V188H168L169 190L171 189L172 185L174 184V180H175V179L173 178V176H170V177H169V175H170L171 173H169V175H165V173H164L165 176H161V175H159L161 172L164 171L163 169L165 168L166 163H167L166 166H167L168 169H169V164H168V162H170V161L167 162V158H168V156H167V157L165 156V158H166V161H165V158H163V155H165V154L163 153V151L160 150V151L163 153V155H161V152L158 153L159 155H161L160 157L163 158V161L160 162L159 160H162V158H160L159 156H156V158H155V162H154V158H153V157H154V154H152V153H155V154H156L157 152H156V151L154 152V148H153V151H151V150H152V149H151V148H152L151 146H150V147H151V148H150L151 150H150L149 148H147L148 150H146V147H147L146 145H147V144H146V145H145L144 143H143L144 145L142 144V142L145 141L144 137H142V140H143V141H140L139 139H141V138L138 137V138H139L138 141L132 142V141H130V138H128V137H130V136H128L127 138H123ZM192 136H193V135H192ZM196 136H197V135H196ZM203 136L200 137L199 139H203ZM212 136H213V135H212ZM212 136H211V137H212ZM214 136H213V137H214ZM222 136H223V138H225L224 140H221V139H222ZM234 136H235V138H233ZM238 136H239V137L242 136V137L239 138ZM13 137L15 138V140H14ZM21 137H22V138H21ZM33 137H34V139H32ZM38 137H39V136H38ZM86 137H85V138H86ZM189 137H190V136H189ZM198 137H199V135H198ZM198 137H197V138H198ZM213 137H212V139H213ZM245 137H246V138H245ZM11 138H12L13 140H12ZM39 138H40V137H39ZM59 138H60V139H59ZM62 138H64V137H62ZM103 138H104V137H103ZM105 138H107V137L105 136ZM179 138H180V137H179ZM207 138H209V137H207ZM236 138H237V139H236ZM243 138H244V139H243ZM20 139H21V140H20ZM92 139H93V138H92ZM180 139H182V138H180ZM234 139H236V141H237V140H238V141L235 142ZM240 139H243V140H240ZM2 140H3V141H2ZM32 140H33V141H32ZM40 140H41V139H40ZM73 140H75V139H73ZM77 140H79V142H82V141H80V139H76V140L73 141V142L78 143ZM87 140H88V142H90V141L92 142V143L90 142L89 144H93V145H94V142H93L91 139H90V140L87 139ZM93 140H94V139H93ZM128 140H129L130 142H129ZM135 140H136V138H135ZM183 140H184V141H187V140L183 137V139L181 140V141H182L181 144L184 142ZM190 140H191V138L189 139V141H190ZM204 140H205V141H204ZM209 140H210V138H209ZM255 140H256V139H255ZM255 140H254V141H255ZM8 141H10L11 144H14V145H16V146H15V147H14V145L12 146ZM11 141H13V142H11ZM28 141H27V142H28ZM61 141L63 142V141H65V140L62 139ZM84 141H85V143H83ZM84 141H83L82 143L85 144V145L87 146L88 144H86V139H84ZM101 141H100V142H101ZM125 141H127V142H125ZM133 141H134V140H133ZM174 141H175V142H174V145H175V144H176V141H177V138H176ZM178 141L180 142V140H178ZM189 141H187V142L190 143ZM192 141H193V138H192ZM197 141H198V140H197ZM203 141H204L203 143L205 144V142H206V137H205V139H203ZM212 141H213V140H211V142H212ZM219 141H218V142H219ZM245 141H246V142H245ZM249 141H250V140H249ZM254 141H252L251 143H249V144H251L250 146L254 145L256 148H258V150L256 151V148H255L254 146H252V147L255 149V152H257L258 156H257V154H254V155H256L258 159H259V158H263V159H262V160L259 159L260 162H259L258 159H256L260 164L262 163V164L260 165V164L255 160L256 157L252 158V156H251L252 163H255V162H256L257 164H259L260 167H259L256 163H255V164H256L257 166L254 165V164H253V166H252L251 163H250V166H252L251 169H249V166H248V168H247V170H246V171H247V172H246V176H247L248 181L250 180L249 182H245V181H246V180H245V181H243V183H241V181H240V184H239V183H237L236 181H234L233 178H232V179H229V180L226 179L227 182H229V183H228L229 185H228V184L226 185V182H225V181H222V180H224L226 177H225L224 179H222V177H220V175L218 176L217 173L212 174L214 170H213V171L206 170V173H204V174H206L207 176H206V175L200 176L201 173L203 172V171H202V172L200 173V175H198V176L202 177V180H204V179H205V180H208V179H209V180H208L209 182L207 183V181H205V180H204V181L201 180V181L204 182V184L207 183V184H205V185H207L208 187H209V184L213 183V184L210 185V190L213 191V192H211L212 194H211V193H209V195L206 194L208 197H211L212 200L209 201L210 198L203 196V198H204L205 200L207 199V200L205 201V200H203V198L201 199L199 195H196L197 193H195L196 191L194 190V189H195V187H193L194 185L191 186V184L188 182V180H187V178H186V176L189 175L188 173H190L193 169H196L197 166H198V168H199V170H198V172H199L200 169H201L200 166H203V165H204V164L202 165V164H199V163H198V164L200 165V166H199L197 163H195L194 160H196V159H193V158L196 157V156H194V157L192 158V161H191V162L193 163V161H194V163L197 164L195 168L191 167V168H193V169L191 170V168L188 167V168L190 169V171H188V173H187V171H184V170L181 168V169L183 170V172L186 174V175H185V178H186L185 180H187V182H188L189 184H187V183L185 182V180H183V182H180L181 184H179V182H178V183L175 182L176 185H173V188L170 190V191H172V192H176V193H174V194H175V197H173L174 199L177 197L176 199L178 200V196H179V200H178V202H180V198L182 199L183 202H185V203L187 202V203H186V206L188 205V207H186V208H187V212L190 214L189 217H188V216H187V217H188V218H191V221H193V220L196 219L195 221H193V222H194L193 225H196V228H199V225H198V224L201 223V220H202V219L207 221L208 218H209L208 221H210V222L208 223V222H205V221H204V223H202V224H203L202 228H204V226H206V225L208 224L209 227H208V225H207L204 229H207V231H209V232L211 231V232H212L211 235H213L214 229L217 228L216 231H217V233H218V232H219V233L217 234L216 231H215V235H213L214 238H212V236L209 235V237L211 236V240L208 238V240L205 239V240H203L201 243L203 244L202 246H204V247H209V248H207V249L203 248V249H205L204 252H207V250H208V251H211V250H212L211 253H216L215 251L218 250L217 252H218V253L220 252L219 255H220V257H221V258H220V257H219V258L222 259V258H223V255H224V258H223V259H224L225 261H231V260L233 261L234 259H235V260L237 259V261H238V260L242 261L243 256H242V258H241V256L239 255V254H240L239 251H240L241 249H242L243 251H246V250L244 249V247H243L242 242L245 243V244L247 245V248H246V247H245V248L247 249L248 254L254 253V252L256 251V248H257V247H262V248H264V223H262V222L264 221V218H263V217H264V214L261 215V214L263 213L262 211L264 210V207H262L263 209L261 208L262 210L259 211L260 213H259V212H257V213L255 212V213L257 214V216H256L253 212H251V210H249V209H250V206H249L248 204H246V206H247V208H246L247 216H248V214L250 213L249 216L246 217V221H247V222H248V221H251V222H249L250 224H248L247 222H245V223L240 222L241 224H244V226L246 225L244 228L248 227V228H246V230H244V228H242V227H240V226L237 227V225L240 224V223H238V221H237L239 218L237 219V217H236V220H234V221L230 220L231 218L235 217V215H234V216L231 215V214H234V212L231 213V214L228 212L229 210L232 209V207H233L236 203H240V202H241V200H242V196H245V195H246V197H247V196L251 197L252 195L254 196V195L257 194V193H258L257 195H258V196L260 195L261 197H262V195H261L262 193H263V195H264V189L261 188V187H258V185H256V184L258 183V181H259L261 178H263V180H264V166H263V164H264V155H262V154H264V151H263L261 154H259V152H261V150H262L261 148L264 147V145H263V143H264V139H263V141L260 140V142H259V139H257V140H256V141H258L257 144H256V141H255V142H254ZM14 142H16V143H14ZM40 142H43V137H42V141H40ZM40 142H39V144H40ZM46 142H44V143H46ZM96 142H95V145H97ZM131 142H132V143H131ZM137 142H139L141 145H139V143L137 144ZM145 142H146V141H145ZM179 142L177 143V146H180L179 148H177L178 150H180L181 147H182V148L184 147V146H183L184 144H183V145H180ZM199 142H200V141H199ZM199 142H198V143H199ZM208 142H209V141H208ZM208 142H206V144H207ZM218 142H217V143H218ZM231 142H232V143H231ZM233 142H234V143H233ZM253 142H254V143H253ZM262 142H263V143H262ZM32 143H31V144H32ZM59 143H61V142H59ZM63 143H64V142H63ZM63 143H62V144H63ZM65 143H66V142H65ZM71 143H72V141H71ZM104 143H103V145H104ZM118 143H119V144H118ZM128 143H130V144H128ZM135 143H136V145H134ZM209 143H210V142H209ZM242 143H245V144H242ZM261 143H262V144H261ZM8 144H9V146H8ZM29 144H30V143H29ZM29 144H28V145H29ZM39 144H38V145H39ZM46 144H47V143H46ZM99 144L102 145V143H99ZM124 144H125L126 146H125ZM190 144H191V143H190ZM190 144H189V145H190ZM193 144H194V143H193ZM199 144H201V142H200ZM215 144H216V143H215ZM215 144H214V145H215ZM226 144H225V147H226ZM231 144H232V145H231ZM239 144L236 145V146L239 147ZM260 144H261V145H260ZM23 145H21V146H23ZM68 145L70 146V143H69V142H68V144L65 145V147L68 146ZM73 145H74V144H73ZM77 145H78V144H77ZM186 145H187V144H186ZM186 145H185V146H186ZM189 145H188V146H189ZM194 145H196V143H195ZM197 145H198V144H197ZM208 145H209V144H208ZM210 145H211V143H210ZM259 145H260V146H259ZM10 146H11V147H10ZM33 146H34V147H33ZM52 146H53V148H52ZM55 146H58V147H55ZM61 146H62V145H61ZM69 146H68V147H69ZM90 146H92V145H90ZM90 146L87 147L88 150H89V147H90ZM105 146H104V147H105ZM107 146H108V147H107ZM118 146H119V147H118ZM121 146H122L123 148H122ZM136 146L139 147V148H137ZM142 146H143V147H142ZM191 146H192V144H191ZM198 146H199V145H198ZM200 146H201V145H200ZM202 146L208 147V149H209V146H206V145H202ZM220 146H221V145H220ZM236 146H234V147H236ZM246 146H247V145H246ZM248 146H249V145H248ZM262 146H263V147H262ZM8 147H9V149H8ZM68 147H67L66 149H64V150H68ZM74 147H75V146H74ZM76 147H77V146H76ZM80 147H81V146H80ZM97 147H98V145H97ZM97 147L95 146V148H94V147L92 146V148H94V150L90 147L91 152H89V153H92V154L94 153V154H95V152H93V151L98 150V149L100 148V145H99L98 149H97ZM129 147H130L131 150L129 149ZM131 147H132V148H131ZM133 147H134V148H133ZM140 147H141V148H140ZM186 147H187V146H186ZM186 147H184L183 150H181L182 153H183L184 150H187V153H188V149H189V147H187V149H185ZM205 147H203V149H204ZM218 147H219V145H218ZM225 147H224V149H225ZM238 147L235 148V151H237V148H238ZM252 147H250V148H252ZM259 147H260L261 150L259 149ZM3 148H4L5 150H3ZM59 148H60L61 150H60ZM81 148H82V147H81ZM85 148H86V147H85ZM102 148H103V147H102ZM120 148H121V149H120ZM136 148H137V149H136ZM142 148H144V150H146V151L142 150ZM190 148H192V147H190ZM194 148H195V147H194ZM200 148H202V147H200ZM220 148H221V147H220ZM246 148H247V147H246ZM246 148H245V151H243V152H247V150H248L249 148H247V150H246ZM45 149H46V150H45ZM47 149H48V150H47ZM72 149H73V147H72ZM103 149H104V148H103ZM123 149H124V150H123ZM133 149H134V151H133ZM138 149H139V151H138ZM155 149L158 150L159 147H158V149H157V148H155ZM173 149H174V148H173ZM177 149H176V146H175V150H177ZM206 149H207V148H206ZM210 149H211V148H210ZM221 149H222V148H221ZM227 149H229V148L226 147V150H227ZM232 149H233V150H232ZM232 149H229V150H230V153H231V150L234 151V148H233V147H232ZM238 149H239V148H238ZM240 149H241V150H240ZM240 149H239L238 151L241 152V151L243 150V149L241 148V146H240ZM2 150H3V151H2ZM6 150H7V151H6ZM15 150H16V152H15ZM30 150H31V151H30ZM69 150H70V148H69ZM69 150H68V152H69ZM76 150H77V148H76ZM76 150H75V151H76ZM79 150H80V149H79ZM90 150H89V151H90ZM92 150H93V151H92ZM99 150H100V149H99ZM101 150H102V149H101ZM101 150H100V153H99L98 156L95 155V159H94V156H91V158H92L91 160H93V159L96 160V158H99V156H100V157L103 156V150H102V152H101ZM125 150H127V151H125ZM129 150H130V151H129ZM140 150H142V152H141ZM175 150H173V153L175 152L174 154H175V156H176V153H177L178 151L176 152ZM199 150H200L199 152L202 153V152H201L202 149H199ZM211 150H212V149H211ZM226 150H225V152H226ZM229 150H227V151H229ZM249 150H251V149H249ZM249 150H248V152H249ZM252 150H253V149H252ZM252 150H251V151H252ZM263 150H264V149H263ZM11 151H10V152H11ZM19 151H22V150H19ZM45 151H46V152H45ZM82 151H83V150H82ZM82 151L80 152V154L82 153ZM104 151H105V150H104ZM123 151H124V155L121 154V153H123ZM143 151H144V152H143ZM147 151H148L149 153H148ZM150 151H151L152 153H151ZM189 151L192 152V154H194V152H193L194 150H189ZM196 151H197V150H196ZM202 151H204V150H202ZM212 151H213V150H212ZM218 151H219V150H218ZM221 151H222V153H224V152H223V149L220 150V152H221ZM238 151H237V152H238ZM258 151H259V152H258ZM4 152H3L2 155L5 156V158H6V157L8 156V152H7L6 154H4ZM40 152H41V154H40ZM83 152H84V151H83ZM86 152H88V151L85 150V153H83V155L86 154ZM107 152H108V151H107ZM125 152H126V153H125ZM133 152H134L135 155L133 154ZM140 152H141V153H140ZM146 152H147V154H146ZM179 152H180V151H179ZM181 152H180V153H181ZM204 152H205V151H204ZM206 152H207V150H206ZM208 152H210V151H208ZM240 152H239V153H240ZM243 152H242V154H245V153H243ZM253 152H254V151H253ZM253 152H252V153H253ZM255 152H254V153H255ZM14 153H15L16 155H15ZM45 153H46V156H45ZM62 153H63V151H62ZM65 153H66V151H65ZM76 153H78V150L75 152V154H76ZM127 153H128V155L131 153V154H130V157H132V159L136 160V162H132V163H130V164H132L131 167H130V164H129L130 161H129V160H124V159H125V155H126ZM137 153H138V154H137ZM182 153H181V155H182ZM184 153H185V151H184ZM210 153H212V152H210ZM12 154H13V155H12ZM17 154H18V157H16ZM32 154H34V153H32ZM39 154H40V155H39ZM69 154H70V153H69ZM72 154H73V153H72ZM87 154H88V153H87ZM87 154H86V155H87ZM94 154H93V155H94ZM96 154H97V153H96ZM101 154H102V155H101ZM104 154H106V151L104 152ZM107 154H106V155H107ZM132 154H133L134 156H133ZM140 154H143V155L140 156ZM149 154H150L152 157H150ZM188 154H189V153H188ZM195 154H196V152H195ZM205 154H206V153H204L203 155L205 156ZM207 154L209 155V153H207ZM218 154H221V153H219V152H217V154H215L214 152L212 153V155H217V156H218ZM226 154H227V152H226L224 155H226ZM240 154H241V153H240ZM242 154H241V155H242ZM246 154H247V153H246ZM2 155H0V157H1ZM11 155H12V156H11ZM42 155H44V156H42ZM51 155H52V156H51ZM53 155H54V159H53ZM90 155H91V154H90ZM90 155L88 156V158H90ZM145 155H146V156H145ZM181 155H180V156L178 155V156L181 158ZM189 155H191V154H189ZM189 155H188V156H189ZM200 155H202V154H200ZM212 155L210 154V156L213 158ZM221 155H223V154H221ZM224 155H223L221 158L218 157V158L220 159V165H221V159H222L223 157H224L225 159H227L226 157H227L228 154H227L226 156H224ZM230 155H231V154H230ZM236 155H238V154H236ZM241 155H240L238 158H240V159L242 158L244 161H246V159L248 158L249 153H248V155H245V156H247V158H243V156L241 157ZM259 155H260L261 157H260ZM14 156H15V157H14ZM21 156H22V155H21ZM21 156H20V157H21ZM23 156H24V154H23ZM39 156H40V157H39ZM55 156H56L58 159H59V158L62 159V160L59 159V162H58V163H59L58 166L61 165L62 168H59V169H58L57 164L53 165V163H57V161H58L57 158H56ZM62 156H63V155H62ZM64 156H66V155L64 154ZM67 156H68V155H67ZM67 156H66V157H67ZM71 156H72V155H71ZM74 156H75V155H74ZM117 156H118V154H117ZM123 156H124V157H123ZM137 156H139L138 159H136ZM143 156H144V158H143ZM183 156H184V157H187V155H183ZM183 156H182V157H183ZM197 156H199V155H197ZM204 156H202V158H203ZM231 156H232V155H231ZM245 156H244V157H245ZM12 157H14V158H12ZM27 157H29V158H27ZM43 157H44V159H43ZM46 157H48L49 159L46 158ZM68 157H70V155H69ZM80 157H81V156L79 155V158H80ZM82 157H83V156H82ZM134 157H136V158H134ZM141 157H142L143 159H142ZM146 157H149V158L147 159ZM158 157H159V158H158ZM179 157H178V158H179ZM189 157H191V156H189ZM211 157H210V159H212ZM236 157H237V156H236ZM2 158H4V157H2ZM5 158H4V159H5ZM10 158H11V160H10ZM37 158H38L39 160H41L42 162H40L39 160H37ZM40 158H41V159H40ZM51 158H52V159H51ZM75 158H76V156H75ZM79 158H78V160H79ZM119 158H118V159H119ZM174 158H175V157H173V162H175ZM204 158H205V157H204ZM208 158H209V157H208ZM228 158H229V157H228ZM232 158H233V157H232ZM238 158H237V159H238ZM249 158H250V156H249ZM249 158H248V160H249ZM0 159H1V158H0ZM4 159H1L0 161H1V162H2V161L6 162V159H5V160H4ZM20 159H21V160H20ZM24 159H25V160L27 159V160L25 161ZM55 159H56V160H55ZM84 159H86V156L84 157ZM111 159H112V160H111ZM114 159H115V158H114ZM140 159H142V160L140 161ZM145 159H146V161H147L146 163L149 164L150 168L147 167L148 165L144 163V162H145ZM151 159L153 160V162H151ZM156 159H157V160H156ZM168 159H169V158H168ZM171 159H172V158H171ZM181 159H182V158H181ZM181 159H180V163L183 162V163H181V165L184 166V167L188 170V168H187L186 165H189V164H190V160H189V158H188V160L186 161L187 164H186V162L181 161ZM198 159H199V158H198ZM198 159H197V161H198ZM200 159H201V158H200ZM206 159H207V157H206ZM235 159H236V158H235ZM235 159H234V160H235ZM242 159H241V160H242ZM8 160H7V162H8ZM19 160L21 161V163H20ZM28 160H29L31 163H33V164L31 165V163H30ZM31 160H32L33 162H32ZM43 160H44L45 162H43ZM51 160H52V161H51ZM54 160H55V161H54ZM68 160H71V163H69V164H72L73 157H71V158L68 159ZM75 160H76V159H75ZM91 160L89 159L88 161H91ZM94 160H93V162H95ZM149 160H150V161H149ZM182 160H186V158H184V159H182ZM202 160H203V159H202ZM202 160H201V161H202ZM222 160H224V159H222ZM227 160L229 161V163H228V166H229L230 163H231L233 160H229V159H227ZM37 161H38V162H37ZM48 161H49L50 163H52V162L54 161V162L52 163V165H49V166L54 167V169L52 168L50 172L48 171V167H49V166H46V165H45V168H43V167H44V164H45L46 162H48ZM61 161H62V162H61ZM88 161H87V162H88ZM96 161H98V159H97ZM116 161H117L118 163H117ZM127 161H129V162H127ZM138 161H139V163H138ZM158 161H159V162H158ZM188 161H189V163H188ZM199 161H200V160H199ZM204 161H205V159H204ZM206 161H208V160H206ZM225 161H226V160H225ZM254 161H255V162H254ZM23 162H26V163H23ZM27 162H29L30 164L27 163ZM78 162H79V161H78ZM78 162H77V163H78ZM91 162H92V161H91ZM124 162H125V164H127V165H125V167H121V166H124ZM142 162H143L145 165H144ZM223 162H224V161H223ZM36 163H37V164H36ZM39 163L41 164V166H39V169L43 170L42 173H40V171H39L38 169H36V168H35V170L33 169L34 165H40ZM64 163H65V164H64ZM73 163L76 164V162H73ZM83 163H85V161H83ZM83 163H82V164H83ZM88 163H89V162H88ZM88 163H87V164H88ZM119 163H120V164H119ZM133 163H136V164L133 165ZM151 163H153V166H154V164H155L156 168L158 167V164H159L160 168H162V169H161V170H160V169H156V171H158V172L156 173V172H155V166L152 167V166H151ZM184 163H185V165H183ZM194 163H193V164H194ZM206 163H207V162H206ZM224 163H225V162H224ZM226 163H227V161H226ZM13 164H14V163H13ZM20 164H22V165H20ZM42 164H43V165H42ZM63 164H64V165H63ZM80 164H81V161H80ZM122 164H123V165H122ZM139 164L142 165V166L139 167ZM163 164H165V165H163ZM193 164H190V165L193 166ZM208 164H209V163H207V165H208ZM4 165L6 166V164H4ZM28 165L31 166V167H27ZM77 165H78V164H77ZM84 165H86V164H84ZM88 165H90V164H88ZM91 165H93V163H91ZM119 165H120V166H119ZM128 165H129L130 168L127 167ZM146 165H147V166H146ZM223 165L227 166L226 164H223ZM19 166H20V167H19ZM22 166H23V167H22ZM32 166H33V167H32ZM55 166H56V167H55ZM67 166H69V165H67ZM75 166H76V165H75ZM96 166H97V165H96ZM96 166L94 165V168H92V171H93V169H95ZM98 166H99V164H98ZM134 166L137 167V168H135ZM204 166H206V165H204ZM210 166H211V165H210ZM254 166H256V167H254ZM261 166H262V168H261ZM0 167H1L2 169H5V170H6V168H3L2 165H0ZM12 167H13V165H12ZM14 167H13V168H14ZM41 167H42L43 169H42ZM65 167H66V165H65ZM70 167H74V165L72 164V166L70 165ZM85 167H86V166H83L82 169L85 168ZM138 167H139V168H138ZM144 167H145V168L147 167L146 170H143V169H145ZM151 167H152L154 170L151 169ZM163 167H164V168H163ZM184 167H183V168H184ZM207 167H208V166H207ZM207 167H206V169H207ZM21 168H22V169H21ZM30 168H31V169H30ZM49 168H50V167H49ZM79 168L81 169V167H79ZM86 168H87V167H86ZM89 168H91V167H89ZM125 168H126V169L128 168L130 171H129L128 169L126 170ZM210 168L212 169L213 167H210ZM210 168H208V169H210ZM256 168H258V170H256ZM259 168H260V169H263V170H260ZM20 169H21V170H24V169H25V170H24L25 172L23 171L24 173H22V171H21ZM26 169H27V170H26ZM44 169H47V171L49 172V175H50V174L52 175V177L50 176L51 178H53V177L56 178V177H58V176H61V180H57L58 182H55V181H56V180H55V181H54L55 183H54L53 185H52V184H49L50 187H48V189H47L46 191H45V189L42 190V189H39V188H38V186L40 187V185H37L36 183H38V180H39L38 178H39V177H36V178H35V176H39L38 174H43L44 176L47 175L46 177L48 178V172L44 171ZM55 169H56V171H55ZM61 169H62V170H61ZM66 169H69V167H68V168L66 167ZM66 169H65V170H66ZM80 169H77V170L80 171L81 173H83V171H81L82 169H81V170H80ZM96 169H97V168H96ZM131 169H132V172H131ZM133 169H134L136 172H137V171H138V172L141 171L142 174L139 173V175L137 174L138 177H136V175H135L136 173L133 171ZM138 169H139V170H138ZM140 169H141V170H140ZM150 169L152 170V172H154V174L151 172ZM165 169H166V168H165ZM168 169H166L167 172L170 171V169H169V170H168ZM5 170H4V171H5ZM17 170H18V171H17ZM28 170H29V171H28ZM31 170H32V171H31ZM36 170H38L39 172L36 171ZM49 170H50V169H49ZM52 170L55 171L56 174H55L54 172H53L54 174L51 173ZM58 170H59L60 172H59ZM69 170H70V169H69ZM69 170H68V171H69ZM71 170H72V169H71ZM83 170H84V169H83ZM87 170H88V168H87ZM142 170H143V172H142ZM148 170L152 173V174H150V175H154L155 177L150 176V175H149L150 172H149ZM166 170H165V171H166ZM201 170H202V169H201ZM248 170H249V171H248ZM26 171H27V172H26ZM34 171L37 172V175L34 174ZM57 171H58V173H57ZM78 171L75 172V175H76V176L80 173V172H78ZM84 171H85V174H86V172H87L88 175H89V172H90L91 174H93L91 171H86V169H85ZM195 171H196V170H195ZM195 171L192 172V173H195ZM208 171H209L211 174H210ZM258 171H259V172H258ZM262 171H263V172H262ZM28 172L30 173V175L28 174ZM31 172H32V173H31ZM44 172H46L47 174L45 175ZM69 172H70V173H73L74 171H73V172L69 171ZM69 172H68V173H69ZM147 172H148V173H147ZM18 173H16V174H18ZM20 173H21V174H20ZM25 173H27V174H25ZM76 173H78V174H76ZM81 173H80V174H81ZM128 173H129V174H128ZM155 173H156L157 175H159V176H157ZM158 173H159V174H158ZM260 173H261V174H260ZM22 174H23V175H22ZM31 174H34L35 176H34V175H31ZM91 174H90V175H91ZM95 174H96V173H95ZM130 174H131V176H130ZM143 174H144V175H143ZM146 174H147L148 176H147ZM167 174H168V173H167ZM198 174H199V173H198ZM209 174H210V175H209ZM216 174H217V175H216ZM262 174H263V175H262ZM25 175H26V177H25ZM43 175H41L40 177H43ZM55 175H56V176H55ZM63 175H65V174H63ZM67 175H68V174H67ZM69 175H72V174H69ZM69 175H68V176H69ZM83 175H84V174H83ZM88 175H87V176H88ZM99 175H100V174H99ZM141 175H142L143 177H144V176H145V177L143 178ZM193 175H194V174H193ZM193 175H192V176H193ZM195 175H197V172H196ZM214 175H215L216 177H215ZM244 175H245V174H244ZM28 176H29V177H28ZM30 176H31V178H30ZM33 176H34V177H33ZM65 176H66V175H65ZM76 176H71L72 178H71V177H69V178H71L72 180H73V179L76 180V179H75ZM79 176H81V175H79ZM87 176H84V177L86 178ZM104 176H105V179H104ZM166 176H168V177H166ZM189 176H190V175H189ZM209 176H210L211 178H210ZM217 176H218V177H217ZM246 176H245V177H246ZM261 176H263V177H261ZM22 177H23V178H22ZM27 177L30 178V180H29ZM50 177H49L48 179H49L50 182H52L53 179H51V180H52V181H51V180H50ZM66 177H67V176H66ZM91 177H92V176H91ZM94 177H96V175H95ZM94 177H92V178H93L92 180H94ZM111 177H112V176H111ZM120 177H121L122 179H120ZM126 177H127V178L130 177V178H129L130 180H129V179L127 180ZM156 177H158L157 179H158V180L160 179V180L157 181V179H154V178H156ZM171 177H172L174 180H173ZM187 177H188V176H187ZM194 177H195V176H194ZM204 177H206V178H204ZM232 177H233V176H232ZM250 177H251V178H250ZM259 177H260V178H259ZM3 178H5V180H4ZM44 178H45V177H44ZM77 178H78V177H77ZM79 178H81V177H79ZM87 178H89V177H87ZM102 178H101V179H102ZM163 178H164V179L167 178V179L164 181ZM168 178H170V179H168ZM189 178H190V177H189ZM196 178H198V177H196ZM207 178H208V179H207ZM214 178H215L217 181H216ZM228 178H229V177H228ZM249 178H250V179H249ZM258 178H259V179H258ZM2 179H3L4 181H2ZM23 179H24V180H23ZM34 179H35V180H34ZM58 179H59V178H58ZM64 179H66V178H64ZM89 179H90V178H89ZM123 179H124V181L127 180V181H126L127 183H126V182H123V183H122ZM200 179H201V178H200ZM221 179H222V180H221ZM256 179H257L258 181H257ZM28 180H29V183H30V181H31V182L35 181V182H33V184L35 183L34 185H36V186L31 187V186L29 185V183L26 182V181H28ZM42 180H43V179H42ZM66 180H69V181H70V179H68V177H67ZM95 180H96V179H95ZM118 180H119V181H118ZM161 180H163V181H161ZM167 180H168V181H167ZM170 180H171V182H170ZM230 180H231V181H230ZM261 180H262V179H261ZM261 180H260V181H261ZM263 180H262V181H263ZM1 181H2V182H1ZM44 181H45V180H44ZM60 181H61V183H59ZM62 181H63V182H62ZM78 181H79V180H78ZM83 181H85V180H83ZM83 181H80L81 184H82ZM90 181H91V180H90ZM102 181H101V182H102ZM106 181H107V183H106ZM113 181H115V182H113ZM116 181H117V182H116ZM129 181H132V184L130 183V185H129ZM166 181H167V182H166ZM172 181H173V182H172ZM176 181H178V179H177ZM210 181H211V183H210ZM220 181H222V182H220ZM232 181H233V182H232ZM5 182H6V183H5ZM76 182H77V180H76L75 182H73V184L76 185L75 187H78V185H77ZM86 182H88V181H86ZM112 182L114 183L113 186H111V185L113 184ZM118 182H120V183H118ZM147 182H148V184H147ZM159 182H160V183H159ZM163 182H164L165 185L163 184ZM169 182H170V183H169ZM218 182L223 183V184L225 185V186H223L224 190H222L223 188H222V189H221V188H218V186H215V187L212 186V185H217ZM224 182H225V183H224ZM231 182H232V184H231ZM255 182H256V183H255ZM21 183H22V184L24 183V184L21 185ZM26 183H27V184H26ZM40 183H41V181H40ZM40 183H39V184H40ZM78 183H79V182H78ZM83 183H84V182H83ZM89 183L91 184V182H89ZM94 183H95V181H94L92 184H94ZM98 183H100V180H99ZM98 183H95V185L97 184L96 187H98ZM103 183H101V184H103ZM116 183H118V184H116ZM124 183H125V184H124ZM133 183H135V185H134ZM145 183H146V184H145ZM149 183H150V184H149ZM166 183H167V185H166ZM182 183H184L185 186H184ZM6 184H8V186H7ZM56 184H55V185H56ZM68 184H69V182H68L66 185H64V186H69ZM90 184H89V186H91ZM115 184H116V185H115ZM120 184H121V185H120ZM151 184H152V185H151ZM157 184H158V185H157ZM160 184H161V185H160ZM162 184H163V185H162ZM169 184L171 185V187L169 186ZM177 184H179L180 186L177 185ZM186 184H187V185H186ZM258 184H259V186H261L260 184H262V182H259ZM263 184H264V182H263ZM1 185H2V187H1ZM24 185H25V187H24ZM27 185H28V187H27ZM79 185H80V183H79ZM95 185H93V187H94ZM103 185H104V184H103ZM106 185H107V186H106ZM144 185H143V187H144ZM181 185H182V186H181ZM188 185H189V189H188L189 191L187 190ZM254 185H255V186H254ZM3 186H4V187H3ZM29 186L31 187V189H29ZM61 186H63V185L61 184ZM81 186H84V185L82 184ZM99 186H101V185L99 184ZM110 186H111V187H110ZM117 186H118V187H117ZM122 186H124V187H122ZM133 186H134L135 188H134ZM148 186H149V187L151 186V189H150V188L148 189L149 191L146 190ZM155 186H156V187H155ZM160 186H161V187H160ZM164 186H165V187H164ZM167 186H168V187H167ZM175 186H177L178 188L176 189ZM186 186H187V188H186V190H184ZM256 186H257L258 188H257ZM262 186H263V185H262ZM5 187H7V188H5ZM9 187H10V188H9ZM15 187H16V188H15ZM34 187H35V188H34ZM70 187L72 188V187H74V185H71V184H70ZM70 187H69V188H70ZM75 187L72 189V191H71V190H70V191H71V192H74V191L76 190ZM87 187H88V184H87ZM87 187H86L85 189H87ZM93 187H91V188L93 189ZM107 187H108V188H107ZM112 187H113V188H112ZM116 187L119 188V189H117ZM154 187L156 188L155 190H157V191H156V195H158L157 197H155V196H156V195H155V196H154L155 198H153V197L151 196V195H154V193H152V191L155 192V191H154ZM174 187H175V189H174ZM179 187H180V188H179ZM191 187H193V188H191ZM212 187H213V188H212ZM263 187H264V186H263ZM23 188H27V189H25V191H26L27 193L24 191ZM36 188L39 189V190H37ZM45 188H47V187H45ZM50 188H51V189L53 188V189L51 190ZM89 188H90V187H89ZM110 188H112V189H110ZM114 188H115V190H114ZM120 188H121V189H120ZM158 188H159V189L162 188L163 191H162L161 189L159 190ZM182 188H184V189H182ZM4 189H6V190H4ZM10 189H13V190L10 192ZM22 189H23V190H22ZM28 189H29L30 193H31L32 191L35 192V196H38V194H39V196H40V192H41V199H42V202H41V199H40V198H39L38 201H36V202L33 201V203L35 202L34 205H36V207H35V206H31V205H30V206H31V207H30L29 205H27L28 203L26 204L27 201H26V200L24 201L23 194H28V193H29V191H27ZM49 189H50V191H49ZM74 189H75V190H74ZM79 189H80L81 191H82V190L84 191V189L80 188V186H79ZM97 189H98V188H96V190H95V189H93V190L90 189L91 191H90L86 196L88 197V196L90 195L88 198L91 197V199H93L94 196H95V195H94L95 192L93 193V191H94V190H95L96 192L99 191V190H97ZM108 189H109V190H108ZM116 189H117V190H116ZM124 189H125V188H124ZM217 189H218L219 191H220V190H221V191L219 192ZM262 189H263V190H262ZM14 190H15V191L17 190L16 192L19 194V196H18V194H16V193L13 195L12 192H15ZM21 190H22V191H21ZM35 190H36V191H35ZM40 190H41V191H40ZM53 190H54L55 192H58V193H54ZM73 190H74V191H73ZM80 190H79V191H80ZM100 190H101V188H100ZM122 190H123V189H122ZM125 190L128 191L127 189H125ZM175 190H177V191H175ZM179 190H180V192H179ZM181 190H182V191H181ZM38 191H40V192H38ZM68 191H67V192H68ZM81 191H80V192H81ZM102 191H103V190H102ZM109 191H110V192H109ZM117 191H118V192H117ZM147 191H148V192H147ZM159 191H160V192H159ZM161 191H162V192H161ZM193 191H194V193H193ZM216 191H218V193L215 195ZM21 192H23V194H22ZM42 192H43V193H42ZM44 192H45V193H44ZM50 192H51V193H50ZM52 192H53L54 194H53ZM80 192H77V193L79 194ZM111 192H112V193H111ZM135 192L137 193L138 197L134 196V194L136 195ZM149 192H151L152 194H150ZM167 192H169V191H167ZM182 192H184V193H182ZM189 192H190V195H191V196H189V197H193V198H196V199L198 198V199H197V200H196V199H195V200H194V199L192 200V198H189V197H188ZM191 192H192V193H191ZM214 192H215V193H214ZM47 193H48V194H51L52 197H51V195L46 196ZM77 193H74V194H76V195H74V196H73V194H72L74 200H75L76 198H79V197L82 196V195H81V196H80V195L77 196ZM81 193H82V192H81ZM90 193H93L94 196L92 197ZM109 193H110V194H109ZM147 193H148V194H147ZM157 193H159V194H157ZM160 193H161V194H160ZM180 193H182V194H181L182 197H180V196H181ZM185 193H186V194L188 193V194L186 195ZM5 194H6V196H5ZM11 194H9V195H11ZM21 194H22V195H21ZM55 194H56V195H55ZM63 194H64V193H63ZM69 194H70V192H68V195H69ZM119 194H120V193H119ZM121 194H122V191H121ZM124 194H125V195H124ZM131 194H133V195H131ZM139 194H140L141 196H140ZM149 194H150V195H149ZM183 194H184V195H183ZM15 195H16V197H15ZM30 195L32 196V194H30ZM43 195H45V196H43ZM83 195H84V194H83ZM97 195H98V197H99V199H100V195H99V193H97ZM126 195H127V198H128V199L126 198ZM143 195H144V196H143ZM145 195H146L147 197H146ZM160 195L162 196L161 198H160ZM176 195H177V196H176ZM185 195H186L188 198H187ZM194 195H195L196 197H195ZM212 195H213V197H212ZM257 195L254 196V197H256V198L259 200V202H260L261 197H260V199H259V197H258ZM17 196H18L19 199H23L22 202L25 203V204H23V203L21 202V204H22L23 206L20 204V201L18 202V200H17V202H18L17 204H19V206H18L17 204H16V205H17L18 207H16V206L14 205L15 202H16L15 200L18 199ZM56 196H57V197H56ZM63 196H64V195H63ZM72 196H67V195H66V197H69V198H71ZM76 196H77V197H76ZM149 196H151L150 198H151L152 200H150V198H148ZM197 196H198V197H197ZM214 196H215V197H214ZM33 197H34V196H33ZM43 197H44L45 199H44ZM118 197H119V195H118ZM134 197H135V198H134ZM145 197L148 198L149 200H146ZM233 197H234V199H233ZM246 197H245V198H246ZM249 197H248V199H249ZM15 198H16V199H15ZM26 198H28V196H27ZM26 198H25V199H26ZM48 198L51 199V200H48ZM54 198H55V199H54ZM64 198H65V196L62 197V201H63ZM96 198H97V197H96ZM138 198H139V200H140V204H141V205H140V204H137V203H134V202H136V200L134 201V199H138ZM213 198H214L215 200H214ZM251 198L253 199V197H251ZM256 198H254L255 201H256ZM11 199H13V201H12ZM30 199H31V198H30ZM71 199H72V198H71ZM79 199H81V200L84 199V200H85V199H87V198H85V196H82V197L79 198ZM91 199H90V200H91ZM119 199H120V197H119ZM121 199H122V198H121ZM144 199H145L147 202H146ZM153 199H155V202H154ZM156 199H157V200H156ZM176 199H175V200H176ZM183 199H186V200H183ZM187 199H189L190 201L187 200ZM236 199H237V201H236ZM238 199H239L240 202L238 201ZM243 199H244V198H243ZM262 199H263V198H262ZM7 200H9L11 203H14V204H12L14 207L10 206L11 203H10V205H8L9 201H7ZM32 200H33V198H32L31 200L28 199L29 203L32 202ZM47 200H48V201H47ZM56 200H57V201H56ZM58 200H59V202H58ZM64 200H65V199H64ZM88 200H89V199H88ZM88 200H87V201H88ZM95 200H96V199H95ZM95 200L93 199V201H95ZM105 200H102V199H101L100 201H101V202H102V201L105 202ZM128 200H129V201H128ZM130 200H131V201H130ZM132 200H133V201H132ZM143 200H144V203L142 202ZM200 200L203 201V203H202ZM216 200H217V203L215 202ZM245 200H246V199H245ZM258 200H257V202H258ZM14 201H15V202H14ZM43 201H44V202H43ZM52 201H53L54 205L57 206V209H56V207L53 205ZM69 201L71 202V200H68V203H69ZM76 201H77V200H76ZM78 201H79V200H78ZM91 201H92V200H91ZM98 201H99V200H98ZM150 201H151V202H150ZM165 201H166V202H165ZM194 201L198 204V206H199V205H201V206H202V205H203V206L206 205V206H207V204H208V206H213L214 209H215L214 211H215V212L218 211L217 213L220 214V215H218V214H214L215 212H214V211H213V212H212V211L210 212V210L207 211V212L204 211L208 216H207L205 213H204V215H203V212H201V211H200V212H201L202 215H201L200 213H199V215H197V213H198L199 211L195 208V207H197V206H196L197 204H195ZM204 201H205V202H204ZM208 201H209V202H208ZM212 201H214V202H212ZM233 201L236 202V203H234ZM263 201H264V200H263ZM263 201H262V202H263ZM37 202H38V204H37ZM39 202H41V203H39ZM46 202H47V204H46ZM49 202L52 204L51 206H54V208L50 206V203H49ZM83 202H84V201H83ZM83 202H82V203H83ZM89 202H90V201H89ZM95 202H96V201H95ZM104 202H102V203L104 204ZM122 202H123V204H122ZM129 202H130V203H129ZM141 202H142L143 204H142ZM148 202H149V203H148ZM153 202H154V203H153ZM159 202H162V203H159ZM164 202H165V203H164ZM173 202H175V201H173ZM173 202H172V203H173ZM178 202H177V204H178ZM232 202H233V203H232ZM262 202H260V203H262ZM57 203H58V204H57ZM63 203H64L63 205L66 204L65 202H63ZM68 203H67V205H68ZM77 203H78V202H77ZM85 203H88V202H85ZM85 203H84V204H85ZM106 203H105L104 205L101 204V203H99V206L101 205L100 207H102V205H103V206L106 207V206H107ZM128 203H129V204H128ZM163 203H164V204H163ZM169 203H170V202H169ZM185 203H184V204H185ZM191 203H192V204H191ZM210 203H211V204H210ZM39 204H41V205L39 206ZM43 204H44V205H43ZM84 204H83V205L80 204V205H81L83 208H85V206H88V207H89V206H92V205L95 204V203H93V204L91 203L92 205L88 203L89 205L87 204V205H85V206H84ZM96 204H98V203H96ZM126 204H127V206L130 208V210H129V208L127 207V208H128V211H127V208H126ZM133 204L136 205V206H135L136 209L133 207V206H134ZM144 204H145V205L147 204V205L145 206ZM162 204H163V205H162ZM167 204H168V203H167ZM167 204H166V206H165V205H164V206L167 207ZM174 204H176V203H173V205H174ZM182 204H183V203H182ZM189 204H190V205H189ZM214 204H215V205H214ZM231 204H232V205H231ZM25 205H27V206H26V209H27V210H25V211H27V212H24V210L22 211V209L25 207ZM32 205H33V204H32ZM45 205H46V206H45ZM78 205H79V204H78ZM78 205H77V206H78ZM80 205H79V206H80ZM115 205H117V203H116ZM115 205H114V206H115ZM121 205H122V206H121ZM124 205H125V206H124ZM130 205H131V207L134 208V210H133V208L131 209ZM132 205H133V206H132ZM137 205H139V206H137ZM173 205H172V206H173ZM178 205H179V204H178ZM236 205H238V204H236ZM261 205L264 206V204H261ZM47 206H49V207H47ZM61 206H62V205H61ZM71 206H72V205H71ZM79 206H78V208H81V207H79ZM94 206H95V205H93L91 208H89V210L92 209ZM97 206H98V205H97ZM161 206H160V207H161ZM164 206H163L162 208H164ZM168 206H170V204H169ZM208 206H207V207H208ZM217 206H218V207H217ZM242 206H243V205H242ZM246 206H245V207H246ZM21 207H22V208H21ZM27 207H28V208H27ZM29 207H30V209L33 208L35 211L32 209V212H31V210L29 209ZM45 207H46V210L44 209ZM65 207H67V206H65ZM95 207H96V206H95ZM95 207H94V209H95ZM112 207H113V206H112ZM122 207H124L125 209H123ZM151 207H152V206H151ZM160 207H159V208H160ZM173 207H175V205H174ZM181 207H182V205H181ZM215 207H216V208H215ZM221 207H222L224 210H223ZM227 207H229V208H227ZM234 207H236V206H234ZM19 208H20V210H19ZM35 208H36V209H35ZM38 208H39V209H38ZM50 208H51V209L53 208V209L50 211V210H49ZM58 208H59V209H58ZM98 208H99V207H98ZM106 208L108 209V207H106ZM146 208H147V207H146ZM149 208H150V206H148V209H149ZM162 208H161V210H162ZM167 208H170V207H167ZM175 208H176V207H175ZM175 208H174V209H171V210H173V212H174V211H176ZM178 208H179V207H177V209H178ZM191 208H192V209H191ZM194 208H195V209H194ZM218 208H219V209H218ZM226 208H227V209H226ZM243 208H244V207H243ZM24 209H25V208H24ZM40 209H41V210H40ZM42 209H43V210H42ZM63 209H64V208H63ZM81 209H82V208H81ZM99 209H102V208H99ZM143 209H142V210H143ZM184 209H185V208L182 207L180 210H183V211H184ZM220 209H221V210H220ZM244 209H245V208H244ZM247 209H248V211H250V212H248ZM1 210H0V211H1ZM48 210H49L50 214H52L51 216H49L50 214H49ZM53 210H55V211H53ZM65 210L68 211V210H69V206H68V208L65 209ZM75 210H76V209H75ZM75 210H73V211H75ZM103 210H104V209H102V212H103V213H106V210H104L105 212H104ZM115 210H116L117 212H116ZM122 210H123V212H122ZM124 210H125V211H124ZM136 210H137V211H136ZM161 210H160V212H161ZM167 210H168V209H166L165 211H167ZM192 210H193V211H192ZM195 210H197V211H195ZM227 210H228V211H227ZM28 211H29V212H28ZM33 211H34V212H33ZM42 211H45V212L42 213ZM46 211H47V212H46ZM62 211H63V210H62ZM70 211H71V207H70ZM70 211H69V212H70ZM73 211H72V212H73ZM78 211H80V210H78ZM94 211H95V210H94ZM94 211L91 212V210H90V213L94 214V213H95ZM97 211H98V209H97ZM133 211H134V212H133ZM135 211H136V213H135ZM155 211H157V209H156ZM169 211H170V210H169ZM178 211H179V210H178ZM178 211H177V212H178ZM189 211H191V212H189ZM219 211H220L221 213H219ZM222 211H224V212L226 211V213L228 212L226 215H227V217L230 218V219L228 218V219H229V223L232 224L231 227L228 225L230 228L227 227V225H226L227 228H226L225 226H221V229L219 228V227H220V224H221L223 221H226V220H224V219H227L226 215L224 214V212L222 213ZM232 211H233V210H232ZM234 211H235V210H234ZM22 212H23V213H22ZM37 212H38L39 214H37ZM51 212H52V213H51ZM55 212H56V214H55ZM69 212H68V213H69ZM72 212H71V213H72ZM85 212H87L86 208H85ZM85 212H84V210H82V212L80 211V214H81V213H84V214H85L84 216H86V215L88 216V215L90 214L89 212H87V213H85ZM93 212H94V213H93ZM100 212H101V210H100ZM110 212H112V214H111ZM118 212H119V213L121 212L120 215H117V214H119ZM130 212H129V216L132 217V215H130ZM158 212H159V211H158ZM160 212H159V214H161ZM170 212H171V211H170ZM194 212H195V214H194ZM27 213H28V214H27ZM33 213H35V216H36V217L34 216ZM41 213H42V214H41ZM58 213H59V214H58ZM88 213H89V214H88ZM97 213L100 214V215L103 214V213H99V212H97ZM114 213H115V214H114ZM116 213H117V214H116ZM156 213H157V212H156ZM163 213H164V212H163ZM163 213H162V214H163ZM171 213H172V212H171ZM175 213H176V212H175ZM184 213L186 214V212H184ZM211 213H213V215H214V217H215L216 219H214V217H213V215H212ZM235 213H237V212H235ZM251 213H252L253 215H252ZM22 214L24 215L23 217H21ZM25 214H26V216H25ZM40 214H41V215H40ZM73 214H74V213H73ZM76 214H77V213H76ZM122 214H123V215H122ZM126 214H127V215H126ZM159 214H158V215H159ZM162 214H161V215H162ZM165 214H166V213H165ZM167 214H169L168 211H167ZM178 214H180V213H178ZM192 214H193V215H192ZM228 214H230L231 216H229ZM5 215H6V216H5ZM27 215H28V216H27ZM29 215H30V216H29ZM31 215H33V216H31ZM38 215H39V216H43V217L46 218V219H47V217H48V220H49V218H52L51 220H53V219L55 218L53 221H57L56 223H58L59 229L57 228L58 226H56L57 224L54 225V224L52 223V225H53V226H52L51 224H50V225H49V224L46 225V224L44 223V224L48 227V228H47L46 226H44L43 222H40V221L38 222V220H37V221H36L37 223H35L34 221L37 219V216H38ZM46 215H47V217H46ZM74 215H75V214H74ZM81 215H82V214H81ZM161 215H159L158 217L160 218ZM163 215H164V214H163ZM171 215H172V214H171ZM181 215H182V213H181ZM194 215H195V216H194ZM196 215H197V216H196ZM211 215H212V216H211ZM222 215H223V216H222ZM224 215H225V216H224ZM238 215H239V213H238ZM241 215H243V214H241ZM251 215H252V216H251ZM258 215H259V216H258ZM1 216H2V217L5 216L4 218H5L7 221H6L4 218H2ZM57 216H58V217H57ZM87 216H86V217H87ZM90 216H91V215H90ZM103 216H104V217H103ZM110 216H111V217H110ZM117 216H118V217H117ZM167 216H168V215H167ZM176 216H177V215H176ZM199 216H200L202 219H201ZM239 216H240V215H239ZM244 216H245V215H244ZM250 216H251L252 218H251ZM19 217H20V218H19ZM26 217H27V218H26ZM30 217H31V218H30ZM62 217H61V218H62ZM112 217H113V218H112ZM119 217H120L121 220H122V219H123V220L121 221L120 219H118ZM122 217H123V218H122ZM162 217H163V216H162ZM171 217H172V216H171ZM173 217H174V216H173ZM177 217H179V216H177ZM180 217H181V216H180ZM185 217H186V216H185ZM197 217H199V218H198L199 220L197 219ZM204 217H205L206 219H204ZM257 217H258L259 219H258ZM261 217H262V218H261ZM24 218H26V219H24ZM35 218H36V219H35ZM79 218L81 219L80 216H79ZM82 218H83V217H82ZM114 218H115V220H114ZM116 218H117V220H116ZM166 218H168V217H166ZM188 218H187V220H188ZM194 218H195V219H194ZM217 218H218V219H217ZM219 218H220V220H219ZM223 218H224V219H223ZM247 218H248V219H247ZM23 219H24L25 221H23ZM31 219H33V222L31 221ZM56 219H59L60 221H59V220H56ZM80 219H79V220H80ZM86 219H87V218H85V220H83V221H84V222H85V221L88 222L89 219H87V220H86ZM161 219H162V218H161ZM179 219H183V217H181V218H179ZM184 219H185V218H184ZM213 219H214L216 222H215ZM255 219H256V220H255ZM11 220H10V221H11ZM27 220L29 221L28 223H30V225H31V223L33 224L34 228L37 230L38 233H37V232L35 233V232H34V229H33V226H30L29 224H28V226H30V227H28L27 230H26L27 226H25V228H24V226H23V222H24V225H27V224H26V223H27ZM76 220H77V219H76ZM79 220H78V221H79ZM93 220H92V221H93ZM118 220H120V221H118ZM162 220H163V219H162ZM168 220H169V218L167 219V222H168ZM203 220H202V222H203ZM218 220H219V221H218ZM242 220H244V219H242ZM242 220H240V221H242ZM258 220H259L260 223L258 222ZM10 221H9V223H10ZM30 221H31V222H30ZM67 221H66V222H67ZM83 221H82V219H81V220L79 221V223H82ZM94 221H93V223H94ZM105 221H104V222H105ZM159 221H160V219H159ZM169 221H170V220H169ZM220 221H221V222H220ZM254 221H255V222H254ZM46 222H47V221H46ZM61 222H62V221H61ZM66 222H65V223H66ZM84 222L82 223L83 226H85V223H86V222H85V223H84ZM90 222H91V221H90ZM104 222H103V223H104ZM115 222H117V223H115ZM119 222H120L121 224H120ZM160 222H161V221H160ZM162 222H163V221H162ZM185 222H186V221H185ZM189 222H190V220H189ZM193 222H192V223H193ZM214 222H215V225H214ZM218 222H220V223H218ZM235 222H237L238 224H237V223L235 224ZM34 223H35V225H34ZM39 223H40V224H39ZM54 223H55V222H54ZM65 223H64V224H65ZM95 223H96V222H95ZM100 223H99V224H100ZM186 223H187V222H186ZM217 223H218V224H217ZM0 224H1V223H0ZM36 224H37V226H38L39 228H38V227L36 228ZM38 224H39V225H38ZM42 224H43L44 227L42 226ZM62 224H63V223H62ZM75 224L78 226L77 222H75ZM88 224H89V222H88ZM96 224H97V223H96ZM99 224H98V225H99ZM107 224H105V225H107ZM115 224H117V225H115ZM127 224H128V223H127ZM162 224H166V223H162ZM202 224H201V225H202ZM204 224H205V225H204ZM216 224H217L218 227L216 226ZM251 224H252V225H251ZM48 225H49V226H48ZM73 225H74V226H73ZM86 225H87V223H86ZM109 225H110V224H109ZM123 225H124V224H123ZM159 225H160V223H159ZM197 225H198V226H197ZM210 225H211V226H210ZM212 225H213V227H212ZM223 225H224V224H223ZM250 225H251V226H250ZM41 226H42V227H41ZM77 226H76V227H77ZM91 226H94V227H96V229H97V225L95 226V225H93L92 222H91V223L89 224V226H88V227H89V230H90V227H91ZM100 226H101V225H100ZM126 226H127V225H126ZM160 226H162V225H160ZM160 226H159V227H160ZM164 226H166V225H164ZM214 226H215V227H214ZM232 226H234V227H232ZM242 226H243V225H242ZM50 227H54V229L56 228V231H54V229H51ZM67 227H65V228L67 229ZM88 227H84V228L87 229ZM104 227H105V226H103V228H104ZM106 227H107V226H106ZM106 227H105V229H106ZM110 227H111V230H112V225H111ZM110 227H108V228H110ZM121 227L124 228L125 225H124V226H120L119 228H121ZM162 227H163V226H162ZM239 227H240V228H239ZM249 227H251V229H250ZM7 228H8V229H7ZM23 228L26 230V234H27V236L29 235L30 232L33 231V232L30 233V234H32V235L35 234L34 236L36 237V236H39V232L41 233V232L43 231V233L40 234V237L37 238L38 240L36 239V241H37L38 243L35 242V241H33V240H34V237H33V239H31V241L34 242V245H35V246H34L33 244H31L32 242L30 241V239L27 238L26 234H24L25 236H22V237L18 236L19 234H22V235H23V233H21L22 230H24ZM40 228H41V230H42V229H44V230L40 231ZM45 228H46V230H45ZM49 228H50L51 230H50ZM98 228H99L98 230L100 231V227H98ZM125 228H126V227H125ZM202 228H201V226H200L199 229H202ZM208 228H210V229H208ZM211 228H212L213 231L211 230ZM213 228H214V229H213ZM223 228H225L226 230L228 229V231H226V230L224 229L225 232L222 233V232L224 231ZM235 228L238 229L239 231L236 230ZM20 229H21V231H20ZM31 229H33V230H31ZM68 229H67V230H68ZM86 229H85V231H86ZM91 229H92V231H91V230H90V231L93 232V229H94V228H91ZM121 229H122V228H121ZM161 229H162V228H161ZM231 229H233V231H232ZM241 229H242L243 231H242ZM7 230H8V232H7ZM29 230H30V231H29ZM36 230H35V231H36ZM47 230H50V231L53 230L55 236L53 235V231L50 233V232L47 231ZM57 230H59V231H57ZM77 230H79V229L77 228ZM77 230L75 231L76 233H78ZM81 230H82V229H81ZM101 230H102V229H101ZM107 230H108V229H107ZM107 230H103V231L105 232V231H107ZM109 230H110V229H109ZM109 230H108V232H107V233H109V234H107V233H105V234H106L107 236H108V235H111V237H112L113 233L110 234L111 230H110V232H109ZM114 230H115V228H114ZM114 230H113L114 234L118 232V230H117V231L115 230L116 232H115ZM122 230H123V229H122ZM122 230H121V231H122ZM219 230H221V231L223 230V231L221 232V231H219ZM229 230H231L232 232L229 231ZM240 230H241V231H240ZM27 231H28L29 233H27ZM44 231H46L47 234H44V233H46V232H44ZM65 231H66V230H65ZM96 231H97V230H96ZM99 231H98V232H99ZM205 231H206V230H205ZM0 232H1V231H0ZM48 232H49V233H48ZM66 232H67V231H66ZM79 232H80V231H79ZM87 232H88V231H87ZM87 232H86V234H84L85 237H86V239H85L84 236H82V235H83V234H82L83 231H82V232H80V234H79V236L82 237V238H78V239H77V238L74 237L75 239H73V241H74V242H77V241H75V240L77 239V240H78L77 243H79V246H80V243L82 244L84 241H85V243H86L87 246L91 245L92 243H91L90 238H93V237H91V235H90L91 232H89V236H90L89 240H90V243H91V244H90V243H89V240L87 239V236H88ZM94 232H95V231H94ZM100 232H101V231H100ZM119 232H120V231H119ZM57 233H58V235H57ZM84 233H85V232H84ZM123 233H124V232H123ZM204 233H205V232H204ZM0 234H1V233H0ZM36 234H37V235H36ZM43 234H44L45 236H44ZM48 234H49L50 237L47 236ZM59 234H60V235H59ZM72 234H73V233H72ZM101 234H102V233H101ZM101 234L99 233V235H101ZM105 234H104V236L106 237ZM121 234H122V233H121ZM216 234H217V235H216ZM32 235H30V236H32ZM93 235H94V233H93ZM117 235H119V234H117ZM117 235H116V236H117ZM179 235H181V234L179 233ZM179 235L177 234V236H179ZM224 235H225V236H224ZM226 235H227V236H226ZM258 235H259V236H258ZM41 236H42L43 238H42ZM51 236H52V237H51ZM102 236H103V235H102ZM121 236H122V235H121ZM124 236H125V235H124ZM217 236H218V237H217ZM28 237H29V236H28ZM44 237H45V238H44ZM48 237H49V238H48ZM57 237H60V238H58V239H60V240H59V241H60V244H61V243H63V244H62V245L58 244V243H59V241H58V242H57L58 245H57V244L55 245L56 242L54 241V245H55V246H58V247L55 248L54 251H52L51 249H54V247H53V246H54V245H53V240L56 239ZM63 237H64L65 240H68V241H69V242L67 241V242H68L67 244H65V243H66L65 240H62ZM69 237L72 238V239L69 240ZM96 237H98V236L96 235ZM175 237H176V236H175ZM215 237H216L217 239H219L218 242L216 241V238H215ZM257 237H258V238H257ZM30 238H32V237H30ZM47 238H48V239H47ZM53 238H54V239H53ZM83 238H84V239H83ZM100 238H101V237H100ZM100 238H99V239H100ZM109 238H110V236H109ZM112 238H113L112 240H109V241H111L110 244H109V241H107L108 239L106 240L104 237L101 238V239H104V240H101V241H103V243L106 245L105 247L102 246L103 248L101 247V250H103V252H102V253H103V256H104V257L108 256V257H106V258H108V259H106V260H100V258L95 257V258H90L88 261H90V260H94V259H95V261L97 262V260L99 259L100 261H104V262H105V263H102V264H106V263L109 262V260H110V262L107 263V264H112V263H113V259H111V258H112V257H113V258L115 257V259L117 260V263H119V264L123 263V261L125 260V259L123 260V258L125 257V256H124V254H125L124 252H125V251H124V249H123V250L120 252V249H122V248L125 247V250H126V247L129 248V247L133 246V245L135 244V242L133 241L134 239H133V240L129 239V240H127V242H126V239H124V241H122L123 239H119L118 236H117V238H116V237L113 235ZM114 238H115V239H114ZM123 238H125V237H123ZM39 239L42 240V242H41ZM44 239H47V240H44ZM81 239H82L83 242L81 241ZM116 239H117V240H116ZM181 239H182V237H181ZM214 239H215V240H214ZM43 240H44V243H45V244H43ZM50 240H51V241H50ZM87 240H88V241H87ZM92 240H93V239H92ZM114 240H116L115 243L118 242L119 246H118V244L115 245ZM213 240H214L215 244H214ZM238 240L241 241V242H239ZM26 241H29V242H26ZM39 241H40V242H39ZM49 241H50V242H49ZM62 241H63V242H62ZM73 241H72V242H73ZM80 241H81V242H80ZM86 241H87V242H86ZM99 241H100V240H99ZM104 241H105V242H104ZM119 241H122L121 243L125 242V243H127L128 245L126 246L125 243H124V244H122V246H121V243H120ZM130 241H133V242H130ZM208 241H209V242H208ZM30 242H31V243H30ZM48 242H49V243H48ZM64 242H65V243H64ZM106 242H107V244H106ZM128 242H129L130 244H129ZM174 242H175V243H174ZM177 242H178V243H177ZM177 242H176V238H175V240L173 241V244L177 247V248L175 247V248H176V251L178 250L177 253H178L179 256L181 257L182 261L186 258V256H182V253L184 252L183 254H185V255L188 254L187 256H189V257H187L189 260H186V259H185V260H186V261L184 260L185 262H188V261L190 262V261H191V264H195L196 262H198V264H212L211 262L209 263V261H207L205 258H204V259H205V262H202V256H201V260H200L201 262L198 261V258H199L198 255H200L199 252H197V254H196L198 257L193 253V256H195V257H197V258H195V257L192 256V252H193V251L196 253V249L193 250L194 247H193L192 249L190 248V250H189V248L187 249V247H186L185 245H184V246H180V245H181L180 243L183 242V241L180 242V240L178 239ZM186 242H187V240H186ZM204 242H206V243H204ZM212 242H213V244H212ZM216 242H217V244H216ZM1 243H2V245H1ZM3 243H4V244H7V245L5 246V245H3ZM23 243L26 244V245H27V244H31V245L33 246V248L31 247V245H29L31 249H30L29 247H28V248H29V249H28L25 245H23ZM35 243H37V244H35ZM50 243L53 245L52 248H50V247H51V246H50V245H51ZM103 243H102V244H103ZM112 243H113V244H112ZM229 243H230V244H229ZM237 243H238V244H237ZM41 244H43V245H41ZM64 244H65V245H64ZM88 244H89V245H88ZM102 244H101V245H102ZM104 244H103V245H104ZM108 244H109V245H108ZM111 244H112V245H111ZM176 244H177V245H176ZM178 244H180V245H178ZM189 244H190V243H189ZM207 244H208V245H207ZM210 244H212V248H211V245H210ZM218 244H220V246H219ZM221 244H222V246H221ZM234 244H235V246H234ZM21 245H22V246H21ZM37 245H38V247L36 248ZM63 245L65 246V249H67V250L63 249V250L66 251V253H65V251L62 250V251L65 253V254L63 253V254L65 255V257H63V254H62V258H61V254H58V253L56 252V255H55L54 253H55V251H56L57 249L60 250V248H64ZM70 245H73V244H70ZM70 245H68V246H70ZM130 245H131V246H130ZM135 245H136V244H135ZM135 245H134V246H135ZM205 245H206V246H205ZM209 245H210V246H209ZM224 245H225V246L227 245V246L225 247ZM238 245H242V246L239 247ZM10 246H11V247H10ZM23 246H24V247H23ZM48 246H49V249H50L52 252L48 249ZM60 246H61V247H60ZM62 246H63V247H62ZM82 246H85V245L82 244ZM82 246H81V248L83 249ZM107 246H108V248H107ZM128 246H129V247H128ZM216 246H217V247H216ZM218 246H219V249H217ZM223 246H224V247H223ZM229 246H230V248H228ZM1 247H0V248H1ZM8 247H10V248H8ZM12 247H13V248H12ZM20 247H21V248L23 247V249L25 248V253L22 254V253H19V252H18L19 249L21 250ZM34 247H35V248H34ZM89 247H90V246H89ZM89 247H87V248H89ZM110 247H111V248H110ZM114 247H116V248H114ZM118 247H119V250L117 249ZM185 247H186V248H185ZM191 247H192V246H191ZM221 247H222V248H221ZM231 247L233 248V250H232ZM2 248H1V249H2ZM18 248H19V249H18ZM26 248H27L28 250H26ZM72 248H73V250H74L75 247L72 246ZM72 248H70L69 251L72 250ZM81 248H80V249H81ZM87 248L85 247V249H83V251L86 250ZM90 248H91V247H90ZM92 248H93V247H92ZM92 248H91V250H92ZM132 248H133V247H131L129 250H127L128 253L130 252V254H131V252H134V251L132 250ZM135 248H136V246H135ZM182 248H183V249H182ZM213 248H215V249H217V250H215V249H213ZM220 248H221V249H220ZM224 248H225V251H224ZM227 248H228L229 250H228ZM240 248H241V249H240ZM107 249H108V251H107ZM109 249H110L111 251H109ZM181 249H182V253H181V251H179V250H181ZM185 249H186V250H185ZM197 249H198V248H197ZM209 249H210V250H209ZM222 249H223V250H222ZM230 249H231V250H230ZM235 249H236V250H235ZM32 250H31V252H32ZM47 250H48V251H47ZM73 250H72V251H73ZM91 250H89V251L87 250L86 253H89V252L92 253L93 250H92V251H91ZM94 250H97V249H94ZM105 250H106V253H105ZM112 250H114L115 253H114ZM130 250H132V251H130ZM188 250H189V251H188ZM213 250H215V251H213ZM227 250H228L230 253H229ZM242 250H241V252H242ZM1 251H2V252H1ZM35 251H36V253H35ZM43 251H44V252H43ZM76 251H78L77 248H76ZM116 251H118V252H116ZM123 251H124V252H123ZM190 251H191V252H190ZM222 251H223V252H222ZM231 251H232V252H231ZM5 252H6V251H5ZM12 252H13V253H12ZM41 252H42V253H41ZM48 252H49V253H48ZM84 252H85V251H84ZM97 252H98V251H97ZM99 252H100V251H99ZM185 252H187V253H185ZM188 252H190V254H189ZM221 252H222L223 255H221ZM224 252H225V253H224ZM70 253H74V252H70ZM81 253H82V251H81ZM86 253H85V255H86ZM91 253H90V254H91ZM94 253H95V252H93L92 254L94 255ZM100 253H101V252H100ZM123 253H124V254H123ZM126 253H127V252H126ZM228 253H229V255L231 254V255H230V258H231V259L228 258V256H229ZM28 254H27V255H28ZM32 254H33V256H32ZM37 254H38V255H37ZM47 254H49V255L47 256ZM53 254H54V255H53ZM90 254H89V256H90ZM95 254H96V253H95ZM109 254H110V255H109ZM112 254H113V255H112ZM118 254H120V255H118ZM122 254H123V255H122ZM207 254H208V252H207ZM235 254H236V255L238 254V255L236 256ZM248 254H247V255H248ZM24 255H23V256H24ZM59 255H60V258H57ZM68 255H69V254H68ZM70 255H71V254H70ZM87 255H88V254H87ZM87 255H86V256H87ZM93 255H92V257H94ZM97 255H98V254H97ZM100 255H101V254H99V257H101ZM116 255H117V256H116ZM121 255H122V258L120 259L119 257H121ZM204 255H205V254H204ZM227 255H228V256H227ZM233 255H235L236 258H235V256H233ZM18 256H20L21 258L16 262V260L18 259ZM45 256H46L47 258H46ZM51 256H52V257H51ZM54 256H55V259H50V257H51V258H54ZM89 256L86 257V258H89ZM109 256H111V257H109ZM225 256H227V257H225ZM232 256H233V257H232ZM245 256H246V255H245ZM245 256H244V257H245ZM25 257H26V255H25ZM25 257H24V259H27V258H25ZM30 257H31V260H30ZM32 257H33V258H32ZM90 257H91V256H90ZM129 257H130V256H129ZM129 257H127V258H129ZM183 257H184V258H183ZM237 257H239L240 259L237 258ZM16 258H17V259H16ZM34 258H35V259H34ZM36 258H37V259H36ZM48 258H49L50 260H48ZM56 258H57V259H56ZM65 258L68 259L69 262H67V260L64 261ZM118 258H119L120 260H119ZM127 258H126V260H127ZM130 258H131V257H130ZM130 258H129V259H130ZM190 258H193L194 260H190ZM207 258H208V257H207ZM15 259H16V260H15ZM39 259H41V260H39ZM63 259H64V260H63ZM73 259H75V258H73ZM96 259H97V260H96ZM104 259H105V258H104ZM131 259H132V258H131ZM228 259H229V260H228ZM56 260H57V261H56ZM116 260H114V261H115L114 264H117V263H116ZM122 260H123V261H122ZM195 260H197V261H195ZM30 261H31V262H30ZM32 261H33V262H32ZM34 261H35V262H34ZM85 261L87 262V260H85ZM95 261H94V262H95ZM106 261H107V262H106ZM118 261H119V262H118ZM184 261H183V262H184ZM193 261H195V262L193 263ZM203 261H204V260H203ZM42 262H43V263H42ZM45 262H46V263H45ZM120 262H121V263H120ZM125 262H126V261H125ZM125 262H124V263H125ZM131 262H132V260H131L130 262L127 261V264H129V263L132 264ZM185 262H184V263H185ZM221 262H223V261H221ZM233 262H235V261H233ZM242 262H243V261H242ZM26 263H25V264H26ZM70 263H71V262H70ZM84 263H85V262H84ZM98 263H99V261H98ZM98 263H97V264H98ZM18 264H19V263H18ZM85 264H86V263H85ZM89 264H91V263H89ZM100 264H101V263H100ZM196 264H197V263H196ZM242 264H243V263H242Z\"/></svg>", "mask_w": 264, "mask_h": 264}]
</instances>
